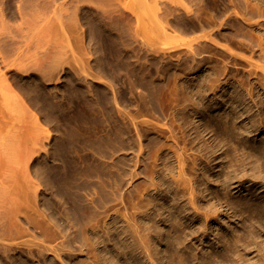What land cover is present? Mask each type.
I'll use <instances>...</instances> for the list:
<instances>
[{"label": "rangeland", "instance_id": "rangeland-1", "mask_svg": "<svg viewBox=\"0 0 264 264\" xmlns=\"http://www.w3.org/2000/svg\"><path fill=\"white\" fill-rule=\"evenodd\" d=\"M22 1V2H21ZM41 1H42V3H41ZM53 0H35V3L36 4H34L33 6H32V8H27L26 9V7L27 6H25V5H27V3H26V1H23V0H9L8 1V4L10 3V7H9V9H10V11L9 10H7L6 12L7 13H5L6 14V17H7V21H9V23L10 24H13V25H16V26H19V31H20V29H21V31L19 32V34L21 33V34H23V37H25L24 39H22V40H24L23 42H26V41H28V42H26V45L25 44H23L22 43V40H21V43L25 46L24 48H22V53H21V49H20V57L22 58V59H20L22 62V67L20 66V68H21V70H20V68H18L17 69V71H16V76H14V77H16V78H14V77H12V75L13 74H10L11 72H13L12 70V68H6L5 69V67H3V66H1L0 65V73H2L1 74V76H3L2 78H1V76H0V181H6V182H4L5 184V187H4V185H2L3 183L2 182H0L1 184V186H0V200L2 201V200H4L3 199V197L4 198H8L7 200H9L10 201V199H12V198H10L11 197V193L10 194H8V192H6V191H8V190H4V192H2L3 191V189H5L7 186H9L10 185V187L12 188V187H15L16 189H18L19 187L18 186H20V188L22 189V191L24 192V195H26V193H27V195H26V197H25V199H24V195H20V193H21V189H20V191H19V189H18V192H19V194H16V196H17V199H14L15 200V202L14 203H16L17 201H19V203H20V201H21V205L22 206H19V205H17V206H19V208H21V207H23V208H25L24 210L26 211V210H30L31 212H32V214H30L31 212L28 210V211H26V213H24L23 211V209L21 208V210H19V208H17V209H15V207H16V205H15V207H14V203L13 202H11L12 204H13V206H11V207H14V209L15 210H18L19 212L20 211H22V214L24 213V215L25 214H27V212H30L29 213V216L31 215L32 216V218H34L33 220H31V218H29L28 216L26 217V216H24V217H26L29 221H30V223H32V225H30V227L29 228H27V231L25 232V230H23L22 228L24 227H22V224L20 225V223L19 222H17V223H19V224H17V227H19V226H21V227H19V229L21 230H23V232H24V234L25 233H28L29 234V232H30V234H34V233H36V235H29V239H33V237H37V236H39V237H37V240H38V238H40L41 236L40 235H43L44 234V228H43V224L46 222V224H47V221H45V222H43L42 220H43V218L45 217V219H46V217H49L48 215L51 213V211H49V209L47 208L46 209V207H48V204H44V203H40L41 202V199H42V202L43 201H45V203H49L51 200H57V199H55V197L54 198H52L51 196V194H53L54 193V189H55V184H54V186L52 185L53 184V180H55V174L57 175L58 174V171H60L61 169H62V165H63V163H61V161L60 160H62L63 159V161H64V155L63 154H65V150L67 151V149H65V146H67V144H68V147H71V148H75L77 151L78 150H80L82 147H79V145H81L82 143L84 144V148H82L83 150H81L82 152H78V160H77V163H78V166H79V168H81L82 169V172H83V174H85L86 175V173L88 172L87 170H89V169H93V168H91L90 167V163L91 162H93L95 165H96V168L98 169V171H100L101 172V177L100 178H96L95 177V179L97 180V181H94V183H93V180H94V177H93V179L91 180V179H89V181H88V179H86V178H84V179H82L81 180V182H80V184H82V185H86V187H88V189H85L86 191H89V195L88 194H85L84 192L82 193V194H80V192H79V195L81 196V198H82V200L84 201H86V203L84 202V204L86 205V204H88L86 207L88 208L87 210V212H89V211H91L93 214H95V216L96 217H99V218H102V220L100 221V226H101V228L103 229V222L104 221H106V223H107V225H109L110 223H111V219H109L110 217H111V215L114 217H116L117 219H116V224H115V226L114 227H116V229H114V227L112 228V226H111V228H110V230L112 231V229H113V231L112 232H115L114 230H116V231H119L120 229H122L123 227V229H125V228H127L128 227V225L129 224H131L132 222H131V219H133V217H135V219H136V221H139V222H137L138 223V225H143V226H141V228L143 227V229H145V233L147 232V231H149L150 232V239L151 240H154L152 243L154 244H152V246H151V250H152V248H153V250H152V252L156 255H154L155 256V258L156 257H160V260H159V257L158 258H156V262L154 261V259L152 260L153 262H155V264H158V261H162V262H160V264L162 263V264H171L174 260H170V257H169V251H170V249L168 250V248H169V246L170 245H168V243L169 242H171L170 240L172 239V241H174L173 240V238H175V235H173V229H171V226H172V228H173V226L174 225H176V226H180L181 224L182 225H185V227L184 226H180V227H178V228H176V230L177 231H179L182 235V237H181V239L179 240V241H182V246H184V247H182V246H180L179 245V248L180 249H182L183 248V250L185 249V251L187 252V254H188V256H189V258L191 259H189V260H187V261H189L188 263H191V264H200V261L201 260H199V262H198V260H193L192 258H194L195 256L196 257H203V256H205V257H207L208 259L213 255V253H216L217 251H219V252H222L223 251V249H222V245L223 244H221V242L218 240V238L217 237H219V236H217V235H219V234H221L222 232H224L223 234H228L230 231H231V227H235V226H237V225H239V226H237L238 227V229H244V230H246V229H248L249 227H250V225H251V223H250V221L248 220V218L247 217H244L245 215H241L240 213H237L236 215H235V217L234 218H229V217H232V215H233V213H232V210H229L228 209V207H225L224 205H222L221 203V201H223V200H221V198L223 199V197H224V200H225V197L227 198V199H229L230 198V196L231 197H233V199L234 198H236V195H237V197L238 196H240V197H242V196H244V195H246V192L244 191V189L247 187H249V186H251V184L253 183V182H255V189H257L258 191H260L261 189H262V187H263V185H264V182L262 183V181H260V180H252V179H250V178H246L245 179V177H242L243 179H241L240 180V178H241V172H240V170L241 169H239V170H237L236 171V173H237V176H239L240 175V177H238V179L236 178V179H232L233 177H231L230 179L232 180V182H231V180L229 181V178L227 177V176H229L231 173H233V171H231V170H233L232 168H233V166H232V168L230 167V169H228V170H226V167L228 168L230 165H232V164H234V163H231L230 162V158H232V159H235V158H237L238 159V157L240 158H242V155H246V151H242V146H244V144H245V146L247 145V146H255V144H257V146H261V145H263L264 144V127H262V125H264V119L262 118V117H264V91H262V89H261V87H259L258 86V84L257 83H253V82H255V79L254 78H250V77H248L247 75L245 76V72L244 71H246L248 68H246V69H244V67L242 66V64H244L245 65V63H244V61L245 60H247L248 59V57L250 56V52L248 53L245 49H244V47H242L239 43H237V42H235V38H232V36L230 35V34H232L231 32H230V30L231 29H229L228 28V26L227 25H224L223 27H222V29H221V33L222 32H224L223 33V35L225 36V38H224V40H223V38L222 37H224V36H222V34H219V35H217L218 33H220V32H217L216 31V29H214V31L213 32H215L216 33V35L218 36H214V37H212V38H216L215 39V46H216V44L218 45V46H223L224 47V45H225V47L224 48H226V51L223 49V47H215V46H212V44H211V48H209V47H207L208 49H210V51L206 48L204 51H202V54H200V55H196L197 57L195 58V57H193V58H188V59H191V60H193V61H189L188 59H184L183 58V60L182 59H180L179 57H181L182 55H180L181 53H178L180 50H178L177 49V52H176V50H173V46L172 45H174L175 44V46L176 45H178L179 46V44L181 43V44H183V43H185V42H187V41H189V40H191L193 37H192V35L193 34H191V36H187V34L189 35V33H187V34H185V32L184 33H182V31H181V33L182 34H180V33H178L180 30L179 29H177V28H175V29H173L174 27L173 26H175V22H177L176 21V19H174L173 20V18H171V17H168V18H166V22L170 19L171 21H175L174 23L173 22H171V23H173V24H171L170 22L169 23H166V22H164L163 23V19H162V21H161V19H160V21L158 20V18H157V20H156V18L154 19L153 17L154 16H151L152 18H153V20H155L156 22H158V23H160L159 25L161 26V25H168V26H170L171 27V25H173L171 28L175 31L176 29L178 30V32L177 31H175V32H177V34H179V35H177L176 33L174 34L173 33V31H170L169 32V30H171V28L169 27L168 28V26H167V28H168V30L167 29H165L166 28V26H165V28H161L160 30L162 31V29H164L163 31H165V30H167L169 33H170V36L168 37V39H165V37L167 36V35H164V36H162V35H159V33H160V30H158V35L157 34H155L154 32H152V28H153V26H151L152 28H151V30H150V28H148V26L150 25V24H148L146 21H148V20H152V18L151 19H149L148 17H149V15L147 14V15H145L146 13H144L142 10L144 9V3H141V4H139V2H141L142 0H139L138 2H136L135 3V1H133V0H109V2H108V0L106 1V3H105V1H102V0H86V1H82V0H71V2L73 1V3H70L68 0H66V1H64V0H54V2H52ZM128 1H133L135 4H133V6H134V8L135 7H137V10L136 11H138V9H139V7H140V9H139V11L141 12L140 14L142 15V13H144L142 16H141V18L143 17V21H141V19H139V21H138V18L136 19V15H135V9L134 10H132L133 9V6H132V9H131V12L133 11V13H134V17H135V19L138 21H136V23H135V19H130V20H127V21H125V22H127L126 23V25H128L129 26V30L131 29V27L134 29L135 27H134V24L133 23H135V24H137V26L138 25H140L141 24V26L139 27L138 26V28H136V32L135 33H137V34H135L136 35V38L134 37L135 35H133L134 33H133V29H131L130 31L128 30L127 31V29H128V26L127 27H125V28H123L124 27V24L123 23H125L124 22V20H122V19H119V20H117L116 18L114 19V18H112V19H114V20H116L115 22L112 20V21H110V20H107V19H103V18H101L102 16H104V17H106L107 16V14H105L104 15V13H105V11L106 10H102L104 13H102L101 12V9L103 8V6L104 7H106V8H104V9H107L108 10V12L110 13V14H113V15H117L116 14V11L118 12V10H121V9H124V7L123 8H121V6L123 5V3L121 4V2H124V4H127L128 3ZM147 0H145L144 2H146ZM152 1V0H151ZM155 1V0H154ZM153 1V2H154ZM157 1V0H156ZM158 1H160V3L158 2ZM157 2L158 3H156V2H154L155 4V6H157V4H158V8H159V6H162V5H159V4H162L164 1L165 2H168V0H158ZM163 1V2H162ZM170 2L171 1H173V0H169ZM183 1V0H182ZM23 2H25L26 4H24ZM60 2L62 3V4H60ZM66 3V4H64V3ZM67 2H69V4L70 5H76V6H79L78 8H79V10H81L80 12H79V10H78V8H75L76 6H71L70 7V5L67 3ZM126 2V3H125ZM132 2V3H133ZM149 2H150V0H149ZM149 2H147L148 3V5L150 6V3ZM152 2V3H153ZM165 2L163 3V4H165ZM169 2V3H170ZM185 2V1H184ZM22 5H21V4ZM40 3V4H39ZM58 3V4H57ZM105 3V4H104ZM130 3V2H129ZM147 3H145L146 4V6H147ZM167 4V5H170L171 3H172V5H174L173 4V2H171L170 4ZM187 5H188V3H187V1L185 2ZM19 4V5H18ZM43 4L45 5V6H43ZM52 5V7H51V5ZM62 5V6H60V5ZM85 4V5H84ZM89 4H91V6L89 5ZM98 4V5H97ZM118 5V7H117V5ZM120 4H121V6H120ZM36 5H38V6H36ZM43 6V8H42V6ZM49 5V6H48ZM54 5V6H53ZM58 7H57V6ZM69 5V6H68ZM128 5V4H127ZM127 5H125V7L127 6ZM132 5V4H131ZM138 5H141V6H138ZM152 5V4H151ZM19 6V7H18ZM22 6V7H21ZM24 6V7H23ZM66 6V7H65ZM87 7V8H85V7ZM100 6H102L101 7V9L99 10V8L98 7H100ZM113 6H116V7H113ZM149 6H147V7H149ZM17 7V8H16ZM21 7V9H19ZM54 7V8H53ZM60 7V8H59ZM64 9H63V8ZM75 8V9H73V8ZM89 7L91 8V9H89ZM129 7V6H128ZM128 7L127 8H125V9H128ZM147 7H146V9H147ZM151 7V6H150ZM150 7H149V9H150ZM153 7V6H152ZM151 7V8H152ZM13 8V9H12ZM23 8V9H22ZM85 8V9H84ZM98 8V9H97ZM114 8H118L117 10H115ZM157 9V7H154V9ZM162 7H160L159 9L161 10H159L160 12H161V14H163L162 13V9H161ZM16 9V10H15ZM50 9H55V13H59L60 14V16L62 17V21H61V18L59 17V14H57L58 16H57V18H56V16L54 15L55 13L54 12H52V13H54V14H52L50 11ZM72 9V10H71ZM142 9V10H141ZM148 9V10H149ZM19 10V11H18ZM31 10V11H30ZM32 10H34V11H32ZM44 12H43V11ZM52 10V11H53ZM66 10H68L70 13H71V11H72V13L70 14L68 11H67V13H66ZM75 10H77L76 11V14H75ZM82 10H84L83 11V13H82ZM130 10V9H129ZM129 10H127V11H129ZM152 10H153V8H152ZM148 11V13L149 12H152L153 13V11ZM16 11V12H15ZM19 13H18V12ZM24 11V12H23ZM90 11V12H89ZM99 11H100V13H102V15L99 13ZM10 12V13H9ZM22 14H21V13ZM26 12V13H25ZM31 12V15L29 14ZM77 12H79V13H77ZM130 12V13H131ZM146 12V11H145ZM156 12H158V10H156ZM18 13V14H17ZM33 13V14H32ZM43 13V14H42ZM70 15H69V14ZM74 13V15H72ZM137 13V12H136ZM139 13V12H138ZM28 14V16H26V15ZM40 14V15H39ZM45 14V15H44ZM151 14V13H150ZM161 14H160V17H161ZM24 15V16H23ZM33 15H36L35 17H33ZM75 15L76 16H79V17H77V19H76V17H75ZM85 15V16H84ZM152 15V14H151ZM156 15V17H157V15L159 16V14H155ZM21 16V17H20ZM45 16V17H44ZM72 16H74V17H72ZM84 16V17H83ZM87 16V17H86ZM139 16V15H138ZM146 16H148L147 18H145ZM18 17V18H17ZM20 17V18H19ZM23 17H28L27 19H29L30 21H31V23H30V21H28L26 18H24V20H26V22L28 23H25V21L24 22H22V19H23ZM31 19H30V18ZM58 17L60 18V19H58ZM140 17V16H139ZM43 18H45L44 20H45V22H49L50 24H52V25H50L49 23H44V20H43ZM49 18V19H48ZM21 19V20H20ZM35 19V20H34ZM38 19V20H37ZM48 19V20H47ZM64 19H65V22H64ZM79 19V20H78ZM81 19V20H80ZM91 19V20H90ZM97 19H99V20H97ZM144 19H146V21L144 20ZM148 19V20H147ZM32 20H34V21H32ZM43 20V21H42ZM52 20V21H51ZM67 20V21H66ZM87 20L89 21L88 22V24L86 23L87 22ZM94 20V21H93ZM100 20H102V21H100ZM38 22L37 24H36V22ZM58 21V22H57ZM59 21H61V23L59 22ZM80 21H82V22H80ZM93 21V22H92ZM99 21V22H98ZM107 21H110L112 24L114 23L115 24V26H114V28L115 29H117V30H119L118 28H120V32L122 31V29H121V27L123 28V29H125L124 31H126V33L128 32H130V34H132L131 36H129L128 35V33L126 34L125 32H123L122 31V35L124 34V37L123 36H121V34L119 35L118 33H120L119 31H113V30H115L114 28H111V27H109V25H107ZM165 21V20H164ZM222 21H224V19H222ZM19 22H21V24L19 23ZM34 22H35V24H34ZM53 22H55V23H53ZM63 22H64V25L67 27H65L64 25H63ZM68 23V24H65V23ZM73 22H74V26H73ZM77 22V23H76ZM90 22H92L93 24L95 23V22H97L96 24L98 25H96V24H94L95 26H97V29L99 28L101 31H99V29L97 30L96 28H95V26H93V24L91 23L90 24ZM102 22V23H101ZM109 22V23H110ZM129 22V23H128ZM141 22H144V24L145 25H143V23H141ZM149 22H151V21H149ZM153 22V21H152ZM162 22V23H161ZM33 23V28L35 29V31H30V30H32L33 28H31V25H29V24H32ZM61 24V25H63V26H61L60 24L59 25H57L56 27L54 26V25H56V24ZM104 23V24H103ZM108 23V24H109ZM25 24V25H24ZM90 24V25H89ZM101 24H103V25H101ZM113 24V25H114ZM117 24H118V26H117ZM148 24V25H147ZM156 24V23H155ZM154 24V25H155ZM170 24V25H169ZM21 25V26H20ZM24 25V26H23ZM27 25H29V26H27ZM76 25V26H75ZM107 25V26H106ZM111 25V24H110ZM131 25V26H130ZM25 26H27V27H29V28H31V29H28L27 27H25ZM49 26H51V28L49 27ZM55 27V28H53V27ZM60 26L62 27V28H60ZM69 26V27H68ZM71 26V27H70ZM90 26H92V28L90 27ZM99 26H103V28H101V27H99ZM121 26V27H120ZM144 26H147L146 27V30H147V32L146 31H144L143 29H145V27ZM24 27H25V29L27 30H25L24 29ZM36 27V28H35ZM73 27V28H72ZM77 27H78V29H77ZM82 29V27H83V29L81 30L80 28ZM108 27L109 28H111V29H109L108 30ZM113 27V26H112ZM150 27V26H149ZM60 28V29H59ZM70 28H72V29H70ZM75 28V29H74ZM87 28L88 29H90L91 31H94V33H92L91 34V36H94V34H95V36L94 37H91V36H89L88 35V33L90 32V30H87ZM155 28H156V26H155ZM154 28V29H155ZM33 29V30H34ZM51 29V30H50ZM53 29V30H52ZM94 29V30H93ZM104 29H105V32H103L104 31ZM113 29V30H112ZM153 29V31H155L156 32V29L154 30ZM157 29H159V28H157ZM225 29V30H224ZM227 29V30H226ZM27 32H25V31ZM29 30V31H28ZM58 30V31H57ZM59 30H62V32L61 31H59ZM67 30V32H65ZM83 30H85V31H83ZM103 30V31H102ZM107 30V31H106ZM135 30V29H134ZM223 30V31H222ZM52 31V32H51ZM55 31V32H54ZM63 31H64V35L62 34L63 33ZM111 31V32H110ZM113 31V32H112ZM146 32V33H148L147 35L144 33V32ZM232 31V30H231ZM32 32H33V34H32ZM35 32V33H34ZM61 33L62 34V36L61 37H63L64 39H62V38H60V34L58 35V34H56V33ZM97 32V33H96ZM109 34H108V33ZM139 32H141L144 36H146L147 38L149 37H151L152 39H151V41H152V43L153 44H155L154 43V40L157 38L158 39V41H157V43L158 44H162L161 46H165V47H169L170 48V46H172L171 48H172V50H171V52L170 51H167V53H165V51L166 50H168L167 48H166V50L165 51H163L162 50V48H160L159 47V51H158V48L155 46V48L157 49H155V48H152V47H154L153 45H152V47L149 45V48L146 50V52H144L145 51V47L147 46L146 44H143V43H146L147 42V40L145 41L144 40V38L145 37H143L142 38V35H141V33H139ZM172 32V33H171ZM229 32H230V34H229ZM53 33V34H52ZM68 35H67V34ZM115 33H117L118 35H116ZM157 33V32H156ZM166 33V32H165ZM164 33V34H165ZM197 33H198V31H197ZM214 33V34H215ZM28 34V35H27ZM31 34V35H30ZM54 34H56V36L54 35ZM65 34H66V36H65ZM82 34V35H81ZM90 34V33H89ZM112 34H114V36L112 35ZM141 35V37H140V35ZM166 34H168V33H166ZM25 35V36H24ZM30 35V36H29ZM111 35V36H110ZM118 37H121V38H117L116 36ZM127 35V36H126ZM172 35H174V37H176V39H178V38H180V37H183V39L181 38V39H179V40H177L176 41V39L175 38H171L172 37ZM184 35H186V36H184ZM198 34H196V35H193V36H197ZM58 36V37H57ZM82 36V37H81ZM85 36H86V38H85ZM96 36H97V38H96ZM110 36V37H109ZM129 36V37H128ZM134 38H133V37ZM137 36H139L138 38H137ZM161 36H162V38L164 37V39H162L161 38ZM177 36H179V37H177ZM226 36L227 37H230V39L228 38H226ZM28 38V40H26L27 38ZM29 37H31V38H29ZM67 37V38H66ZM95 38L96 40H98V41H96L95 39H91L92 41L90 42V38ZM110 39H109V38ZM115 38L113 41L115 42V40H121L122 39V43L123 44H125L126 46L131 42L132 43V41L135 43H130L129 45L130 46H125L126 48H128L129 47V50L127 49L126 50V48H124L123 46V44L121 45L120 43H121V41H119L120 43L118 44V40L115 42V45L117 46H114L113 47V45H112V43H114L113 41H111L112 40V38ZM128 39H127V38ZM22 37L20 36V39H21ZM81 38V39H80ZM99 38V39H98ZM102 38L103 39H106L107 40V42H106V40H102ZM117 38V39H116ZM123 38H124V40H123ZM139 38H142V40L143 41H141V39H139ZM190 38V39H189ZM195 38V37H194ZM222 40H221V39ZM232 38V39H231ZM30 39V40H29ZM66 39H68L69 41V44L66 42L67 40ZM80 39V41L78 42L77 40H79ZM84 39V40H83ZM102 41H101V40ZM175 39V40H174ZM63 40V41H62ZM64 40H66V41H64ZM112 42L110 45L108 44V42H110V41ZM127 40V43L125 42ZM131 40V41H130ZM164 40V41H163ZM172 40L174 41V42H172ZM227 40V41H226ZM228 40H232V41H228ZM234 40V41H233ZM31 43H30V42ZM56 41V42H55ZM89 41V42H88ZM94 41H96V44L94 45L93 44V42ZM102 42L103 44H101L100 46H101V48L103 47V51H102V49H100V47H99V44H100V42ZM135 41H137V43L135 42ZM166 41V42H165ZM191 41H193V39L191 40ZM217 41V42H216ZM63 42H66L67 44H65V43H63ZM86 42V43H85ZM125 42V43H124ZM141 44V45H139V43ZM149 42V41H148ZM148 42H147V44H148ZM230 42H234V43H230ZM21 43L19 44L20 45V47L19 48H21V46L23 47V45H21ZM29 43V44H28ZM56 45H55V44ZM58 43V44H57ZM62 43L64 44V45H62ZM84 43V44H83ZM92 43V44H91ZM95 43V42H94ZM152 43H150L149 42V44H152ZM166 43V44H165ZM168 43V44H167ZM219 43V44H218ZM220 43H221V45H220ZM230 43V44H229ZM235 43H237V45L240 47H242V48H239ZM27 44L28 45H30L29 47H30V49L28 48V46H27ZM33 46H32V45ZM85 44H87V46L85 45ZM98 44V45H97ZM107 44H108V46H107ZM118 44V45H117ZM136 44H138V45H136ZM171 44V45H170ZM180 44V45H181ZM194 44V43H193ZM222 44H224V45H222ZM227 44V45H226ZM53 45H54V47H53ZM58 45V46H57ZM61 45V46H60ZM67 45H69L68 47H69V49L68 50H66L65 49V47H67ZM86 46V47H84V46ZM89 45V46H88ZM103 45V46H102ZM120 45V46H119ZM146 45V46H145ZM170 45V46H169ZM213 45H214V43H213ZM27 46V47H26ZM107 46V47H106ZM111 47V49L113 50H111L110 49V47ZM141 46V47H140ZM142 46H144V49H143V47ZM227 46V47H226ZM32 47V48H31ZM108 49H106V48ZM130 47L131 48H133V49H130ZM180 48L179 49H182L181 51L183 52V51H185V50H187V49H185L184 47H181V46H179ZM215 47V48H214ZM48 48H51V49H53L54 51H52L51 49H48ZM56 48V49H55ZM81 48H83V49H81ZM136 48V49H135ZM174 48H176V47H174ZM219 48V49H218ZM227 48H228V50H231L230 52H231V54H234V57L235 58H233L232 56H231V54H230V56H229V53L227 52L228 50H227ZM25 50V52H24V50ZM47 49V50H46ZM70 49H72V50H70ZM85 49V50H84ZM86 49H88V50H86ZM106 49V50H105ZM123 49V50H122ZM185 49V50H184ZM216 49H218V50H216ZM221 49H222V52L224 53H220V51H221ZM242 49H244V51L242 50ZM27 50V51H26ZM29 50V51H28ZM52 52H54L55 54H54V56H55V60H57V63L58 64H56V62H55V60L52 58V56L51 55H47V53L48 54H50V53H52ZM74 50V51H73ZM91 50H94V52L92 51L91 52ZM114 50H116V52H117V54H115L114 52ZM138 50H139V52H138ZM161 50V51H160ZM206 50H208V51H206ZM224 50V51H223ZM45 53H44V52ZM47 51V52H46ZM50 51V52H49ZM68 51V52H67ZM70 51H71V54H70ZM73 51V52H72ZM82 51V53H86L85 55L83 54V55H80L79 54V52H81ZM84 51V52H83ZM121 51V52H120ZM129 51V52H128ZM144 53H143V52ZM172 51H175L176 52V56H178V54H179V56H178V58L176 57L175 58V53L174 52H172ZM218 51V52H217ZM246 51V52H245ZM107 52H112V53H109V55L111 54L112 56L114 55V59H113V57H111V55L109 56L108 55V53ZM141 52V53H140ZM148 52V53H147ZM160 52V53H159ZM163 52V53H162ZM27 53V54H26ZM44 55H43V54ZM56 53H57V55H56ZM66 53H69L68 55L66 54ZM81 53V54H82ZM92 53H94V54H96V55H98L99 54V57L98 56H96V55H94V54H92ZM119 53H121V54H119ZM139 53V54H138ZM169 53H174V54H172V55H170L169 57L171 58V56H172V59L170 60V58L168 59V58H166V57H168V56H163V55H168ZM209 53V54H208ZM211 53V54H210ZM217 53H219V55L220 56H218V54ZM227 53H228V55H227ZM26 54V55H25ZM53 54V53H52ZM76 56H75V55ZM89 54H90V58H88L89 57ZM140 54H142V55H140ZM143 54H146V55H143ZM162 55V58H161V55ZM66 55L68 56V60H66ZM71 55V56H70ZM92 55H94V56H92ZM115 55H117V56H115ZM120 55H121V57H123V58H121L120 57ZM123 55V56H122ZM174 55V56H173ZM218 57H217V56ZM221 55H226L225 57L224 56H221ZM57 56V57H56ZM62 56V57H61ZM75 56L76 57V59H78V61L75 59L74 60V58L73 57ZM101 56V57H100ZM127 56V57H126ZM144 56V57H143ZM145 56H147V57H150L149 59H150V61H149V59L147 58V57H145ZM205 56V57H204ZM228 56V57H227ZM50 57V58H49ZM66 57V58H65ZM97 57H98V60H96V61H93V63H91V62H89L90 60L92 61L93 59H97ZM109 57V58H108ZM126 57V58H125ZM141 57H143V58H145V60L143 59V58H141ZM160 57V58H159ZM204 57V58H203ZM223 57V58H222ZM237 57V58H236ZM240 57H242V60H243V58H246V59H244V61H241L240 60ZM51 58L53 59L52 61L55 63V65L57 66V68H55L54 70H53V63H51L50 62V60H51ZM72 58V59H71ZM81 58H83V61H81ZM125 58V59H124ZM159 58V59H158ZM195 58V59H194ZM230 58L231 59H233V60H235V62L232 60V63H228V61L230 62ZM50 59V60H49ZM89 59V60H88ZM105 59V60H104ZM115 61V63H114V61ZM122 59V60H121ZM160 59H162V60H160ZM177 59V62L178 61H180L179 63H181V64H179V63H177L175 60ZM224 60V59H227V60H225V61H222V60ZM238 59V60H237ZM254 59H256V58H254ZM20 60H19V63H20ZM66 60V61H65ZM70 60H72V62L70 61ZM86 60V61H85ZM101 60H102V63H101ZM109 60V61H108ZM142 60H144L145 62H147V63H151V67H148V66H150V65H148L147 63H144V62H142ZM170 60V61H169ZM206 60V61H205ZM237 60V61H236ZM240 60V61H239ZM257 60V59H256ZM256 60H254L255 62V64H257V65H260V64H258L257 62H259V61H257L256 62ZM67 61H69V62H67ZM74 61H76V62H74ZM98 61V62H97ZM105 61V62H104ZM131 61V63H128V62H130ZM141 61V62H140ZM186 61H188V62H186ZM202 64H200L199 62ZM217 61V62H216ZM218 61H219V63H218ZM226 61H227V64H226ZM67 62V63H66ZM71 62V63H70ZM81 62V63H80ZM84 64H83V63ZM87 62H88V64H87ZM104 62V63H103ZM106 62H108V63H106ZM109 62L111 63L112 62V64H109ZM134 63V67H132L133 65H129V64H133ZM176 62V64H174L173 65V63H175ZM182 62H184V64L185 65H182L183 63ZM186 62V63H185ZM209 62V63H208ZM212 62V63H211ZM222 62H223V64H222ZM239 62H240V65H239ZM242 62V63H241ZM34 63V64H33ZM38 63V64H37ZM51 63V64H50ZM66 63V64H65ZM79 63L80 64H83L84 66H85V72L87 73V72H89V70H94L95 72H96V69L99 71V70H101L102 69V67L105 65V64H108L107 65V67H110V68H106V65H105V67L101 70V71H104L105 70V68H106V70H105V72H101V73H103L102 75L99 73V72H97V74L98 75H96V73H94V72H90L89 74H95L96 76H100L101 77V79H98V81H102V82H95V80H93L94 78H91V76L87 73H85L84 72V67H83V69H82V66L81 65H79ZM89 63H91V64H89ZM118 63V64H117ZM120 63V64H119ZM128 63V64H127ZM188 63V64H187ZM194 63V64H193ZM199 63V64H198ZM260 63V62H259ZM36 64V65H35ZM50 64V65H49ZM60 64V65H59ZM65 64V65H64ZM86 64H87V66H89L88 68H87V66H86ZM104 64V65H103ZM113 64H115V65H113ZM179 64V65H178ZM186 64H187V66H186ZM190 64V65H189ZM211 64H212V66L213 67H216V69L215 68H211L212 66H211ZM233 64V65H232ZM235 64V65H234ZM33 65V66H32ZM39 65H43L42 67H40ZM49 65V66H48ZM52 65V67H50ZM54 65V66H55ZM71 65H73L74 67H75V69H76V67L77 68H79V69H76V70H74V71H72L71 72V70H69L68 71V69H71L73 66H71ZM77 65H79L80 67H78ZM97 65H100V66H97ZM126 65H128V68H131V70L132 69H134L133 71H131V70H129L128 68H125V67H127ZM148 65V66H147ZM169 65L171 66L172 65V67H170L169 68ZM183 66V67H181V66ZM195 65V66H194ZM209 65V66H208ZM227 67H225V66ZM55 66V67H56ZM91 66V67H90ZM94 66H97V67H94ZM117 66H119V67H121V66H123V67H121V69L122 70H120ZM130 66V67H129ZM176 66V67H175ZM178 66H180L182 69H187V67L189 68V69H187L186 71H187V75H186V71H184V72H182V70H181V68L180 67H178ZM184 66H186V68L184 67ZM197 66V67H196ZM239 66V67H238ZM246 67H247V65H245ZM70 67V68H69ZM73 67V68H74ZM92 67H93V69H92ZM100 69H99V68ZM114 67V68H113ZM153 67H155V68H157V71H156V69L154 70L153 69ZM167 67V68H166ZM191 67H193L195 70H192V68ZM197 69H196V68ZM201 67V68H200ZM210 67V68H209ZM220 67H224L225 68V70L223 69V68H220ZM64 68H66V69H64ZM91 68V69H90ZM94 68H96V69H94ZM113 68V69H112ZM138 68V69H137ZM169 68V69H168ZM176 68V69H175ZM200 68V69H199ZM217 68H218V70H217ZM244 70H243V69ZM8 69H10V70H8ZM12 69V70H11ZM27 69V70H26ZM42 69V70H41ZM57 69H60L61 70V72H59L58 74H56V71H57ZM83 70L82 71V75H84L85 76V78H83L84 76H82L79 72H81L80 70ZM109 69H112V70H109ZM116 69H118V70H120V72H122V74H123V72H124V70H126V72H124L125 74L127 73V72H129L130 73V75H131V77H130V80L128 79V77L130 76L129 74H124L125 76H127V77H125V76H123L118 70H117V72H115L116 71ZM141 69V70H140ZM147 69V70H146ZM158 69H162V70H158ZM166 71H165V70ZM180 69V70H179ZM199 69V70H198ZM215 69V70H214ZM219 69H221V70H219ZM8 72H6V71ZM37 70V71H36ZM39 70V71H38ZM73 70V69H72ZM107 70H109V71H107ZM129 70V71H128ZM136 70H138L137 72H136ZM140 70V71H139ZM173 70V71H172ZM188 70H191V71H188ZM210 70L212 71H216V72H213V74H215V75H213L212 74V72H210ZM224 70V71H223ZM242 70H243V72H242ZM43 71V72H42ZM47 73H46V72ZM53 72V73H50V72ZM76 71V72H75ZM106 71L108 72V73H106ZM131 71V72H130ZM134 71H135V73H134ZM147 71V72H146ZM148 71H149V73H148ZM156 71V72H155ZM169 73H168V72ZM178 71H180L179 72V74H182L183 76L182 77H175V78H173L175 75H176V73L178 72ZM195 71V72H194ZM220 71H221V76L220 77H218V75H220ZM4 72H5V74H7V75H5L4 74ZM40 72H41V74H40ZM70 72V73H69ZM75 72V73H74ZM113 72H115V73H113ZM134 73V75H133V73ZM139 72H141V75H142V77H141V79L140 78H137V77H140L139 76ZM162 72V73H161ZM191 72V73H190ZM210 72V73H209ZM222 72L224 73V74H222ZM46 73V74H45ZM64 73V74H63ZM77 73H79L80 75V77L77 75ZM85 73V74H84ZM112 73V74H111ZM116 73H117V75H116ZM132 73V74H131ZM137 73V74H136ZM144 75H143V74ZM174 75H173V74ZM190 73V74H189ZM219 73V74H218ZM228 73V74H227ZM234 73V74H233ZM243 73H245V74H243ZM5 76H4V75ZM48 74V75H47ZM58 75V76H56V77H58L57 79H55L56 77L54 76H52L53 78L52 79H49V77L48 76H50V75ZM72 74V75H71ZM112 75V76H109V75ZM149 74V75H148ZM150 74L152 75V77L150 76ZM158 74V75H157ZM202 74V75H201ZM205 74H207L208 75V77L210 78V74H212V76H217L218 77V79H216V77H214V80H213V78H210V79H208V77L205 75ZM227 74V75H226ZM230 74H231V76H230ZM74 75H77V78L79 79H77L76 78V76L75 77H73ZM95 75H92V77H95V79H97L96 78V76ZM122 77H121V76ZM135 76V80L133 81V79H132V77L133 76ZM138 75V76H137ZM148 76V77H146V76ZM170 75L172 76V77H170ZM186 75V76H185ZM201 75V76H200ZM204 75V76H203ZM224 75H225V77H224ZM43 76H45V77H43ZM46 76L48 77V79H46ZM60 76V77H59ZM106 76H107V79H105L106 78ZM160 76V77H159ZM179 76H181V75H179ZM193 76V77H192ZM206 76V77H205ZM211 76V77H212ZM244 76V77H243ZM14 79H12V78ZM63 77V78H62ZM83 78V80H80V79H82ZM100 77H98V78H100ZM105 77V78H104ZM118 77H120V78H118ZM125 77V78H124ZM144 77V78H143ZM152 79H151V78ZM184 77V78H183ZM198 77H202L201 79L200 78H198ZM206 78V79H204V78ZM240 77H242L243 78V84L242 83H238L239 81H240V79H241V81H242V78H240ZM247 77V78H246ZM7 79L6 81H5V79ZM9 78V79H8ZM43 78H45V79H43ZM50 78H51V76H50ZM75 78H76V81L78 80V81H80V83L77 81H75ZM103 78H104V80H103ZM108 78H111L112 79V81L110 80V79H108ZM113 78H115V79H113ZM126 78H127V80H128V82L126 81ZM143 78V79H142ZM156 78V79H155ZM167 78V79H166ZM170 78V79H169ZM171 78H172V81H170L171 80ZM180 78V79H179ZM181 78L182 79H184V81L182 82V80H181ZM188 78V79H187ZM194 78V79H193ZM237 78H239V79H237ZM10 79H12V81L10 80ZM53 79H55V81L53 80ZM62 81H61V80ZM86 79H88V82H91V83H93V86H91L90 84L91 83H88V82H86L85 80ZM116 79H118V80H116ZM119 79H121V81H119ZM123 79H125V80H123ZM149 79V80H148ZM154 79V80H153ZM175 79V80H174ZM198 79L202 82V83H200L199 84V82L200 81H198ZM204 79V80H203ZM215 79L217 80V82H215ZM235 79V80H234ZM250 79H251V81H250ZM254 81H253V80ZM105 80H108V82L107 81H105ZM139 81V82H137V83H135V81ZM147 80V81H146ZM152 80V82H150ZM158 80V81H157ZM173 80L174 81H179V82H177V86H178V83H179V86L180 87H182L181 89H183V88H186L185 90H182V91H186L185 93H183V94H185V95H183V96H188V97H183V98H185V100L184 99H182L183 101H186V98L187 99H191L192 98V100L189 102V103H184L183 101L180 103L181 105H179L178 106V108H180V109H178L177 110V108L174 110V111H176L175 112V114H176V116H177V114L178 115H180V111L181 110H183L184 112H186L185 114H188L187 112H189V116L188 115H185L184 114V112H182L181 111V115H183V118H185L184 120H185V122L187 123L189 120H186V119H188V117H189V119L191 120L190 122H188V123H191V124H186L185 122H184V128L186 129V130H184V128L180 125V123L179 122H181V119H180V121L178 120L177 122H173V119L175 120H177V118H181V117H176L175 116V118H172V117H170V116H172V115H169L171 112L170 111H168V110H165V109H162V111L164 110V112L166 111H168V112H170L169 114H167V113H164L163 114V112L161 113V115H160V113H157V112H159V111H161V106H159V105H156V106H154V112L153 111H151V113H153V115H154V117L152 116V114L151 115H149L150 114V112L148 113V110H146V109H144V106H143V104H142V97H144L145 96V94H147L148 95V90H156L157 88H159L158 90H160V87H161V89L162 88H164V85H166L165 83H169L168 81H170L171 83L173 82ZM195 80V81H194ZM206 80V82H203V81H205ZM212 80V81H211ZM218 80H219V82H218ZM238 80V81H237ZM1 81H2V83H3V81H5L3 84L1 83ZM9 81V82H8ZM43 81V82H42ZM65 81V82H64ZM82 81H84V82H82ZM109 81H111L112 82V84H114L115 83V85H112L111 84V82L109 83ZM118 81V83H116ZM124 83H123V82ZM130 81H132V82H130ZM146 81V82H145ZM148 81H149V84L150 83H156L155 85L153 84H151V85H149L148 84ZM185 81H187V82H185ZM190 81V82H189ZM192 81V82H191ZM198 81V82H197ZM209 81H210V83H209ZM213 81L215 82V83H213ZM240 81V82H241ZM246 82V84H244L245 82ZM62 83V84H60V83ZM67 82V83H66ZM76 82V83H75ZM82 82V83H81ZM103 82H106V83H108L107 85L105 84V83H103ZM125 82L126 83H133L136 87L134 88L133 87V90L134 89H136L134 92H133V95H132V93H129V94H127V96L124 98L125 99V101H124V103L123 104H121L122 102H123V100L124 99H122L121 98V96L119 95V97H120V100L118 99V94H120V90L119 89H121V90H123L124 88H125V86L126 85H128V84H125ZM194 82V83H193ZM197 82V85L199 84V86H197L196 85V87H198V89H199V91H198V89L195 87V83ZM211 82L213 83V84H211ZM253 83V85H252V83ZM5 83L7 84L6 86H7V88H6V86H5ZM12 83V84H11ZM69 83V84H68ZM78 83V84H77ZM101 83V84H100ZM123 86H120V84ZM146 84V91L147 92H144L145 91V89H144V87H145V84ZM164 83V84H163ZM182 83V84H181ZM188 84V87H187V84L183 87V85L184 84ZM192 85H191V84ZM204 83V84H203ZM251 84V85H248V84ZM2 84V85H1ZM9 84V85H8ZM80 84H84L83 86L81 85V86H79L78 87V85H80ZM95 84V85H94ZM132 84V85H133ZM182 86H181V85ZM194 84V85H193ZM202 84V85H201ZM208 85V86H206V85ZM219 84V85H218ZM224 84H226V85H224ZM228 84V85H227ZM254 84H255V86H254ZM57 85V86H56ZM75 85V86H74ZM76 85H77V88H76ZM101 85H102V89H101ZM139 87H138V86ZM141 85H143L142 87H143V90H142V87H141ZM156 85H158V86H156ZM163 85V86H162ZM190 85L192 86V87H190ZM204 85V86H203ZM210 85L212 86V85H214V86H212V87H210ZM240 85V86H239ZM246 85H248L246 88H245V86ZM70 86H74L75 88H76V90L79 88V91H80V93L81 94H79V97H81V99H82V97H83V102L82 103H86V101L88 100V99H91L90 100V105H91V107L94 109L95 107H93L92 105H96V108L94 109V110H101L102 111V109H106L107 111H108V113H105V111H104V113L105 114H107V116L104 114V117H102V116H100L101 115V111H97V112H99L100 114H98L97 112H95L94 111V113H92L93 114V117H92V119H93V121H94V119H95V123H96V121H97V123H99L97 126H101V124H103L104 125V127H100L101 128V130H99V132H101L102 131V134L101 133H99V132H97L96 131V133H93V134H89L88 136H86L85 135V131H84V127H83V125H82V123L81 122H79V121H81V114L79 115L78 113H79V111L77 112L76 111V107L78 108V107H80L81 106V101L82 100H80V98L78 97V95H77V93H79V92H77L76 90H75V88L73 89L72 87H70ZM89 86H90V88H89ZM95 86H97V88H99L100 89V92H102V93H104L105 91V94H107L106 95V98H107V100L108 99H110V100H108L109 101V103H111L110 104V106H104V108H103V106L102 105H104V104H101V108L102 109H99V107H97V103H96V100H95V102H93L94 100H92L93 98H91V97H94V99H98V97L101 95V93L99 92V94H98V89L95 87ZM104 86V87H103ZM112 86H114V89L115 88H118L116 91V93L115 92H113L114 90H113V87ZM149 86V87H148ZM152 86V89H150V87ZM154 86H156V87H154ZM193 86L195 87V88H193ZM203 86V87H202ZM231 86V87H230ZM233 86V87H232ZM244 86V87H243ZM254 86V87H253ZM9 87H11L10 89H9ZM55 87V88H54ZM66 87V88H65ZM69 87V88H68ZM85 87H86V89H88V91L85 89ZM93 87V88H92ZM120 87H122V88H120ZM141 87V88H140ZM148 87V88H147ZM180 87H177V88H180ZM190 87V88H189ZM206 87V88H205ZM208 87H209V89H208ZM213 87H216V89L215 88H213ZM241 87V88H240ZM250 87V88H249ZM253 87V88H252ZM258 87H259V89H258ZM54 88V89H53ZM57 88V89H56ZM60 88V89H59ZM72 88V89H71ZM85 89V92H84V90H82L83 92H84V94L85 93H94V95H98L97 96V98H95L96 96H94L93 95V93L92 94H86V95H88V96H84V95H82V91H81V89ZM156 88V89H155ZM193 88V89H192ZM202 88H204L203 89V91L204 92H202L201 91V89ZM213 88V89H212ZM250 90H249V89ZM257 88V89H256ZM9 89V90H8ZM90 89L92 90V89H95V90H92L91 92H90ZM190 90V91H192L193 93H191V92H189L188 90ZM197 89V93L195 94V92L193 91V90H196ZM211 89V90H210ZM222 89V90H221ZM234 89V90H233ZM255 90V91H259V92H255V91H253V90ZM9 92H8V91ZM67 90V91H66ZM74 91V93H76V94H74L73 93V91L71 92V93H69L68 94V92L69 91ZM96 90H97V92H96ZM105 90V91H104ZM113 90V91H112ZM230 90V91H229ZM232 90V91H231ZM238 90V91H237ZM67 93H65V92ZM87 91V92H86ZM104 91V92H103ZM113 92L112 94H114V95H116V96H114L116 99H115V101L117 102L118 100V102H117V105H116V102H115V104H113L114 102L113 101H111V100H114L113 99V95L110 93V92ZM120 91V92H119ZM138 93H137V92ZM157 91V90H156ZM189 93H188V92ZM209 91V92H208ZM226 91V92H225ZM249 91H251L250 93H248ZM15 92V93H14ZM119 92V93H118ZM141 92V93H140ZM180 92H181V90H180ZM199 92L200 93H202L200 96H202L201 98H202V100H204L203 102H202V100H201V98L199 97V98H197L198 97V94H199ZM223 94H222V93ZM236 94V95H238V94H240V95H242V96H244V98L242 97V96H239L238 95V97H241L242 98V100L245 102V101H247V102H245L244 104L242 103L243 101L241 100V98H240V101H242V102H237L238 100H239V98L237 97L236 99H235V96H233L234 95V93ZM237 92V93H236ZM256 93V94H254V93ZM10 93H12V94H10ZM13 93H14V95H15V97H14V95H13ZM108 93H110V95H112V98H110L111 96L108 94ZM134 93H135V95H134ZM145 93V94H144ZM188 95H187V94ZM190 93H191V96H190ZM209 93V94H208ZM230 93H232V94H230ZM246 93H248V94H253L254 95V98H255V100L254 101H252L253 100V95H248L247 96V94ZM260 93V94H259ZM10 94V95H9ZM18 94V95H17ZM62 94V95H61ZM71 94V95H70ZM72 94H74L73 96H72ZM194 94H195V96H194ZM204 94V95H203ZM229 94V95H228ZM258 94H259V96H258ZM4 95V96H3ZM17 95V96H16ZM37 95V96H36ZM44 95V96H43ZM77 95V96H76ZM80 95H82V96H80ZM89 95L91 96L90 98H89ZM108 95L110 96V97H108ZM130 95V96H129ZM146 95V96H147ZM216 95V96H215ZM231 95V96H230ZM18 96H20V97H18ZM21 96L24 98V101L22 100L23 98H21ZM42 96V97H41ZM129 96V99H130V101H129V99L127 98ZM231 97V99H229L230 101H232V103L229 101H227V98H230ZM7 97H9L8 99H6ZM63 97V98H62ZM68 97V98H67ZM78 97V98H77ZM88 98L87 100H86V98ZM135 97V98H134ZM137 97V98H136ZM149 97V96H148ZM191 97V98H190ZM215 97V98H214ZM13 99V101H14V103H13V101H12V99ZM17 98H18V100H17ZM55 98V99H54ZM85 98V99H84ZM149 98H151V97H149ZM223 99V100H221V99ZM226 98V99H225ZM250 98V99H249ZM260 98V101L258 100ZM263 98V99H262ZM11 99V100H10ZM20 99V100H19ZM43 99V100H42ZM68 99H69V101H68ZM118 99V100H117ZM153 99V98H152ZM194 99V100H193ZM195 99H196V101L197 102H199V106H201L202 108L204 107V106H206V108L204 109L205 111H203V109L201 108V107H199L198 106V104H196L195 103ZM247 99V100H246ZM67 100V101H66ZM77 100H79V101H76ZM86 100V101H85ZM122 100V101H121ZM128 100V101H127ZM141 100V101H140ZM154 100V103L156 102V100L155 99H153ZM200 100H201V103H202V105H201V103H200ZM224 100L226 101V103L228 104H226L225 102H224ZM233 100H235V101H233ZM250 100V101H249ZM7 101V102H6ZM12 101V102H11ZM21 101H23V102H21ZM47 101H50V102H47ZM120 101H121V103H120ZM139 101V102H138ZM188 101V100H187ZM223 101V102H222ZM258 101V103L260 102H262V104H260L259 103V105L258 104H256L255 102H257ZM8 102H10V103H8ZM16 102H19L17 105H16ZM46 104H45V103ZM71 102V103H70ZM78 102L80 103V106L78 105ZM92 102L93 103H95V104H92ZM113 102V103H112ZM126 102H127V104H126ZM191 102H192V104H193V106L194 107H191ZM211 102V103H210ZM219 102V103H218ZM222 102V103H221ZM234 102L236 103V104H234ZM249 102V103H248ZM253 102V103H252ZM13 103V104H12ZM25 103V104H24ZM48 103H50V105L48 104ZM67 103V104H66ZM71 105H70V104ZM76 103V104H75ZM136 103V104H135ZM140 103L142 104V107H141V105H140ZM194 103L196 104V105H194ZM204 103H206V105L204 104ZM232 105H231V104ZM239 103V104H238ZM242 103V104H241ZM248 103V104H247ZM11 104L13 105V106H11ZM38 104V105H37ZM59 105L61 108V110L60 109H56V107H57V105ZM68 104H69V106H68ZM87 104V103H86ZM88 104H89V102H88ZM113 104V106H111ZM131 104H134V105H131V106H133V108H131V106L130 105ZM157 104V103H156ZM186 104V105H185ZM190 105L189 107L187 106V105ZM219 104H220V106H219ZM230 104V105H229ZM233 104H234V106H233ZM246 104L248 105V106H246ZM250 104H252V105H250ZM256 104V105H255ZM7 105V106H6ZM9 105V106H8ZM16 105V106H15ZM26 105V106H25ZM67 105V106H66ZM77 105V106H76ZM108 105V104H107ZM117 106L118 107V109H116L114 106ZM121 106V107H119V106ZM127 105V106H126ZM138 105H140V106H138ZM211 107V109H210V107ZM213 107H217L216 109L215 108H213ZM240 105H242V106H240ZM245 105V106H244ZM250 105V106H249ZM261 105H263V106H261ZM54 106V107H53ZM58 106V107H59ZM123 106H124V108H126V109H122L123 108ZM126 106V107H125ZM136 106L140 109H137L136 108ZM183 106H185V107H183ZM195 106H196V108H198V109H196L195 108ZM208 106V107H207ZM232 106V107H231ZM235 106H237V107H235ZM244 106V107H243ZM253 106V107H252ZM255 106V107H254ZM11 107L12 108H14V107H16V110H17V108L18 107H20L21 108V110H25L26 108V111H27V116L26 117H24V115H26V111H20V108H18V112L20 111L21 113L23 112V113H25V114H21L20 112L18 113L17 112V114H15L16 113V111L14 110V109H11ZM43 107V108H42ZM64 107V108H63ZM68 107H69V109H68ZM107 107H109V108H107ZM141 107V108H140ZM157 107H159L160 108V110L157 108ZM183 107V108H182ZM239 107H240V110H239ZM241 107H243V108H245V107H247V108H245V109H247V110H249V111H252L251 112V114L247 111V110H244L243 108H241ZM249 107V108H248ZM250 107H252V109L250 110ZM260 107V108H259ZM10 110H9V109ZM68 110H67V109ZM81 109H82V106L80 107ZM121 108V109H120ZM157 108V110H155ZM182 108V109H181ZM190 108V109H189ZM191 108H193L194 110L196 109V114H195V111L193 110V109H191ZM221 108V109H220ZM233 108H234V110H233ZM235 108H237V109H235ZM55 109H56V111H55ZM73 109H74V111H73ZM114 111V109L115 110H117V111H114L116 114H117V112H121V110H124V113H125V110H129V112L131 113L130 115L127 113V111H126V114H125V117L126 118H128V115H129V118H130V116L131 115H133L132 117L133 118H136L137 119V115H141V113L144 115V117L142 116H138L139 118H138V120H134L135 121V123H140V118H141V121L142 122H144V125L147 123V121H149V122H153V124H150L149 123V127L147 128V129H145L146 128V125L145 126H143V127H145V128H143L142 127V125L141 126H136L135 127V125H133V127H132V125H131V127L134 129V131H131L132 130V128L130 127V124H132V123H129V131H131L130 133H129V137H124V135H123V131H121V128H120V130L119 129H117V128H119L120 126H121V124L119 123V122H117V117L115 116V113L112 111V110ZM132 109V110H131ZM199 109H201L200 111H201V113L203 114V115H205V116H203L201 113L199 114V112H198V110ZM207 109H209V110H207ZM213 109H214V111H213ZM244 111H243V110ZM11 110L12 111H15V113H12L11 112ZM48 110V111H47ZM58 110V111H57ZM132 112H131V111ZM140 111L139 113L140 114H136L138 111ZM144 110V111H143ZM180 110V111H179ZM209 111V112H207V111ZM234 111V114H236V116H237V114L239 115L240 114V112H241V115L240 116H237V117H241L240 119H238L235 115H233L234 117H232V115L231 114H233V111ZM55 111V112H54ZM63 113V115H64V117H63V115L60 113ZM71 111H73V112H71ZM76 111V112H75ZM111 111V112H110ZM142 111V112H141ZM213 111V112H212ZM216 111L217 112H219V114L218 113H216ZM229 111H230V113H229ZM232 111V112H231ZM245 111H247V115H246V113H245ZM262 111V112H261ZM57 112H59V114L60 115H62V117L59 115V114H57ZM64 112H66L65 114H66V116H65V114H64ZM67 112L69 113V112H71V113H69L68 115H67ZM113 112V113H112ZM207 112V113H206ZM215 112V113H214ZM55 113V114H54ZM111 113V114H110ZM122 113V112H121ZM155 113V114H154ZM194 113V114H193ZM212 113H213V117H217V115H218V117L220 116V114L222 115V114H224V115H222L224 118L227 116V117H232L233 119L231 120L230 118V120L228 119V118H223L222 116L221 117H219V118H213L212 117ZM263 113V114H262ZM51 114H53V115H56V117H57V119H61L60 121L59 120H57V119H55V116H54V118H53V116H51ZM74 114V116H76V117H74V116H72ZM75 114H77V115H75ZM96 114H97V116H96ZM114 115V117H113V115ZM123 114V113H122ZM128 114V115H127ZM157 114H159V115H157ZM166 114V115H165ZM172 114V113H171ZM198 114V115H197ZM209 114H210V116L212 117V119H211V117H209ZM214 114H215V116H214ZM243 114L245 115V116H243ZM257 114H258V116H257ZM21 115H23V116H21ZM49 115H50V117L52 118V119H54V120H52L51 118H49ZM58 115V116H57ZM95 115V116H94ZM109 115V116H108ZM110 115H112V117L110 116ZM127 115V116H126ZM156 115V116H155ZM201 115V116H200ZM251 115H252V117H254V119L251 117ZM263 115V116H262ZM59 116H60V118H59ZM69 116H71V117H69ZM79 116L81 117V118H79ZM92 116V115H91ZM102 117V118H105V119H103V120H105V122L107 121L108 122V120L110 119V118H112V120H113V118H114V120L116 121V123H114V122H112L111 121V119H110V124H107V122H106V124L104 123V121L103 120H101L102 118H100V117ZM118 116V115H117ZM150 116H151V118H150ZM160 118H159V117ZM162 116H166L167 118L165 119V117H162ZM184 116H186V117H184ZM197 116V117H196ZM200 116V117H199ZM207 116V117H206ZM17 117V118H16ZM69 117V118H68ZM73 117H74V119H73ZM78 117V118H77ZM95 117V118H94ZM98 117H99V119H98ZM106 117H108V118H106ZM152 117L155 119L156 117V119L155 120H153L152 119ZM191 117H192V119H191ZM203 117V118H202ZM208 117H209V119H211V121L208 119ZM236 117V118H235ZM249 117H250V119H249ZM20 118V119H19ZM62 118H66V120L65 119H62ZM72 118V119H71ZM133 118H131V119H133ZM172 118V119H171ZM205 118V119H204ZM221 118H223V119H221ZM234 118H235V120H237L236 122H234L235 120H234ZM258 118V119H257ZM261 118H262V122H261ZM18 119H19V121H18ZM51 119V120H50ZM80 119V120H79ZM131 119H129L130 121H131ZM146 120V121H143V120ZM207 119H208V121H207ZM217 119V121H215ZM247 119H249V121H250V123H253V125L252 124H249V125H246V124H248L249 123V121H247ZM252 119V120H251ZM257 119V120H256ZM259 119H260V121H259ZM12 120H14V121H12ZM69 120H71L70 122H69ZM98 120H99V122H98ZM101 120V121H100ZM128 120V119H127ZM195 122L196 120V124H197V127H195L194 128V131H191V130H193V127L192 126H196V124L195 123H193V121ZM199 120V121H198ZM202 120V121H201ZM214 120V121H213ZM234 120V121H233ZM245 121L244 123H243V121ZM253 120H255V121H253ZM15 121H17V122H15ZM53 121V122H52ZM64 121H67L68 122V124L66 123V122H64ZM73 121H74V124L75 125H77L78 126V129H77V127H74L75 125L74 124H69V123H73ZM207 121V122H206ZM226 122L227 121V123H229V125L230 124H232L231 126H228V130L230 131V132H235V134L237 133V130L235 131L233 128L231 129V127L233 126V127H235L234 125H236V126H238V124H239V126L238 127H240V126H244V129L245 130H241V132H243V131H245V133H247V135L245 134V133H243V135H242V137L240 138V136H238L237 134V137H239V139H238V141L239 140H242V142H243V139L242 138H244L245 137V139H244V142H243V145H242V142H241V144H240V142H238L237 141V143H233V146H231V143L232 142H230V141H227L226 142V140H224V139H222L223 138V136L221 135L220 136V134L219 133H217L216 131L218 130V125L217 124H219V122ZM251 121H253V122H251ZM5 122H7V124L5 123ZM56 122V123H55ZM61 122V123H60ZM63 122V123H62ZM78 122H79V125H78ZM103 122V123H102ZM198 122V123H197ZM204 122L206 125H201L202 123ZM218 122V123H217ZM230 122H234V124L233 123H230ZM256 124H255V123ZM262 123V125L260 124V123ZM14 123H16V124H14ZM19 123V124H18ZM56 125H55V124ZM59 125H58V124ZM96 123V124H97ZM113 123V124H112ZM118 123L120 124L119 126H118ZM157 123H158V125H157ZM172 123H174V124H176L177 125V123H179L178 125L180 126L179 128H174V130L172 131L171 130V128H172V126H176V125H172ZM182 124H183V122H181ZM199 123H200V125H199ZM203 123V124H204ZM207 123H208V125H207ZM13 124V126L11 127V125ZM36 124H37V126H36ZM51 124V125H50ZM65 124V125H64ZM67 124V125H66ZM116 124V125H115ZM156 124V125H155ZM166 125V124H168L166 127L169 129V127H170V131L167 129V128H165V127H163L164 125ZM212 124V125H211ZM255 124V125H254ZM9 126L10 125V127L12 128V130H13V128L15 127V125H16V128L12 131V130H10L11 128H9V127H7V126ZM74 125V126H73ZM82 125V126H81ZM110 125H113V126H111L110 127ZM114 125H115V127H114ZM152 125L153 126H155V128H159V129H161L160 131L159 130H156L154 127H152ZM160 125H162V126H160ZM172 125V126H171ZM177 125V126H178ZM189 125V126H188ZM214 125H216V127L214 126ZM18 126H23V127H18ZM39 126V127H38ZM55 126V127H54ZM59 126V127H58ZM62 126V127H61ZM69 126V127H68ZM72 126V127H71ZM105 126H108V128L110 127L111 129H108V131H107V129L105 128ZM116 126H118L117 128H116ZM157 126V127H156ZM169 126V127H168ZM199 126V127H198ZM202 126V127H201ZM207 126V128L208 129H206L205 127ZM212 126V127H211ZM254 126L257 128H255V129H253L254 128ZM7 129H6V128ZM25 127V128H24ZM63 127L66 129H64L65 131H62L61 133H60V131L61 130H63ZM113 127V128H112ZM137 129L136 130V132H135V128ZM142 127V128H141ZM150 127H152V128H154V129H152L151 128V131L149 130V128ZM182 127V128H181ZM187 127H190V128H188L187 129ZM200 127H201V129H202V131L200 132ZM204 127V128H203ZM211 127V128H210ZM213 127H215L216 128V130H211V129H215V128H213ZM247 128V130H246V128ZM20 130H19V129ZM59 128H61V130L59 129ZM69 128V129H68ZM70 128L72 129V130H70ZM75 128L79 131L80 130V132H77L76 130H75ZM105 128V133L104 134H107L108 136H109V134H110V130L111 131H113L114 132V130L115 129H117V130H115L116 132H114V135H115V133H116V137L115 136H113L112 134V132H111V135L109 136V138L111 139H107L108 138V136H106L105 135V137L103 138V129ZM163 128V129H162ZM236 129H237V127H235ZM243 127H240L239 128V130L240 129H242ZM10 131H9V130ZM24 129H26V130H24ZM36 129V130H35ZM83 131H82V130ZM131 129V130H130ZM141 131H143V132H141ZM181 130V129H183L182 131H179V130ZM199 131H198V130ZM204 129H206V130H204ZM250 129V130H249ZM16 130H19V131H21L22 130V132H19V131H16ZM33 131V133H35V131H36V133H37V131L38 132H40L38 135H34L33 133H31L32 131ZM35 130V131H34ZM60 130V131H59ZM139 130V132H140V136L143 138H140V137H138V138H136L135 137V135L136 136H138V133L139 132H137ZM153 130H156V131H158L163 137L164 136H166V137H164V138H162L161 140H160V142H161V144H160V142H159V138H161L162 136L159 134V133H157V132H154ZM189 131V133H190V135H189V133L186 135L185 133H187L188 131ZM195 130H197L198 132L196 133V131ZM211 130V131H210ZM9 131V132H8ZM16 131V132H15ZM25 131V132H24ZM28 131V132H27ZM69 131V132H68ZM107 131V132H106ZM144 131H146V133L144 132ZM147 131H149V132H147ZM162 131H165L166 132V135H164V134H162L163 132ZM185 131V132H184ZM206 131V132H205ZM252 133H251V132ZM254 131V132H253ZM19 132V133H18ZM24 132V133H23ZM44 132V133H43ZM65 133V135L66 136H64V133ZM68 132V133H67ZM72 132V133H71ZM82 132V133H81ZM121 132L122 134V136L121 135H119V133ZM162 132V133H161ZM164 132V133H165ZM171 132H172V134H171ZM174 132V133H173ZM178 132V133H177ZM204 132V133H203ZM210 132V133H209ZM215 132V133H214ZM250 134H249V133ZM12 133V134H11ZM27 133V134H26ZM28 133L30 134L29 136L30 137H32L31 139H34L33 140V142H31L30 141V144H29V140H28ZM47 133H49V136H48V138H47V140H46V137L43 135V134H47ZM56 133V134H55ZM134 133H136V134H134ZM141 133H142V135H141ZM182 133V134H181ZM193 133H195V134H193ZM203 133V134H202ZM206 133V134H205ZM208 133H209V135H208ZM212 133H213V135H212ZM13 134H16V137L17 138H13V136H15V135H13ZM24 134V135H23ZM25 134L27 135V136H25ZM31 134H33V136L31 135ZM42 134V135H41ZM61 135V137H60V135ZM71 135L70 136V139L71 140H69L68 138H69V136L68 135ZM98 134H100V135H98ZM155 134V135H154ZM159 135L158 136V138L156 137L157 135ZM176 135V137H174L175 135ZM180 134H181V136H180ZM193 134V135H192ZM199 134V135H198ZM11 135H13V136H11ZM18 135V136H17ZM75 135V136H74ZM93 135H95L94 136V138H93V140H92V137L91 136H93ZM130 135H132V136H130ZM146 135H147V137H146ZM189 135V136H188ZM195 135V136H194ZM201 135V136H200ZM207 135V136H206ZM219 135V137H217ZM257 137H256V136ZM263 135V136H262ZM43 138V137H45V139H43V140H39L41 137ZM50 136H51V138H50ZM55 136V137H54ZM63 136V137H62ZM76 136H79L78 138H76ZM80 136H81V138L82 139H80ZM83 136V137H82ZM86 136V137H85ZM100 136V137H99ZM151 136H152V138H151ZM161 136V137H160ZM168 136V137H167ZM197 136V137H196ZM198 136H199V138H198ZM208 136H209V138H208ZM248 136V137H247ZM252 136V137H251ZM255 136V137H254ZM259 136V137H258ZM29 137V138H30ZM58 138V140H57V138ZM66 137V138H65ZM74 137V138H73ZM91 137V138H90ZM120 137H123V138H120ZM131 137V138H130ZM182 137H184V139L182 138ZM192 137V138H191ZM197 138L196 140H195V138ZM206 137V138H205ZM222 137V138H221ZM250 137H251V139H250ZM62 138V139H61ZM84 138V139H83ZM90 138V139H89ZM100 139V141H99V139ZM106 138V139H105ZM115 138V139H114ZM124 138H127V140H129V141H127L126 139H124ZM130 138V139H129ZM139 138L141 139V140H139ZM145 138V139H144ZM151 138V139H150ZM167 138H169V141H168V139ZM182 138V139H181ZM189 138V139H188ZM204 138V139H203ZM248 138V139H247ZM253 138V139H252ZM52 139V140H51ZM77 139H80L79 140V142L81 143V144H79V142L77 141ZM114 139V140H113ZM124 139V140H123ZM136 139H138V141L136 140ZM147 139V140H146ZM191 139H193V140H191ZM199 139V140H198ZM203 139V140H202ZM219 139H220V141H221V144L219 143L220 141H219ZM247 139V140H246ZM15 142H14V141ZM28 140V141H27ZM38 140V141H37ZM46 140V141H45ZM76 140V141H75ZM84 140V141H83ZM104 140V141H103ZM119 140V141H118ZM133 140L135 141V142H133ZM143 140V141H142ZM145 140V141H144ZM148 140H150L151 141V143L148 141ZM156 140H158V141H156ZM164 140H166V141H168V143L170 144V145H175V143L177 142V144H176V147L178 148V151L177 152H172V148H171V150L169 149V151L167 150V147H168V143L166 142V144H168V145H166L165 143H164ZM175 140H176V142H175ZM198 140V141H197ZM203 141V142H201V141ZM210 142H209V141ZM245 140H246V142H245ZM250 142H249V141ZM253 140V141H252ZM259 140V142H256V141H258ZM39 141H40V143H39ZM56 141H58V142H56ZM61 141V142H60ZM62 141H63V144H62ZM68 141V143L66 144V142ZM106 141H109V142H107L106 143ZM113 141V142H112ZM124 141V142H123ZM127 141V142H126ZM142 143V144H140V142ZM152 141H154V143L152 142ZM172 141H174V142H172ZM191 141V142H190ZM204 141L206 142V143H204ZM208 141V142H207ZM254 141H255V143H254ZM260 141H261V144H260ZM35 142H37V143H35ZM55 142L57 143V146H56V144H55ZM78 144H77V143ZM86 142V143H85ZM104 142V145L105 144H107V145H105L106 146V149H105V146H103V143ZM110 142H112L113 144H110ZM149 142V143H148ZM162 142H163V144L165 145L164 146V148H163V151H158V153L157 152H154V151H156L157 150V148L160 146V145H162ZM189 142V143H188ZM198 142V143H197ZM200 142H201V144L202 143H204L205 145H206V147H209V148H206L205 147V145L204 144H202L203 145V147L205 148V149H207V150H205L204 149V151H203V149H201V148H203L202 146H200ZM224 142V143H223ZM248 142V143H247ZM14 143H16V144H14ZM38 143H39V145L41 144V147L39 148L38 147ZM45 143H46V145H45ZM50 143V144H49ZM109 143V144H108ZM134 143H136L137 145L139 144V145H141V153H140V155H143V158H142V156H139V157H141L140 159H138V157L136 158V154L135 153H138V147H135V145H134ZM188 145H187V144ZM215 143V144H214ZM226 143H230V144H228V145H226ZM253 143V144H252ZM23 144V145H22ZM24 144L25 145H27V146H25V147H27L28 149H24L23 150V148L24 147H22V146H24ZM47 144H49V145H47ZM54 144V145H53ZM66 144V145H65ZM70 144V145H69ZM133 144V145H132ZM150 144V145H149ZM195 144V145H194ZM211 144V145H210ZM216 144H219L220 145V148H219V145H217L218 146V148H216ZM260 144V145H259ZM59 145H61L60 147H59ZM99 145L102 147V148H100L99 147ZM113 145V146H112ZM128 145H130V146H128ZM136 145V146H137ZM143 145V146H142ZM148 145V146H147ZM169 145V146H170ZM170 146V147H173V150H174V147L175 146ZM178 145H179V147H178ZM191 145H193V146H191ZM198 145H199V148H198ZM214 145H215V147H214ZM224 145H226V146H224ZM241 145V146H240ZM32 146L36 149V152H35V149L33 150V153L35 152L36 153V155L35 156H37V157H35V156H33L32 157V155H31V152L29 151V149L31 150L32 149ZM56 146V147H55ZM82 146V145H81ZM124 146V147H123ZM156 146V147H155ZM184 146H187L186 147V150H185V147ZM189 146V147H188ZM214 147V149L213 148H211V147ZM222 146V147H221ZM236 148H235V147ZM244 146V147H245ZM108 147V148H107ZM112 147V148H111ZM137 148V149H134L133 150V148ZM143 147H144V149H143ZM166 147V148H165ZM169 147V148H170ZM180 147H183V148H180ZM201 147V148H200ZM226 147V148H225ZM234 147V148H233ZM39 148V149H38ZM41 148H43L42 150H43V152H40V151H42V150H40ZM58 148H60V150H57ZM103 148L105 149V150H103ZM111 148V149H110ZM123 148H124V150H123ZM151 148V149H150ZM153 148H154V150H153ZM177 148L175 149V150H177ZM180 148V149H179ZM192 148V149H191ZM240 148H241V152H243V154L241 155L240 154V152H236V150L237 151H240ZM38 149V150H37ZM45 149H48V150H45ZM54 149L55 150H57L56 152L54 151ZM64 151H63V150ZM86 149H88V150H86ZM99 149H101V152H102V150H103V152H104V155H106V156H104V155H102L103 154V152H102V154H100L101 152H100V150ZM131 149V150H130ZM183 149V150H182ZM190 149V150H189ZM200 149V150H199ZM211 149H213V150H216V151H213V150H211ZM227 149V150H226ZM236 149V150H235ZM239 149V150H238ZM21 150H22V152L24 151L25 153H26V155H25V153H23L25 156H24V158H27V155H31V157H32V159H31V161H30V163H32V164H30V168L31 169H33V168H35V167H37L38 165H40L41 163H42V165L38 168L39 170L41 169V167H42V171L43 170H47V171H49V172H46L45 173V171H43V172H39V171H36L35 169H34V171H32V170H29V169H27V170H29V171H31L32 173H34V174H31L30 176H29V173L27 174V171H25L26 170V165H24V166H22V167H24V169L23 168H21V169H19V168H17V167H21V165L23 164L22 162H25L26 163V160L22 157L21 158V156L23 155L22 154V152H21ZM27 150V151H26ZM62 150V152H60V153H62V154H60L59 153V151H61ZM90 150V151H89ZM154 152V154H158L159 155V161L160 162H157L156 163V168H155V171H156V173H155V180H157L158 181V183H157V181H156V183L158 184V187H157V189H153V187H149L148 185L150 184V178H149V174L150 173H148V169H149V171H151L150 169L152 168V164H151V166H149V164H147V163H149L150 161H149V159H148V157L147 156H149V155H151V153H152V151ZM174 150V151H175ZM182 150V151H181ZM209 150V151H208ZM29 151V154L27 153ZM38 151V152H37ZM92 151V152H91ZM119 151V152H118ZM136 151V152H135ZM171 151V152H170ZM179 151H181L180 153H179ZM189 152V154L188 153H183V152ZM192 151V152H191ZM201 151H202V154H200L201 153ZM209 152L208 154H207V152ZM211 151V152H210ZM224 151V152H223ZM235 151V152H234ZM49 152V153H48ZM58 152V153H57ZM85 152H86V154H85ZM87 152H88V154H87ZM89 152H91V153H89ZM95 152V153H94ZM144 152V153H143ZM145 152H146V154H145ZM149 152H150V154H149ZM199 152V153H198ZM203 152H204V154L205 155H207L211 160L210 161H212V159H213V163L212 162H208L207 161V156L205 157V155L203 154ZM212 152H213V155H212ZM216 152V153H215ZM222 152V153H221ZM227 152V156L224 154V153H226ZM34 153V154H35ZM41 153V154H40ZM45 153L47 154V155H45ZM110 153V154H109ZM160 153H164L163 155H165V156H167V157H165V156H163L162 154H160ZM182 153V155L181 156H179L180 154ZM192 153H193V156H192ZM195 153V154H194ZM236 153H239L238 155H236L235 156V154ZM15 155V157H14V155ZM38 154V155H37ZM53 154V155H52ZM83 154H85V155H88L89 157H87V156H85L84 155V157H83ZM92 154V155H91ZM99 154H100V156H99ZM149 154V155H148ZM156 154V155H157ZM171 154V155H170ZM183 154H185V155H183ZM199 154V155H198ZM211 154V155H210ZM215 154V155H214ZM217 154V155H216ZM229 154V155H228ZM29 155V156H30ZM41 155V156H40ZM47 156V159L49 158V159H51L50 161H49V159L47 160V159H45L44 157L45 156ZM55 155V156H54ZM57 155L59 156V160L58 159H54V157L55 158H58L57 157ZM61 155H63L62 157H60ZM99 157H98V156ZM134 155V156H133ZM136 155V156H135ZM175 157H174V156ZM187 155V156H186ZM204 155V156H203ZM225 155V156H224ZM239 155H241V156H239ZM39 156H40V158H39ZM53 156V157H52ZM72 157H73V159L76 161V159H77V157L75 156V154L73 155H71ZM70 156V157H71ZM79 156H81V157H79ZM95 156V157H94ZM96 156H97V158L99 159V161H98V159H95L96 158ZM152 156V155H151ZM155 156V155H154ZM173 156V157H172ZM177 156H179V157H181V158H179L180 160H181V162H182V160H183V157H188L187 159H188V162H187V159H185L186 161H185V164H183L184 166V168L183 167H181V169L183 170L184 169V173H186V175H188V176H190V178H187L188 176H186V175H184V176H186L185 177V179H189V181H191L192 180V182H193V185L194 186H197V188L196 187H194L195 188V192L197 193L196 195L198 196V201H197V206H198V210L197 211H195V210H191L190 208L192 207V206H190L189 204H187L188 203V197H187V193L185 194V193H183V190L181 189L180 191H182V193L179 191V187H173V186H175V184H171L172 183V181H174L173 179V177H176V175H177V170L179 171V169H177V168H179V165H178V160H177ZM42 157V158H41ZM54 159V160H56L55 162H52V164H51V161H54L52 158ZM75 157H76V159H75ZM102 157H104V158H102ZM106 157V158H105ZM146 157V158H145ZM163 157H164V159H163ZM194 157V158H193ZM200 157V158H199ZM201 157L203 158V159H201ZM211 157H213V158H211ZM228 157H229V159H228ZM14 158V159H13ZM37 158H39L38 159V161L36 162V160L35 159ZM83 158H85V159H83ZM170 158V160H168ZM190 158H193V160L195 161H192V159H190ZM198 158V159H197ZM220 158H222V159H220ZM227 160H226V159ZM34 159V160H33ZM42 159V160H41ZM43 159H45V160H43ZM87 159V160H86ZM88 159H90V162H88L89 160ZM148 159V160H147ZM205 159V160H204ZM13 162H12V161ZM33 160V161H32ZM40 160V161H39ZM104 160V161H103ZM147 160V161H146ZM164 160V162L162 163V164H160L161 163V161H163ZM201 160V161H200ZM203 160V161H202ZM209 160V159H208ZM215 160V161H214ZM80 161L83 163H80ZM97 161V162H96ZM126 161V162H125ZM140 161V162H139ZM144 161V162H143ZM168 161V162H167ZM39 162V163H38ZM47 162V163H46ZM50 162V163H49ZM101 162L103 163L104 162V164L102 165L101 164ZM183 162H184V160H183ZM187 162V163H186ZM229 162L231 163V164H229ZM13 163H15V165L13 164ZM24 163V164H25ZM34 163H36L35 164V167H34ZM49 163V164H48ZM57 163H59V164H57ZM80 163V164H79ZM101 164V165H99V164ZM140 163H142V164H140ZM146 163V164H145ZM197 163V164H196ZM200 163V164H199ZM202 163V164H201ZM211 163V164H210ZM20 164V165H19ZM47 164L49 165V166H47ZM51 164V165H50ZM60 164H62V165H60ZM107 164V165H106ZM193 164H195V165H193ZM33 165V166H32ZM53 165V166H52ZM55 165V166H54ZM88 165V167H86L87 168V170H85L86 168L84 167V166H87ZM105 165V166H104ZM163 165V166H162ZM189 165V166H188ZM203 165V166H202ZM205 165V166H204ZM228 165V166H227ZM14 166H16V167H14ZM45 166V167H44ZM101 166H103V167H101ZM148 166H149V168H148ZM164 166H165V168H164ZM193 166H195L196 167V169H195V167H193ZM213 166V167H212ZM219 166H221V167H219ZM226 166V167H225ZM235 166V169L236 168H239L238 167V164H235L234 165ZM48 167V169H43V168H47ZM57 169H56V168ZM59 167H61V168H59ZM90 167V168H89ZM107 168V170H105L104 168ZM109 167V168H108ZM115 167V168H114ZM145 167V168H144ZM167 167V168H166ZM173 168V169H170L169 170V168ZM187 167H188V171L187 170H185V168L187 169ZM212 167V168H211ZM224 167V168H223ZM53 168V169H52ZM83 168H85V169H83ZM89 168V169H88ZM143 168H144V170H143ZM161 168L162 169V171H161V169L159 170V169ZM192 168H193V171L194 170H196V174L192 171ZM215 168V169H214ZM223 168V169H222ZM37 169V168H36ZM53 171H51V170ZM60 169V170H59ZM115 169V170H114ZM118 169V170H117ZM159 170V172L162 174H160L159 172H158V170ZM168 169V170H167ZM201 169V170H200ZM203 169V170H202ZM210 169V170H209ZM57 171V173H56V171ZM103 170V171H102ZM105 170V171H104ZM172 170H175V171H172ZM191 170V171H190ZM230 170V171H229ZM36 171V172H35ZM87 171V172H86ZM115 171H117V172H115ZM168 171H170L169 172V174H168ZM172 171V172H171ZM229 171V173H227ZM19 172V174H17ZM38 172V173H37ZM86 172V173H85ZM103 172H105V173H103ZM106 172H108V173H106ZM119 172V173H118ZM131 172V173H130ZM146 172V173H145ZM193 172V173H192ZM36 173H37V176L36 177H33L32 178V180H34V178H35V183H37V181L38 180H40L42 177H47V179H45V178H43V179H41V181L40 182H42L43 184H45V186L47 187V189L44 187L43 188V184H41L39 187H41V189L40 188H38V191H39V195H38V197L40 198L39 199V201H38V199H37V196H36V198H34V192H33V190L30 188V187H33V186H30L29 187V185L28 184H26V182H28V180H27V178H31V176H35L36 175ZM40 173V175L42 176H40V175H38ZM43 175H45L46 174V176H43ZM45 173V174H44ZM47 173H50V174H47ZM122 173V174H121ZM147 173H148V175H147ZM170 173H171V176H170ZM183 173V174H184ZM218 173H220V176H219V174ZM229 174V175H227V174ZM13 174V175H12ZM106 174V175H105ZM175 174V175H174ZM190 174V175H189ZM195 174V176L193 177V175ZM204 174V175H203ZM25 175L26 176H29V177H27L26 179H25ZM161 175V176H160ZM199 177V178H197V176ZM217 175V176H216ZM38 176H40V178H38ZM131 178H129V177ZM132 176H133V178H132ZM147 176V177H146ZM173 176V177H172ZM212 176V177H211ZM230 176H232V174L230 175ZM229 176V177H230ZM17 177H18V180H17ZM49 177L51 178V180H48L49 179ZM105 177V180L103 179ZM106 177H107V179H109V181L111 182H108V180L106 179ZM197 179H196V178ZM208 177V178H207ZM222 177V178H221ZM226 177V178H225ZM38 178V179H37ZM144 178V179H143ZM193 178V179H192ZM218 178H219V180H218ZM228 178V179H227ZM3 179V180H2ZM36 179H37V181H36ZM46 181H45V180ZM53 179V180H52ZM101 179H102V181H101ZM121 179V180H120ZM161 179V180H160ZM202 179V180H201ZM215 179H217V180H215ZM229 181V183L227 184V185H229L228 187H226L227 185H226V183H227V181ZM248 179H250V180H248ZM15 180L17 181L16 183L18 184V186H17V184H16V186H15ZM32 180H30L29 179V181H30V183H32L33 181ZM42 180H44V182L42 181ZM130 180H131V182H130ZM194 180V181H193ZM197 180V181H196ZM209 180V181H208ZM248 180V181H247ZM50 181V182H49ZM53 181V182H52ZM83 181V182H82ZM85 181V182H84ZM106 181V182H105ZM125 181H127V182H125ZM138 181V182H137ZM159 181H162V182H159ZM200 181V182H199ZM218 181V182H217ZM222 181V182H221ZM224 181V182H223ZM225 181H226V183H225ZM251 181V182H250ZM253 181V182H252ZM261 182V184H260V182ZM8 182V183H7ZM52 182V183H51ZM87 182V184H85ZM98 182H100V183H98ZM103 184H102V183ZM145 182H148L147 184L145 183ZM164 182V183H163ZM198 184H196V183ZM219 182H221V184L219 183ZM29 183V184H30ZM90 183V184H89ZM98 185H97V184ZM108 183V184H107ZM109 183H110V185H109ZM128 183H129V185H128ZM146 185H145V184ZM203 183V184H202ZM216 183V184H215ZM223 183V184H222ZM239 183V184H238ZM32 184H34V182L32 183ZM31 184V185H32ZM37 184H39V182L37 183ZM93 184V185H92ZM99 184L101 185H107V187H105V186H99ZM160 184V185H159ZM165 184V185H164ZM202 184V185H201ZM218 184H220V186H221V188H220V186L218 185ZM7 185V186H6ZM13 185V186H12ZM90 185V186H89ZM92 185V186H91ZM96 185V186H95ZM133 185V186H132ZM216 185V186H215ZM231 185V186H230ZM247 185V186H246ZM262 185V187H260ZM35 186V185H34ZM99 186V187H98ZM109 186H111V188H112V192H110L109 191V189H111ZM127 186V187H126ZM148 186V187H147ZM164 186H166V187H164ZM218 186H219V188H218ZM258 186V187H257ZM3 187V188H2ZM92 187H94L93 189L94 190H96V189H98L99 191H98V195H100V196H98V197H96V195L94 194V193H92V191H93V189H91V190H89V188H92ZM97 187V188H96ZM106 188L107 190H105L104 188ZM125 187V188H124ZM130 187V188H129ZM135 187L137 188V189H135ZM145 187V188H144ZM164 187V188H163ZM174 189V190H172V188ZM230 187V188H229ZM237 189H236V188ZM261 189H260V188ZM7 188H9V187H7ZM36 188V187H35ZM52 188H53V190H52ZM139 188V189H138ZM151 188V189H150ZM176 188H177V191H175L176 190ZM217 188L218 189H220L218 192H217ZM224 188V189H223ZM227 188V189H226ZM243 188V189H242ZM14 188H12V190H13ZM45 189V191H43V190ZM101 189V190H100ZM102 189H104V192H101V191H103ZM134 189V190H133ZM149 191H148V190ZM164 189V190H163ZM200 189H201V191H200ZM212 189V190H211ZM235 189V190H234ZM11 189L9 188V191H10ZM41 190L43 191L42 193L43 194H41ZM84 190V191H85ZM137 190V191H136ZM138 190H140V191H138ZM147 190V191H146ZM162 190V191H161ZM169 190V191H168ZM172 190V191H171ZM215 190V191H214ZM223 190H225V191H230V194L228 193V192H225V194L226 195H224V191ZM234 190V191H233ZM239 190H241V191H239ZM263 190V189H262ZM16 190L14 189V191H13V193L15 192ZM33 193H32V192ZM50 191V192H49ZM53 191V192H52ZM85 191V192H86ZM132 191V192H131ZM158 191H160V192H158ZM214 191V192H213ZM222 191H223V193H222ZM233 191V192H232ZM243 191H244V194L243 195H241L242 193H243ZM12 192V191H11ZM45 192V193H44ZM82 192V191H81ZM94 192V191H93ZM101 192V193H100ZM108 192V193H107ZM173 192V193H172ZM177 192H178V194H177ZM212 192V193H211ZM6 193L9 195H6ZM47 193H51L49 196H48V194ZM87 193V192H86ZM107 193V195H105ZM113 195H118V199H116V200H114L115 199V197L116 196H113ZM119 193V194H118ZM122 193H123V195H124V197H123V195H122ZM142 193H143V195H142ZM148 193V194H147ZM170 193V194H169ZM174 195H172V194ZM200 193V194H199ZM208 195H207V194ZM211 193V194H210ZM215 195H214V194ZM241 193V194H240ZM23 194V193H22ZM29 194H32L33 195V197H31V198H34L35 200H37V201H35V200H33L35 203L36 202H38V205L37 204H35V206L37 207H33L31 204H32V202H31V198H30V196H29ZM45 194L47 195V197L45 196ZM83 194H85L84 195V197L82 196ZM122 196H121V195ZM141 194V195H140ZM169 194V195H168ZM183 194V196L184 197H182L181 195ZM202 194V195H201ZM220 196H219V195ZM222 194V195H221ZM21 196V198L23 199H21L20 198V196ZM43 195H44V197L45 198H43ZM94 196V197H92V199H93V201L95 202V207L93 206V204H92V199H91V201H89L90 200V198H91V196ZM144 195H146L147 197H145ZM186 195V196H185ZM201 195V196H200ZM229 195V196H228ZM233 195V196H232ZM8 196V197H7ZM27 196H29V198H30V200L29 199H27ZM54 196V195H53ZM90 196V197H89ZM105 196H107L108 198H106ZM111 198H110V197ZM122 197V199H123V201H122V199H121V197ZM165 196V197H164ZM176 196H178V197H176ZM209 196V197H208ZM235 196V197H234ZM15 197V196H14ZM52 199H51V198ZM99 197L101 198V200H102V202H101V200H99ZM142 197H143V200L144 199H146V200H142L143 201V203L145 202V201H147L148 199L147 198H149V202L147 201V202H145L144 203V205L142 204V202H141V199H142ZM150 197H151V202H150ZM181 197V198H180ZM200 197V198H199ZM204 197V198H203ZM206 197V198H205ZM215 197H217V198H214ZM229 197V198H228ZM50 198V199H49ZM89 198V199H88ZM155 198V199H154ZM164 200H163V199ZM175 198V199H174ZM183 198H185V199H183ZM187 198V199H186ZM220 198V199H219ZM19 199H21V200H19ZM43 199H45V200H43ZM113 200V201H115V202H113V201H108V200ZM153 199H154V203H152V201H153ZM158 199V200H157ZM177 199V200H176ZM178 199H180V200H178ZM217 199H219L220 200V205H219V203H217L216 202V200ZM46 200H47V202H46ZM50 200V201H49ZM98 202H97V201ZM120 200V201H119ZM136 200V201H135ZM137 200H139V202L137 201ZM187 200V201H186ZM214 200V201H213ZM0 201V217L2 216V218H0V221L1 220H5L4 222L2 221V223H1V225L0 226H2V224L3 223H5L6 221L8 222L9 221V218H13L14 216H12V217H9V214H11V213H13V215H18L17 214V211H15L14 209H8L5 205H6V202H8V201H6V200H4L5 202L3 203V202H1ZM27 201V202H26ZM49 201V202H48ZM103 201H104V203H103ZM124 201H125V203H124ZM186 201V202H185ZM29 202V203H28ZM31 202V203H30ZM52 202V201H51ZM57 201H55L53 204H55V214L53 215V217L51 216V219H50V217H49V219L50 220H48V218H47V220H48V225H44L46 228H47V226H51V225H49V224H51V220H52V222H56L57 224H59V222L61 223L62 221H63V223H64V225L67 223V221H65L66 219H65V215H67L68 213L64 210V209H66L68 212H69V208L67 207V206H60V205H57V203H56ZM91 202V203H90ZM110 202V203H109ZM123 202V203H122ZM127 202V203H126ZM141 202V203H140ZM156 202V203H155ZM9 203V202H8ZM7 203V204H8ZM11 203L10 204H8L7 206H9V205H11ZM104 204V206L106 205V207H104L103 206V204ZM199 203V204H198ZM17 204V203H16ZM43 205V208H42V205ZM90 204H92L91 206H93V207H91L90 206ZM102 204V205H101ZM122 204V205H121ZM151 204V205H150ZM154 204V205H153ZM157 204V205H156ZM167 204V205H166ZM209 204V205H208ZM210 204L211 205H213L212 207L210 206ZM217 205V207H216V205ZM45 205H47V206H45ZM59 206V207H57V206ZM112 205V206H111ZM124 205V206H123ZM150 205V207H148ZM169 205H170V207H169ZM181 205V206H180ZM184 205H186V206H184ZM201 205H202V207H201ZM204 205H206L207 207L209 206V208L208 209H206L205 207L206 206H204ZM215 205V206H214ZM219 205V206H218ZM222 205V206H221ZM30 206H32V209H31V207ZM90 206V207H89ZM145 206V207H144ZM171 206H172V208H171ZM184 206V207H183ZM10 207V206H9ZM107 207H109L110 209L111 208H114V209H111L112 211H109L108 209H107ZM125 207V208H124ZM159 207H160V209H159ZM183 207V208H182ZM201 207V208H200ZM34 208H36V209H34ZM39 208H42V211L39 209ZM45 208V209H44ZM58 208H59V210H60V208H62L63 209V213L61 212L62 211V209H61V211H58L60 214H61V216H63L64 217V219H63V217H61V216H59L60 214L57 212V210H58ZM91 208H95V210H92ZM121 208V209H120ZM143 208H145V209H143ZM149 210H148V209ZM186 208V209H185ZM187 208H189L188 210H187ZM194 207H192V209H193ZM205 208V209H204ZM214 208H217V209H215V210H213ZM220 208H222V209H220ZM224 208V209H223ZM10 210V211H8V210ZM33 209H34V211H33ZM119 209V210H118ZM157 211H156V210ZM173 211H172V210ZM182 209V210H181ZM210 209H212L213 211H209ZM14 210V212H15V214H14V212H12ZM35 210H40V212H42V213H45L46 212V210H48L47 211V213H45V215H44V217H43V215L41 216L42 217V220H41V218H38V217H40V215L38 214V212H37V214H36V211ZM107 212V211H109V212H107L108 214H106L105 213V211ZM113 210L115 211H119V212H121L122 213V215H119L118 213V211L115 213V212H113ZM121 210V211H120ZM125 210V211H124ZM127 210V211H126ZM163 212H162V211ZM180 210V211H179ZM185 210V211H184ZM191 210V211H190ZM199 210L201 211V212H199ZM216 210H217V212H216ZM44 211V212H43ZM150 211V212H149ZM161 211V212H160ZM204 211H206V212H208L209 211V215H212L211 216V218H213V217H215V216H217V214H218V211L220 212L219 213V218L217 217V219L215 218H213V220L210 218V216H208L209 218H205V216H204V213H206V212H204ZM215 211V212H214ZM223 211V212H222ZM8 212V213H7ZM10 212V213H9ZM111 212V213H110ZM124 212H126L125 214L126 215H124ZM129 214H128V213ZM191 212V213H190ZM214 212V213H213ZM41 213V214H42ZM57 213V214H56ZM116 215H115V214ZM157 213V214H156ZM173 213V214H172ZM203 213V214H202ZM221 213H222V215H221ZM223 213H225L227 216L226 217H228L229 219H231L232 220V222H234V220H235V223L232 225H229L230 227L228 228V227H226V225L228 226V224H230V223H227V220H225V219H227L226 217H224L225 215L223 214ZM231 213V214H230ZM20 214H21V212H20ZM21 214V215H22ZM48 214V215H47ZM59 214V215H58ZM131 214V215H130ZM171 214V215H170ZM186 214V215H185ZM200 214H202V215H200ZM214 214V215H213ZM229 214V215H228ZM12 215V214H11ZM10 215V216H11ZM28 215V214H27ZM106 215V216H105ZM108 215V216H107ZM118 215V216H117ZM130 215V216H129ZM159 215V216H158ZM170 215V216H169ZM174 215V216H173ZM197 215V216H196ZM8 216V217H7ZM30 216V217H31ZM38 216V217H37ZM58 216H59V218H58ZM119 216H123V218H119ZM128 216L131 218H128ZM132 216V217H131ZM143 218H141V217ZM172 216V217H171ZM175 216H176V218H175ZM162 217V218H161ZM164 217V218H163ZM223 217V218H222ZM36 218V219H35ZM70 218H72V217H70ZM112 218V217H111ZM189 218V219H188ZM204 218H205V221H204ZM121 219V220H120ZM141 219V220H140ZM228 219V220H229ZM17 220V219H16ZM16 220H15V224H16ZM36 221V223H37V221L39 222V223H37V225L38 224H40L41 225V223H40V221L39 220H41L42 221V227L41 228H39L38 226H40V225H36V223H34L35 221ZM108 220H109V223H108ZM121 222H120V221ZM129 220H130V222H129ZM143 220V221H142ZM237 220V221H236ZM18 221V220H17ZM33 221V222H32ZM65 221V222H64ZM71 222L69 223V224H71L72 222H73V219H71L70 220ZM133 221V220H132ZM201 221V222H200ZM209 221V222H208ZM218 221V222H217ZM11 222H12V219H11ZM14 222V221H13ZM119 222V223H118ZM144 224H143V223ZM156 222V223H155ZM160 222V223H159ZM63 223H61L60 225H62ZM142 223V224H141ZM199 223V224H198ZM209 223V224H208ZM237 223H239V224H237ZM13 224V223H12ZM56 224V225H57ZM68 223L64 226V230L62 231V235H65V237H66V235L68 236V235H70V236H72L73 235V233L74 232H76V231H78L79 230V226L77 225V224H73L74 226H76V227H73L72 226V228H75V229H73L72 231H71V229H69L68 227H70V225H69ZM119 224V225H118ZM123 224V225H122ZM133 224V223H132ZM159 224V225H158ZM170 224V225H169ZM172 224H174V225H172ZM192 224V225H191ZM208 224V225H207ZM39 228V230L40 229H42L43 228V231L42 230H38V228H36V226ZM118 225V226H117ZM163 225V226H162ZM196 225V226H195ZM14 226H16V225H13V227ZM120 226V227H119ZM175 226V227H176ZM193 228H192V227ZM198 226V227H197ZM65 227H67V228H65ZM110 227V226H109ZM169 227H170V229H169ZM181 227H182V229H181ZM199 227H202V228H199ZM2 227H0V229H1ZM15 229H17V230H19L18 228H16V227H14ZM25 228V227H24ZM52 226L51 227H49L48 228V230H49V232H50V230H54V228H52ZM78 228V229H77ZM99 229V230H102V229ZM161 228V229H160ZM180 228V229H179ZM184 228V229H183ZM197 228V229H196ZM199 228V229H198ZM225 228H227V230L225 229ZM56 229V228H55ZM77 229V230H76ZM225 229V231H223ZM230 231H229V230ZM2 230V232H3V229H1ZM1 230H0V232H1ZM19 230V231H20ZM31 230V231H30ZM37 230V231H36ZM52 230V231H53ZM69 230H70V232H69ZM76 230V231H75ZM197 232H195V231ZM201 230V231H200ZM34 231V232H33ZM67 231V232H66ZM152 231V232H151ZM161 233H159V232ZM162 231H163V234H162ZM181 231H183V233L181 232ZM192 231V232H191ZM220 231V232H219ZM2 232H1V235L0 236H2L3 234H2ZM23 232H22V234H23ZM32 232V233H31ZM38 232H40L39 233V235H38ZM48 232V234L50 235V233ZM80 232V234H81V231H79ZM79 232H78V234H79ZM158 233V236L159 237H162L163 239H164V241H162V242H160L159 240V242L161 243V244H163V245H161L158 241H157V239L159 238L158 236H157V233ZM170 232V233H169ZM213 232V233H212ZM228 232V233H227ZM20 233H21V231H20ZM67 233V234H66ZM69 233V234H68ZM99 233L100 234H102V232L101 231H99ZM98 233V235H100ZM167 233V234H166ZM201 233V234H200ZM217 233H219V234H217ZM21 234V235H22ZM160 234V235H159ZM173 236H172V235ZM217 234V235H216ZM61 235V234H60ZM61 235V236H62ZM24 237L26 236V234L25 235H23ZM23 236L21 237V239L23 238ZM61 236H59V235H56L53 239H50V237H48V235L46 236V238H44L43 236L38 240V242L39 243H37V240L34 238V240H36V244H41V245H43V246H46L47 248H49V249H51V248H54L55 249V247H56V253L58 254H62V255H60V260H59V258H57V257H54L55 256V254H54V256H52L53 254H52V252L51 251H49L50 252V254H52V255H50V254H48V250H47V253H42L44 256H41L39 253L37 254V252L35 251L36 250V248H28V247H26V248H28L27 250H26V248H22L19 252L21 253V251L23 250V254L21 253V257L19 256V252H18V256L20 257L19 259L20 260H16L17 262V264H51V261L53 262L52 264H60V262H61V264H106L107 262H109V260H104L105 259V257H108V254L106 255L105 254V250L103 249V247H104V245H100V246H98L97 247V250H98V252H94L95 254H97L98 256H99V252L101 253V251L102 250H104L103 252H102V254L104 255V257H103V255H102V260L103 261H101L100 260V262H98V261H96V260H93V256H92V254H93V252H90L89 251V253L87 254V251L84 249V248H81L80 249V247H81V243H80V241L78 242V241H76L78 244L76 245V242L75 243H73L72 245H70V248H71V251H70V248H65V249H63V251H60L59 249L61 248L60 246H61V243H62V241H64L65 242V240L63 239V238H65V237H61ZM89 236L90 237H93V235H91L90 233H89ZM171 236V237H170ZM203 236V237H202ZM217 236V237H216ZM32 237V238H31ZM95 237V236H94ZM124 237V236H123ZM123 237H121V238H123ZM154 237H156L155 239H154ZM170 237V238H169ZM227 237V236H226ZM2 238V237H1ZM63 240H62V239ZM120 238V240H122V241H124L125 243H127L128 241H126V237H124V239H121ZM126 238V239H125ZM3 239V238H2ZM24 239V238H23ZM22 239V240H23ZM29 239H27L26 240V238L24 239V240H26V241H32V240H29ZM46 239H47V241H46ZM52 241H50V240ZM61 239V240H60ZM227 239V238H226ZM22 240H19V241H22ZM45 240V241H44ZM48 240H49V242H48ZM127 240H129V238L127 239ZM184 240V241H183ZM1 241V240H0ZM2 241H4V240H2ZM1 241V242H2ZM187 241V242H186ZM0 242V243H1ZM16 242H18V240L16 241ZM50 243L49 245L48 244H46V243ZM54 242V243H53ZM155 242V243H154ZM184 242V243H183ZM8 243H10V242H8ZM128 243H130V241L128 242ZM157 243L159 244V245H157ZM263 243V244H262ZM261 244L260 243H258V245L257 244H253V243H250L247 247H236V252H235V254L238 252V253H240L241 254V256L243 257V259L241 258V260H233V262H234V264L236 263V262H238V264H264V260H262V261H260L262 258H264V241L262 242ZM53 245V247H51L52 245ZM108 244V245H107ZM106 244V246H108L109 248L112 246L110 243H107ZM253 244V245H252ZM49 247H48V246ZM74 245H75V249L74 248H72V247H74ZM157 245V246H156ZM251 245V246H250ZM259 245H261V246H259ZM66 246V245H65ZM78 246H80V247H78ZM103 246V247H102ZM104 247V248H106V249H109L108 247ZM165 246V247H164ZM172 246H174V245H172ZM228 246V245H227ZM230 246V245H229ZM228 246V247H229ZM250 246V247H249ZM254 246V247H253ZM257 248H256V247ZM261 248L262 246V249H261V251L259 250L260 248ZM113 247V246H112ZM175 247H177V246H175ZM174 247V248H175ZM232 247V248H231ZM254 249H253V248ZM190 248V249H189ZM231 248V250H233V246L231 245L230 247H229V249ZM238 248V249H237ZM259 248V249H258ZM32 249L34 250V251H32ZM67 249L70 251V254H71V252H73L72 254L73 255H71L70 256V254H69V252L67 251ZM171 249H173V247L171 248ZM193 249H195V250H193ZM255 249H258L257 251L255 250ZM29 250H31L30 252H32V254L31 253H29L28 252V254H27V251H29ZM72 250H75V252L74 251H72ZM78 250V251H77ZM110 250V253L109 254H114V256L115 257H113L114 258V260H110L111 262H113V264H151V262H149V260L146 258V256H144L143 255V253L142 252H139V250H137V251H134L133 252V254H135V256L133 255V258L135 259V258H137V257H139V259H141V260H138V263H137V261L136 260H124L125 258H123L122 256L121 257H119L120 256V254H117V252H116V249H112V248H110L109 249ZM155 250H156V253H155ZM157 250H159L158 252L159 253H157ZM161 250V251H160ZM182 250V251H183ZM190 250V251H189ZM193 250V251H192ZM238 250V251H237ZM81 251H82V253H81ZM113 251V252H112ZM166 251V252H165ZM189 251V252H188ZM240 251H242V252H240ZM43 252H46V251H43ZM60 252H62V253H60ZM80 252V253H79ZM184 252V251H183ZM194 252V253H193ZM205 252H207V254L205 253ZM234 252H233V254H234ZM258 252V253H257ZM260 252H263V254L261 253V255H259V253ZM76 253V254H75ZM166 253V254H165ZM204 253V254H203ZM237 253V254H238ZM26 254V255H25ZM35 254V255H34ZM79 254V255H78ZM82 254V255H81ZM139 254V255H138ZM192 254H193V257H191L192 256ZM211 254V255H210ZM25 255V256H24ZM28 255V256H27ZM37 255H40V256H37ZM46 255H48V256H46ZM76 255V256H75ZM118 255V256H117ZM164 255H166L167 256V258H165V256ZM32 256H33V259H32ZM73 256V257H72ZM130 256V255H129ZM128 256V257H129ZM141 256V257H140ZM235 255H233V257L232 258H234L235 259V257H234ZM258 256V257H257ZM259 256H260V260H259ZM29 257V258H28ZM31 257V258H30ZM38 257V258H37ZM49 257V258H48ZM51 257V258H50ZM100 257H101V255H100ZM144 257L146 258V259H144ZM25 258L27 259V260H25ZM37 258V259H36ZM45 258H48V259H52V260H45ZM71 258V259H70ZM73 258V259H72ZM116 258H118V259H120V260H115ZM166 259V260H163V259ZM212 258V257H211ZM210 258V259H211ZM231 258V259H232ZM244 258H245V260H244ZM22 259V260H21ZM23 259H24V261H23ZM144 259V260H143ZM255 259V260H254ZM30 260V261H29ZM56 260V261H55ZM93 260V261H92ZM244 260V261H243ZM259 260V261H258ZM4 261V262H3ZM2 262H3V264H5V261H6V264H10V262L12 263L13 261L12 260H3ZM29 261V262H28ZM46 261V262H45ZM80 261V262H79ZM107 261V262H106ZM139 261H141V262H139ZM143 261V262H142ZM203 261H205V262H209V264H214V263H220V262H218V261H222V260H203ZM236 261V262H235ZM14 262H15V260H14ZM49 262V263H48ZM55 262V263H54ZM95 262V263H94ZM111 262H109V263H111ZM177 262H178V260L176 261H174L173 263L174 264H177ZM211 262V263H210ZM222 262H226V263H224V264H233V262H232V260H228V262L225 260H223ZM220 263V264H223V263ZM244 262V263H243ZM254 262V263H253ZM259 262V263H258ZM109 263H107V264H109ZM112 264V263H111Z\"/></svg>", "mask_w": 264, "mask_h": 264}, {"label": "bare ground", "instance_id": "bare-ground-1", "mask_svg": "<svg viewBox=\"0 0 264 264\" xmlns=\"http://www.w3.org/2000/svg\"><path fill=\"white\" fill-rule=\"evenodd\" d=\"M8 1H9V0H0V65L3 66V67H5V69H6V68H12L13 70H12V69H11V70H12L13 72H11L10 74H13L12 77H14V76H16V71H17V69L20 68V66L22 65V63H21L22 61L20 60V59H22V58H21L22 56L20 57V49H21V53H22V52H23V51H22V48L25 47L23 44L26 45V42H28V41L23 42L24 40H22V39L25 38V37H23V34H24V33H23V34H21V33L19 34V32L21 31V29H22L23 27H22V28L20 29V31H19V26H16V25L10 24L9 21L6 20L7 17H6V14H5V13H7V12H6L7 10L10 11V9H9V7H10V3L8 4ZM15 1H16V0H15ZM23 1H26V3H27V5H25V6H27L26 9H27V8H32V6H33L34 4L37 3V2L35 3V0H23ZM37 1H38V0H37ZM64 1H66V0H64ZM68 1H69V0H68ZM82 1H83V0H82ZM84 1H86V0H84ZM102 1H105V0H102ZM106 1H107V0H106ZM106 1H105V3H106ZM133 1H135V3H136V2H138L139 0H133ZM133 1H132V2H133ZM144 1H145V0H142L141 2H139V4L144 3L143 5H144L145 7L141 4V5L144 7V9H143V10L141 9V10H142L144 13H146L145 15H147V14L149 15V17L146 16L145 18L148 17L149 19H151V18H152L151 16H154L153 18H154V19L156 18V20H157V18H158L159 21H160V19H161V21H162V19H163V23H164V22H166V18L171 17V18H173V20L176 19L177 22L174 21L176 24H175L173 21H171V20H172L171 18H170L171 20L169 19L166 23H169L170 21L173 22V23L175 24V26L171 25V27L173 26V27H174V28L172 27L173 29H175V28L179 29V30H180L179 32H178L177 29L175 30V31H177L178 33H180V34H182V33H184V32H185V34L189 33V35L187 34V36H191V34H193V35L198 34L197 36H193V35H192V37H193V38H192L193 41H191V40H192V39H191V40H189V41H187V42H185V43H183V44L180 43L181 45L179 44V46L184 47L185 49H187V50L184 49L185 51H183V52L181 51L182 49H179L180 47H179L178 45H176V46H175V44L172 45V46H173V50H176V52H177V49L180 50L178 53H181L180 55H182V56L179 57V58L182 59V60H183V58H184V59H185V58H186V59H188V58H193V57L196 58V57H197L196 55H200V54H202V51H204L207 47L211 48L212 46H215V39L218 37L217 35L222 34V36H224V35H223L224 32L221 33L220 31H221V29H222V27H223L224 25H227L228 28L232 30V31L230 30V32H231L232 34H230V32H229V34L232 36V38H235V42L239 43L242 47H244V49H245L247 52H248V51L250 52V53L248 52V53L250 54V56L248 57L247 60L244 61V59H246V58H243V60H242V57H240V60H241V61H244L245 65H247V67H246L244 64H242V66L244 67V69L248 68L246 71H244L246 74H245V73H243V74H245V76L247 75V76L250 77V78H251V77L254 78V79H255V82H253V83H257L258 86L261 87L262 91H264V0H183V1H182V0H173V1H171V2H173L174 5H172V3L168 0V2H165V1H164L165 4H163V3H164L163 1H162V2H163L162 4H159V5H162V6H159V8L162 7L161 9L163 10V11H162L163 14H161V12H160L161 10L158 8V4H157V6L154 5V4H155L154 2H156V3L159 2V3H160V1H158V0H157L158 2H157L156 0H155V1H154V0H152V1L150 0V2H149V0H147L146 2H144ZM153 1H154V2H153ZM184 1H185V2L187 1L188 5H187ZM21 2H22V1H21ZM52 2H54V0H53ZM69 2H70V3H73V1L71 2V0H70ZM69 2H67V3L69 4ZM108 2H109V0H108ZM129 2H130V3H129ZM132 2H131V1H128V3H127L128 5H127V4H124V2H121V4L123 3V5L121 6V4H120V6H121V8L124 7V9L118 10V12L116 11V14H117L116 16L113 15V14H110V13H109L110 11L108 12L107 9H104V8H106V7L103 6L102 9H101L102 6L98 7L99 10L101 9V12H102V13H104L102 10H106L105 13H104V15L107 14V16H106V17L102 16L101 18H103V19H107V20H110V21L113 20L114 22L116 21V20H114V19L116 18L117 20L122 19V20H124V22H125V21H127V20L132 19V18L135 19V17H134V13H135V15L137 14V15H136V19L138 18V21H139V19H141V21H143V20H142L143 17L141 18V16H142L144 13H142V15L140 14V13H141V12L139 11L140 7H139L138 11H136V10H137V7L134 8L133 4H135V3H134V2L132 3ZM147 2L150 3V6H151V7L153 6V7H152L153 10H152V8L148 5ZM152 2H153V3H152ZM169 2H170L171 4H170ZM23 3L26 4L25 2H23ZM33 3H34V4H33ZM41 3H42V1H41ZM63 3H64V2H63ZM105 3H104V4H105ZM125 3H126V2H125ZM145 3H147V6H149L150 9H149V7L146 6ZM166 3H167V4L169 3L170 5H167ZM20 4H21V3H20ZM37 4H38V3H37ZM39 4H40V3H39ZM57 4H58V3H57ZM60 4H62V3L60 2ZM60 4H59V5H60ZM64 4H66V3H64ZM131 4H132V5H131ZM151 4H152V5H151ZM18 5H19V4H18ZM21 5H22V4H21ZM50 5H51V4H50ZM69 5H70V4H69ZM69 5H68V6H69ZM73 5H74V4H73ZM73 5H70V7L73 6ZM84 5H85V4H84ZM89 5L91 6V4H89ZM97 5H98V4H97ZM116 5H117V4H116ZM125 5H127V6L125 7ZM141 5H138V6H141ZM34 6H35V5H34ZM34 6H33V7H34ZM36 6H38V5H36ZM41 6H42V5H41ZM43 6H45V5L43 4ZM43 6H42V8H43ZM48 6H49V5H48ZM53 6H54V5H53ZM56 6H57V5H56ZM60 6H62V5H60ZM74 6H76V5H74ZM128 6H129V7H128ZM132 6H133V9H132ZM142 6H141V7H142ZM18 7H19V6H18ZM21 7H22V6H21ZM21 7H20L19 9H21ZM23 7H24V6H23ZM51 7H52V5H51ZM57 7H58V6H57ZM65 7H66V6H65ZM78 7H79V6H76L75 8H78ZM84 7H85V6H84ZM113 7H116V6H113ZM117 7H118V5H117ZM127 7H128V9H125V8H127ZM143 7H142V8H143ZM146 7H147V9H146ZM154 7H157V9H156V8L154 9ZM16 8H17V7H16ZM53 8H54V7H53ZM59 8H60V7H59ZM62 8H63V7H62ZM72 8H73V7H72ZM75 8H73V9H75ZM85 8H87V7H85ZM85 8H84V9H85ZM98 8H97V9H98ZM118 8H119V7H118ZM118 8H117V9H118ZM12 9H13V8H12ZM22 9H23V8H22ZM32 9H33V8H32ZM63 9H64V8H63ZM89 9H91V8L89 7ZM114 9L117 10L116 8H114ZM129 9H130V10H129ZM131 9H132V10L135 9V10H134L135 12H134V13H133V11L131 12ZM148 9H149V10H148ZM15 10H16V9H15ZM50 10H51V11H50L51 13H52V12L55 13V9H54V10H53V9H50ZM52 10H53V11H52ZM71 10H72V9H71ZM78 10H79V8H78ZM127 10H129V11H127ZM151 10L153 11V13H152V12H149V13H148V11H151ZM156 10H158V12H156ZM159 10H160V11H159ZM18 11H19V10H18ZM18 11H17V12H18ZM30 11H31V10H30ZM32 11H34V10H32ZM42 11H43V10H42ZM67 11H68V10H66V13H67ZM76 11H77V10H75V14H76ZM80 11H81V10H79V12H80ZM83 11H84V10H82V13H83ZM145 11H146V12H145ZM15 12H16V11H15ZM23 12H24V11H23ZM43 12H44V11H43ZM68 12H69V11H68ZM79 12H77V13H79ZM89 12H90V11H89ZM130 12H131V13H130ZM136 12H137V13H136ZM138 12H139V13H138ZM9 13H10V12H9ZM18 13H19V12H18ZM18 13H17V14H18ZM20 13H21V12H20ZM25 13H26V12H25ZM54 13H52V14H54ZM69 13H70V12H69ZM69 13H68V14H69ZM71 13H72V11H71ZM71 13H70V14H71ZM99 13H100V11H99ZM102 13H100V14L102 15ZM150 13H151L152 15H151ZM21 14H22V13H21ZM29 14L31 15V12H30ZM32 14H33V13H32ZM42 14H43V13H42ZM57 14H59V13L57 12V13L54 14V15L56 16V18H57V16H58ZM70 14H69V15H70ZM79 14H80V13H79ZM155 14H159V16L157 15V17H156ZM160 14H161V17H160ZM25 15H26V14H25ZM39 15H40V14H39ZM44 15H45V14H44ZM72 15H74V13H73ZM76 15H77V14H76ZM76 15H75V17H76V19H77V17H79L80 15H79V16H76ZM138 15H139L140 17H139ZM23 16H24V15H23ZM26 16H28V14H27ZM31 16H32V15H31ZM35 16H36V15H33V17H35ZM61 16H62V15H61ZM61 16H60V14H59V17L61 18V21H62L63 19H62ZM84 16H85V15H84ZM84 16H83V17H84ZM20 17H21V16H20ZM20 17H19V18H20ZM44 17H45V16H44ZM59 17H58V19H60ZM72 17H74V16H72ZM86 17H87V16H86ZM17 18H18V17H17ZM24 18H26V17H23L22 22L25 21V23H27L26 20H24ZM27 18H28V17H27ZM27 18H26V19H27ZM29 18H30V17H29ZM31 18H32V17H31ZM31 18H30V19H31ZM112 18H114V19H112ZM153 18H152V20H148V19H147L148 21H146V19H144V20H145L148 24H150V25H149L150 27L148 26V28H150V30H151V28H152L151 26H153V28H152V32H154L155 34L158 35V30H160L161 28H165L166 25H165V26H164V25H161V26H160V25H159L160 23H158V22H156L155 20H153ZM159 18H160V19H159ZM44 19H45V18H43V20H44ZM48 19H49V18H48ZM48 19H47V20H48ZM136 19H135V23H136V21H137ZM222 19H224V21H222ZM20 20H21V19H20ZM27 20L30 21L29 19H27ZM34 20H35V19H34ZM34 20H32V21H34ZM37 20H38V19H37ZM43 20H42V21H43ZM78 20H79V19H78ZM80 20H81V19H80ZM90 20H91V19H90ZM97 20H99V19H97ZM158 20H157V21H158ZM164 20H165V21H164ZM51 21H52V20H51ZM61 21H59V22L61 23ZM66 21H67V20H66ZM93 21H94V20H93ZM93 21H92V22H93ZM100 21H102V20H100ZM110 21H107V22L109 23ZM138 21H137V22H138ZM149 21H151V22H149ZM152 21H153V22H152ZM35 22H36V21H35ZM35 22H34V24H35ZM57 22H58V21H57ZM64 22H65V19H64ZM64 22H63V25H64ZM80 22H82V21H80ZM88 22H89V21L87 20L86 23L88 24ZM92 22H90V24H91ZM98 22H99V21H98ZM171 22H170V23H171ZM19 23L21 24V22H19ZM28 23H29V22H28ZM28 23H27V24H28ZM30 23H31V21H30ZM37 23H38V22H36V24H37ZM44 23H49V22H48V21L45 22V20H44ZM53 23H55V22H53ZM60 23H59V24H60ZM76 23H77V22H76ZM82 23H83V22H82ZM96 23H97V22H95L94 24H96ZM101 23H102V22H101ZM108 23H107V25H109V27L114 28V26H115L114 23H113L114 25H113L111 22H110L109 24H108ZM126 23H127V22L123 23V24H124V27L122 26L123 28H125V27H127V26L129 25V24L126 25ZM128 23H129V22H128ZM135 23H133V24H134V27H135V28H134L135 30L131 27V29H133V33H134L133 35L137 34V33H135V32H136V28H138V26H139V27L141 26V24L137 26L138 23H137V24H135ZM141 23H143V25L146 24V23L144 24V22H141ZM155 23H156V24H155ZM161 23H162V22H161ZM173 23H171V24H173ZM49 24H50V23H49ZM59 24L57 23V24L54 25V26L56 27V26L59 25ZM61 24H62V23H61ZM61 24H60V25H61ZM65 24H68V23L66 22ZM90 24H89V25H90ZM92 24H93V23H92ZM94 24H93V26H95ZM103 24H104V23H103ZM103 24H101V25H103ZM110 24H111V25H110ZM148 24H147V25H148ZM154 24H155V25H154ZM164 24H165V23H164ZM21 25H22V24H21ZM21 25H20V26H21ZM24 25H25V24H24ZM24 25H23V26H24ZM29 25H31V28H33V26H32L33 23H32V24H29ZM29 25H27V26H29ZM50 25H52V24H50ZM63 25H61V26H63ZM96 25H97V24H96ZM107 25H106V26H107ZM169 25H170V24H169ZM27 26H25V27H27ZM61 26H60V28H62ZM64 26H65V25H64ZM64 26H63V27H64ZM66 26H67V25H66ZM66 26H65V27H66ZM73 26H74V22H73ZM75 26H76V25H75ZM97 26H98V25H97ZM97 26H95L96 29H97ZM103 26H104V25H103ZM103 26H99V27L103 28ZM112 26H113V27H112ZM117 26H118V24H117ZM130 26H131V25H130ZM155 26H156V28H155ZM167 26H168V25H167ZM167 26H166L165 29L168 30V28H169L170 26H168V28H167ZM25 27H24V29H25ZM49 27L51 28V26H49ZM52 27H53V26H52ZM55 27H53V28H55ZM68 27H69V26H68ZM70 27H71V26H70ZM90 27L92 28V26H90ZM109 27H108V30L111 29V28H109ZM120 27H121V26H120ZM122 27H121L122 31L126 33V31H124L125 29H123ZM144 27H145V29H143V30L147 32V30H146V27H147V26H144ZM171 27H170V28H171ZM27 28H28V29H31V28H29V27H27ZM27 28H26V29H27ZM35 28H36V27H35ZM60 28H59V29H60ZM66 28H67V27H66ZM72 28H73V27H72ZM72 28H70V29H72ZM79 28H80V27H79ZM91 28H90V29H91ZM154 28L156 29V32H157V33H156L155 31H153ZM157 28H159V29H157ZM172 28H171V30H169V32H170V31H173L174 34H175V33L177 34V32H175ZM26 29H25V30H26ZM33 29H34V28H33ZM33 29L30 30V31H35V29H34V30H33ZM74 29H75V28H74ZM77 29H78V27H77ZM80 29H81V28H80ZM82 29H83V27H82ZM82 29H81V30H82ZM90 29L87 28V30H90ZM98 29H99V28H98ZM98 29H97V30H98ZM114 29H115V28H114ZM118 29H119V30H117V29H115V30L112 29V30H113L114 32H115V31H116V32H117V31L120 32V28H118ZM131 29H130V30H131ZM155 29H154V30H155ZM214 29H216V31H217V32H220V33H218V34L216 35V33L213 32ZM22 30H23V29H22ZM25 30H24V31H25ZM50 30H51V29H50ZM52 30H53V29H52ZM91 30H92V29H91ZM91 30H90V32H89L90 34L88 33L89 36H91V34L94 33V31H91ZM93 30H94V29H93ZM128 30H129V26H128L127 31H128ZM130 30H129V31H130ZM163 30H164V29H162V31L160 30L159 35H162V34H163L162 36L167 35V36L165 37V39H168V37L170 36V33H169L167 30H165V31H163ZM224 30H225V29H224ZM226 30H227V29H226ZM26 31H27V30H26ZM26 31H25V32H26ZM28 31H29V30H28ZM57 31H58V30H57ZM59 31L62 32V30H59ZM83 31H85V30H83ZM99 31H101V30L99 29ZM102 31H103V30H102ZM106 31H107V30H106ZM113 31H112V32H113ZM122 31H121L120 33H118V34L120 35V34L122 33ZM144 31H143V32H144ZM181 31H182V33H181ZM197 31H198V33H197ZM222 31H223V30H222ZM51 32H52V31H51ZM54 32H55V31H54ZM65 32H67V30H66ZM85 32H86V31H85ZM91 32H92V33H91ZM103 32H105V29H104ZM110 32H111V31H110ZM110 32H109V33H110ZM130 32H131V31H130ZM130 32H129V33L127 32L128 35L130 34ZM146 32H144V33L147 35L148 33H146ZM165 32L168 33V34H166ZM26 33H27V32H26ZM34 33H35V32H34ZM96 33H97V32H96ZM107 33H108V32H107ZM109 33H108V34H109ZM125 33H124V34H125ZM127 33H126V34H127ZM139 33H141V32H139ZM164 33H165V34H164ZM171 33H172V32H171ZM214 33H215V34H214ZM32 34H33V32H32ZM52 34H53V33H52ZM56 34H58V35L60 34V38H62V39L65 38L64 36H63L64 38L61 37L62 34L64 35V31H63L62 34L59 33V32L56 33ZM56 34H54V35L56 36ZM66 34H67V33H66ZM66 34H65V36H66ZM110 34H111V33H110ZM115 34L118 35L117 33H115ZM124 34H123V35L121 34V36L124 37ZM27 35H28V34H27ZM30 35H31V34H30ZM30 35H29V36H30ZM33 35H34V34H33ZM67 35H68V34H67ZM81 35H82V34H81ZM92 35H93V34H92ZM112 35L114 36V34H112ZM116 35H115V36H116ZM131 35H132V34H130L129 36H131ZM139 35H140V34H139ZM141 35H142V38L145 37V38H144L145 41L147 40V42L149 41L150 43H152V41H151L152 38H151V37H150V38H149V37L147 38V37L144 36L142 33H141ZM141 35H140V37H141ZM177 35H179V34H177ZM215 35H216L217 37H216V38H212V37H214ZM20 36L22 37L21 39H20ZM24 36H25V35H24ZM94 36H95V34H94ZM94 36H91V37H94ZM110 36H111V35H110ZM110 36H109V37H110ZM126 36H127V35H126ZM129 36H128V37H129ZM162 36H161V38H162ZM179 36H180V35H179ZM179 36H177V37H179ZM184 36H186V35H184ZM57 37H58V36H57ZM81 37H82V36H81ZM109 37H108V38H109ZM116 37H117V36H116ZM118 37H119V36H118ZM118 37H117V38H118ZM132 37H133V36H132ZM134 37L136 38V35H135ZM134 37H133V38H134ZM138 37H139V36H137V38H138ZM194 37H195V38H194ZM26 38H27V37H26ZM29 38H31V37H29ZM66 38H67V37H66ZM85 38H86V36H85ZM89 38H90V37H89ZM96 38H97V36H96ZM117 38H116V39H117ZM119 38H121V37H119ZM126 38H127V37H126ZM142 38H139V39H141V41H143ZM171 38H175V39H176V37H174V35H172ZM181 38L183 39V37H180V38L176 39V41L179 40V39H181ZM222 38H223V40H224L225 36L222 37ZM226 38H227V39H228V38L230 39V37H227V36H226ZM232 38H231V39H232ZM80 39H81V38H80ZM80 39L77 40V41L79 42ZM91 39H92V38H90V42H91L93 39H95V38H93L92 40H91ZM98 39H99V38H98ZM109 39H110V38H109ZM114 39H115V38L113 37L111 41H113ZM127 39H128V38H127ZM162 39H164V37H163ZM169 39H170V38H169ZM169 39H168V40H169ZM175 39H174V40H175ZM189 39H190V38H189ZM220 39H221V38H220ZM21 40H22V43H23V44L21 43ZM26 40H28V38H27ZM29 40H30V39H29ZM66 40H67V41H66ZM66 40H64V41H66V42L69 44V42H68L69 40H68V39H66ZM83 40H84V39H83ZM95 40H96V39H95ZM100 40H101V39H100ZM102 40H106V39H103V38H102ZM102 40H101V41H102ZM117 40H118V39H117ZM117 40H115V42H116ZM123 40H124V38H123ZM156 40L158 41V39L156 38V39L154 40V43L156 42V43H155L156 45L153 44V43H152V44H149V42H148V44H147V42H146V43H143V44H146V45H147V46L145 45L146 47H145V51H144V52H146V50L149 48V45H150L151 47H152V45H153V46L155 45V46L158 48V51H159V47H160V48H162V47L164 48V47H165V46H161L162 44H158L159 42L157 43ZM221 40H222V39H221ZM62 41H63V40H62ZM96 41H98V40H96ZM96 41H94L95 43L93 42L94 45L96 44ZM109 41H110V40H109ZM111 41L108 42L109 45L112 43ZM119 41H121V43H120ZM130 41H131V40H130ZM163 41H164V40H163ZM224 41H225V40H224ZM226 41H227V40H226ZM228 41H232V40H228ZM233 41H234V40H233ZM29 42H30V41H29ZM55 42H56V41H55ZM66 42H63V43L67 44ZM80 42H81V41H80ZM88 42H89V41H88ZM99 42H100V41H99ZM106 42H107V40H106ZM113 42H114V41H113ZM115 42L112 43V45L114 44L113 47L116 46V45H115ZM125 42L127 43V40H126ZM125 42H124V43H125ZM135 42L137 43V41H135ZM165 42H166V41H165ZM172 42H174V41L172 40ZM216 42H217V41H216ZM20 43H21V45H23V47L21 46V48H19V47H20V45H19ZM30 43H31V42H30ZM63 43H62V45H64ZM85 43H86V42H85ZM116 43H117V42H116ZM119 43H120L121 45L123 44V43H122V39H121V40H118V44H119ZM130 43H131V42H130ZM130 43H129V44H130ZM132 43H134V42L132 41ZM132 43H131V44H132ZM138 43H139V42H138ZM193 43H194V44H193ZM213 43H214V45H213ZM230 43L232 44V43H234V42H230ZM230 43H229V44H230ZM237 43H235V44L237 45ZM28 44H29V43H28ZM28 44H27V46H28V48L30 49V47H29L30 45H28ZM54 44H55V43H54ZM57 44H58V43H57ZM83 44H84V43H83ZM91 44H92V43H91ZM101 44H103V43L100 42L99 47H100V49H102V51H103V47L101 48V46H100ZM108 44H107V46H108ZM118 44H117V45H118ZM129 44H128L127 46H130ZM134 44H135V43H134ZM165 44H166V43H165ZM167 44H168V43H167ZM211 44H212V46H211ZM218 44H219V43H218ZM31 45H32V44H31ZM55 45H56V44H55ZM85 45L87 46V44H85ZM97 45H98V44H97ZM123 45H124V46H123L124 48L127 47L125 44H123ZM132 45H133V44H132ZM136 45H138V44H136ZM139 45H141V44L139 43ZM170 45H171V44H170ZM170 45H169V46H170ZM220 45H221V43H220ZM222 45H224V44H222ZM226 45H227V44H226ZM27 46H26V47H27ZM32 46H33V45H32ZM57 46H58V45H57ZM60 46H61V45H60ZM68 46H69V45H67V47H65L66 50L69 49ZM83 46H84V45H83ZM86 46H84V47H86ZM88 46H89V45H88ZM102 46H103V45H102ZM107 46H106V47H107ZM119 46H120V45H119ZM125 46H126V47H125ZM155 46L152 47V48H155ZM172 46H170V48H169L168 46L165 47V48H164L165 50H166V48L168 49V50H166V51H165L163 48H162V50L165 51V53H167V51H170V52H171V50H172L171 47H172ZM217 46H218V45L216 44L215 47H217ZM237 46H238V45H237ZM241 46H240V47L238 46V47H239V48H242ZM53 47H54V45H53ZM106 47H105V48H106ZM109 47H110V46H109ZM116 47H117V46H116ZM140 47H141V46H140ZM142 47H143V49H144V46H142ZM147 47H148V48H147ZM174 47H176V48H174ZM215 47H214V48H215ZM218 47L220 48V47H223V46H218ZM224 47H225V45H224ZM224 47H223V49L226 51V48H224ZM226 47H227V46H226ZM31 48H32V47H31ZM67 48H68V49H67ZM86 48H87V47H86ZM146 48H147V49H146ZM219 48H218V49H219ZM48 49H51V48H48ZM53 49H54V48H53ZM53 49H51V50L54 51ZM55 49H56V48H55ZM81 49H83V48H81ZM106 49H107V48H106ZM106 49H105V50H106ZM110 49H111V47H110ZM127 49L129 50V47L126 48V50H127ZM130 49H133V48L130 47ZM135 49H136V48H135ZM155 49H156V48H155ZM207 49H208V48H207ZM218 49H216V50H218ZM244 49H242V50L244 51ZM23 50H24V49H23ZM46 50H47V49H46ZM51 50H50V51H51ZM70 50H72V49H70ZM84 50H85V49H84ZM86 50H88V49H86ZM107 50H108V49H107ZM111 50H112V49H111ZM122 50H123V49H122ZM156 50H157V49H156ZM208 50L210 51V49H208ZM208 50H206V51H208ZM224 50H223V51H224ZM227 50H228V48H227ZM26 51H27V50H26ZM28 51H29V50H28ZM50 51H49V52H50ZM52 51H51V52H52ZM73 51H74V50H73ZM73 51H72V52H73ZM92 51L94 52V50H91V52H92ZM112 51H113V50H112ZM114 51H115L114 53L117 54L116 50H114ZM129 51H130V50H129ZM129 51H128V52H129ZM160 51H161V50H160ZM230 51H231V50H228L227 52L229 53ZM246 51H245V52H246ZM24 52H25V50H24ZM43 52H44V51H43ZM46 52H47V51H46ZM67 52H68V51H67ZM83 52H84V51H83ZM120 52H121V51H120ZM138 52H139V50H138ZM142 52H143V51H142ZM144 52H143V53H144ZM172 52H174L175 54H174V53H169L168 55H163V54H162V55H163V56H168V57H166V58L169 59V58H170L169 56L172 55V54H174V55H175V58H176V57L178 58L179 54H178V56H176V52H175V51H172ZM217 52H218V51H217ZM221 52H222V49H221L220 53H221ZM44 53H45V52H44ZM52 53H53V54H52ZM52 53H50V54L47 53V55H51L52 58H53V57L55 58V56H54L55 53H54V52H52ZM73 53H74V52H73ZM73 53H72V54H73ZM81 53H82V51L79 52L80 55H83V54H84V53H82V54H81ZM107 53H108V55H109V53H112V52H107ZM140 53H141V52H140ZM147 53H148V52H147ZM159 53H160V52H159ZM162 53H163V52H162ZM199 53H200V54H199ZM222 53H223V52H222ZM224 53H225V52H224ZM224 53H223V54H224ZM228 53H227V55H228ZM26 54H27V53H26ZM26 54H25V55H26ZM42 54H43V53H42ZM66 54L68 55L69 53H66ZM70 54H71V51H70ZM72 54H71V55H72ZM85 54H86V53H85ZM85 54H84V55H85ZM92 54H94V53H92ZM119 54H121V53H119ZM138 54H139V53H138ZM208 54H209V53H208ZM210 54H211V53H210ZM217 54H218V56H220L219 53H217ZM230 54H231V52L229 53V56H230ZM43 55H44V54H43ZM56 55H57V53H56ZM67 55H66L67 58L65 57L66 60H68V56H69V55H68V56H67ZM71 55H70V56H71ZM74 55H75V54H74ZM94 55H96V54H94ZM94 55H92V56H94ZM110 55H111V54H110ZM110 55H109V56H110ZM140 55H142V54H140ZM143 55H146V54H143ZM160 55H161V54H160ZM162 55H161V58H162ZM174 55H173V56H174ZM202 55H203V54H202ZM232 55H233V56H232ZM75 56H76V55H75ZM75 56H74V57H75ZM96 56L99 57V54L96 55ZM115 56H117V55H115ZM122 56H123V55H122ZM216 56H217V55H216ZM218 56H217V57H218ZM221 56H224V55H221ZM225 56H226V55H225ZM225 56H224V57H225ZM231 56H232L233 58H235V57H234V54H231ZM56 57H57V56H56ZM61 57H62V56H61ZM72 57H73V56H72ZM74 57H73V58H74ZM90 57H91V56H90V54H89V57H88V58H90ZM98 57H97V59H93L92 61L90 60L89 62L93 63V61L98 60ZM100 57H101V56H100ZM111 57H113V59H114V55H113V56L111 55ZM120 57H121V55H120ZM126 57H127V56H126ZM126 57H125V58H126ZM143 57H144V56H143ZM143 57H141V58H143ZM145 57H147V56H145ZM204 57H205V56H204ZM204 57H203V58H204ZM227 57H228V56H227ZM49 58H50V57H49ZM52 58H51V60L49 59L50 62L54 59V58H53V59H52ZM108 58H109V57H108ZM121 58H123V57H121ZM125 58H124V59H125ZM147 58L149 59L150 57H147ZM159 58H160V57H159ZM159 58H158V59H159ZM179 58H178V59H179ZM195 58H194V59H195ZM222 58H223V57H222ZM236 58H237V57H236ZM254 58H256L257 60L254 59ZM55 59H56V58H55ZM55 59H54V60H55ZM71 59H72V58H71ZM75 59H76V57L74 58V60H75ZM113 59H112V60H113ZM143 59L145 60V58H143ZM171 59H172V56H171L170 60H171ZM186 59H185V60H186ZM19 60H20V63H19ZM66 60H65V61H66ZM76 60L78 61V59H76ZM88 60H89V59H88ZM104 60H105V59H104ZM121 60H122V59H121ZM144 60H142V62L147 63V62H145ZM160 60H162V59H160ZM170 60H169V61H170ZM188 60L190 61L191 59H188ZM221 60H222V59H221ZM225 60H227V59H224V60H222V61H225ZM232 60H233V59L230 58V62H229L228 60H227V61H228V63H232ZM237 60H238V59H237ZM237 60H236V61H237ZM240 60H239V61H240ZM254 60H256V62L259 61L260 63H259V62H257V63L260 64V65L255 64V63H254V62H255ZM70 61L72 62V60H70ZM81 61H83V58H81ZM85 61H86V60H85ZM98 61H99V60H98ZM98 61H97V62H98ZM108 61H109V60H108ZM113 61H114V60H113ZM149 61H150V59H149ZM175 61L177 62V59H176ZM191 61H193V60H191ZM205 61H206V60H205ZM227 61H226V64H227ZM233 61L235 62V60H233ZM55 62H56V64H58V63H57V60H55ZM67 62H69V61H67ZM67 62H66V63H67ZM71 62H70V63H71ZM74 62H76V61H74ZM78 62H79V61H78ZM104 62H105V61H104ZM104 62H103V63H104ZM140 62H141V61H140ZM176 62L173 63V65L176 64ZM179 62H180V61H178L177 63H179ZM186 62H188V61H186ZM186 62H185V63H186ZM198 62H199V61H198ZM200 62H201V61H200ZM200 62H199V63H200ZM216 62H217V61H216ZM51 63H53V64L55 65V63H54L53 61H52ZM51 63H50V64H51ZM66 63H65V64H66ZM76 63H77V62H76ZM80 63H81V62H80ZM80 63H79V65L82 66V69H83V67H84V72H85V69H86V68H85V66L83 65L84 63H83V62H82L83 64H80ZM91 63H89V64H91ZM101 63H102V60H101ZM106 63H108V62H106ZM114 63H115V61H114ZM128 63H131V61L128 62ZM128 63H127V64H128ZM132 63H133V62H132ZM182 63H183L182 65H185L184 62H182ZM188 63H189V62H188ZM188 63H187V64H188ZM199 63H198V64H199ZM208 63H209V62H208ZM211 63H212V62H211ZM218 63H219V61H218ZM241 63H242V62H241ZM33 64H34V63H33ZM37 64H38V63H37ZM50 64H49V65H50ZM65 64H64V65H65ZM77 64H78V63H77ZM87 64H88V62H87ZM87 64H86V66H87ZM93 64H94V63H93ZM109 64H112V62H111V63L109 62ZM117 64H118V63H117ZM119 64H120V63H119ZM147 64L150 65V66L147 65L148 67H151V66H152L151 63H147ZM179 64H181V63H179ZM179 64H178V65H179ZM187 64H186V66H187ZM193 64H194V63H193ZM200 64H201V63H200ZM222 64H223V62H222ZM35 65H36V64H35ZM49 65H48V66H49ZM54 65H53V67H54L53 70H54L55 68H57V66L55 65V66H56V67H55ZM59 65H60V64H59ZM79 65H77V66L80 67ZM103 65H104V64H103ZM105 65H106V68H110V67H111V66H110V67H107L108 64H105ZM105 65L102 67V69L105 67ZM113 65H115V64H113ZM129 65H133L132 67H134V63H133V64H129ZM176 65H177V64H176ZM189 65H190V64H189ZM201 65H202V64H201ZM232 65H233V64H232ZM234 65H235V64H234ZM239 65H240V62H239ZM32 66H33V65H32ZM39 66L42 67L43 65H42V66L39 65ZM71 66H73V65H71ZM97 66H100V65H97ZM97 66H94V67H97ZM126 66H127V67H125V68H128V65H126ZM180 66H181V65H180ZM180 66H178V67H180ZM186 66H184V67L186 68ZM194 66H195V65H194ZM208 66H209V65H208ZM211 66H212V64H211ZM224 66H225V65H224ZM240 66H241V65H240ZM21 67H22V66H21ZM50 67H52V65H51ZM73 67H74V66H73ZM73 67H72L71 69H68V71L71 70V72H72V71H74V70H76V69H79V68H77V67H76V69H75V67H74V68H73ZM88 67H89V66H87V68H88ZM90 67H91V66H90ZM117 67H118L120 70H122L121 67H123V66H121V67L117 66ZM129 67H130V66H129ZM132 67H131V68H132ZM170 67H172V65H171V66L169 65V68H170ZM175 67H176V66H175ZM181 67H183V66H181ZM181 67H180V68H181ZM196 67H197V66H196ZM196 67H195V68H196ZM225 67H226V66H225ZM238 67H239V66H238ZM69 68H70V67H69ZM98 68H99V67H98ZM100 68H101V67H100ZM100 68H99V69H100ZM106 68H105V70H106ZM113 68H114V67H113ZM113 68H112V69H113ZM131 68H128V69L131 70ZM166 68H167V67H166ZM169 68H168V69H169ZM191 68H192V70H195L193 67H191ZM200 68H201V67H200ZM200 68H199V69H200ZM209 68H210V67H209ZM211 68H215V69H216V67H213V66H212ZM220 68H223V69L225 70L224 67H220ZM226 68H227V67H226ZM64 69H66V68H64ZM72 69H73V70H72ZM82 69L80 70L81 72H79L81 75H82V71H83ZM90 69H91V68H90ZM92 69H93V67H92ZM94 69H96V68H94ZM102 69H101V70H102ZM112 69H109V70H112ZM134 69H135V68H134ZM134 69H132L131 71H133ZM137 69H138V68H137ZM153 69H154V70L156 69V71H157V68L153 67ZM175 69H176V68H175ZM187 69H189V68L187 67ZM187 69H182V68H181L182 72L186 71ZM196 69H197V68H196ZM199 69H198V70H199ZM215 69H214V70H215ZM242 69H243V68H242ZM244 69H243V70H244ZM6 70H7V69H6ZM6 70H5V71H6ZM8 70H10V69H8ZM20 70H21V68H20ZM26 70H27V69H26ZM41 70H42V69H41ZM59 70H60V69H57L56 74H58L59 72H61V70H60V71H59ZM101 70L98 71V70L96 69V72H95L94 70H89V72H87V73L89 74L90 72H94V73H96V75H98L99 73L102 75L103 73H101V72H105V70H104V71H101ZM109 70H107V71H109ZM117 70H118V69H116L115 72H117ZM120 70H118V71L120 72ZM129 70H128V71H129ZM140 70H141V69H140ZM140 70H139V71H140ZM146 70H147V69H146ZM158 70H162V69H158ZM164 70H165V69H164ZM179 70H180V69H179ZM217 70H218V68H217ZM219 70H221V69H219ZM224 70H223V71H224ZM243 70H242V72H243ZM0 71H1V70H0ZM36 71H37V70H36ZM38 71H39V70H38ZM58 71H59V72H58ZM76 71H77V70H76ZM76 71H75V72H76ZM100 71H101V72H100ZM107 71H106V73H108ZM112 71H113V70H112ZM131 71H130V72H131ZM137 71H138V70H136V72H137ZM156 71H155V72H156ZM165 71H166V70H165ZM172 71H173V70H172ZM188 71H191V70H188ZM212 71H213V70H212ZM212 71L210 70V72H212ZM225 71H226V70H225ZM6 72H7V71H6ZM42 72H43V71H42ZM45 72H46V71H45ZM47 72H48V71H47ZM47 72H46V73H47ZM75 72H74V73H75ZM97 72H99V73L97 74ZM109 72H110V71H109ZM115 72H113V73H115ZM124 72H126V70H124ZM124 72H123V74H122V72H120V73H121L123 76H125L126 74H129V75H130L129 72H127L126 74H125ZM146 72H147V71H146ZM167 72H168V71H167ZM169 72H170V71H169ZM169 72H168V73H169ZM179 72H180V71H178V72L176 73V75H175L173 78H175L176 76H177V77H182V76H183V75H182L183 73H182V74H179ZM194 72H195V71H194ZM210 72H209V73H210ZM213 72H216V71H213ZM213 72H212V74H213ZM7 73H8V72H7ZM46 73H45V74H46ZM50 73H53V72L51 71ZM69 73H70V72H69ZM79 73H77L78 76L80 75ZM85 73H86V72H85ZM85 73H84V74H85ZM87 73H86V74H87ZM94 73H93V74H89V75L91 76V78H94L93 80H95V82H97L98 79H101V77H100V76H96ZM117 73H118V72H117ZM117 73H116V75H117ZM132 73H133V72H132ZM132 73H131V74H132ZM134 73H135V71H134ZM134 73H133V75H134ZM139 73H140V74H139V76H140V75H141V72H139ZM148 73H149V71H148ZM161 73H162V72H161ZM190 73H191V72H190ZM190 73H189V74H190ZM1 74H2V73H0V76H1ZM4 74H5V72H4ZM4 74H3V75H4ZM40 74H41V72H40ZM63 74H64V73H63ZM111 74H112V73H111ZM111 74H110L109 76H112ZM124 74H125V75H124ZM136 74H137V73H136ZM142 74H143V73H142ZM172 74H173V73H172ZM174 74H175V73H174ZM174 74H173V75H174ZM212 74L209 75L210 78H213V80H214V77H216V79H218V77L221 76V71H220V75H218V77H217V76H212ZM218 74H219V73H218ZM222 74H224V73L222 72ZM227 74H228V73H227ZM227 74H226V75H227ZM233 74H234V73H233ZM5 75H7V74H5ZM5 75H4V76H5ZM41 75H42V74H41ZM47 75H48V74H47ZM58 75H59V74H58ZM58 75H56V76H58ZM71 75H72V74H71ZM77 75H74L73 77L76 76V78H77ZM92 75H95L97 79H95V77H92ZM133 75H132V76H133ZM143 75H144V74H143ZM148 75H149V74H148ZM157 75H158V74H157ZM179 75H181V76H179ZM186 75H187V71H186ZM186 75H185V76H186ZM201 75H202V74H201ZM201 75H200V76H201ZM205 75L208 77L207 74H205ZM213 75H215V74H213ZM50 76H51V78H50ZM50 76H48L49 79H52L55 75L53 76V75L51 74ZM52 76H53V77H52ZM56 76H55V77H56ZM82 76H84V75H82ZM120 76H121V75H120ZM127 76H128V75H127ZM127 76H125V77H127ZM137 76H138V75H137ZM145 76H146V75H145ZM150 76L152 77L151 74H150ZM203 76H204V75H203ZM206 76H205V77H206ZM211 76H212V77H211ZM230 76H231V74H230ZM2 77H3V76H1V78H2ZM12 77H11V78H12ZM43 77H45V76H43ZM48 77L46 76V79H48ZM59 77H60V76H59ZM79 77H80V76H79ZM79 77H78V78H79ZM98 77H100V78H98ZM121 77H122V76H121ZM125 77H124V78H125ZM130 77H131V75L128 77L129 80H130ZM141 77H142V75H141L140 77H137V78H140V79H141ZM146 77H148V76H146ZM151 77H150V78H151ZM159 77H160V76H159ZM170 77H172V76L170 75ZM192 77H193V76H192ZM224 77H225V75H224ZM243 77H244V76H243ZM14 78H16V77H14ZM57 78H58V77H56L55 79H57ZM62 78H63V77H62ZM76 78H75V81H76ZM78 78H77V79H78ZM81 78H82V77H81ZM83 78H85V76H84ZM83 78L80 79V80H83ZM104 78H105V77H104ZM104 78H103V80H104ZM118 78H120V77H118ZM133 78H134V79H133ZM143 78H144V77H143ZM143 78H142V79H143ZM152 78H153V77H152ZM152 78H151V79H152ZM183 78H184V77H183ZM198 78H200V77H198ZM201 78H202V77H201ZM201 78H200V79H201ZM203 78H204V77H203ZM210 78L208 77V79H210ZM240 78H242V77H240ZM246 78H247V77H246ZM4 79H5V78H4ZM8 79H9V78H8ZM12 79H13V78H12ZM12 79H10V80L12 81ZM43 79H45V78H43ZM46 79H45V80H46ZM49 79H48V80H49ZM55 79H53V80L55 81ZM105 79H107V76H106ZM108 79H110V80L112 81L111 78H108ZM113 79H115V78H113ZM132 79H133V81H134V80H135V76H133ZM155 79H156V78H155ZM166 79H167V78H166ZM169 79H170V78H169ZM175 79H176V78H175ZM175 79H174V80H175ZM179 79H180V78H179ZM187 79H188V78H187ZM193 79H194V78H193ZM204 79H206V78H204ZM204 79H203V80H204ZM216 79H215V82H217ZM237 79H239V78H237ZM6 80H7V79H5V81H6ZM13 80H14V79H13ZM60 80H61V79H60ZM78 80H79V79H78ZM78 80H77V81H78ZM84 80H85V79H84ZM86 80H87V81H86ZM86 80H85V81L88 82V79H86ZM116 80H118V79H116ZM123 80H125V79H123ZM148 80H149V79H148ZM153 80H154V79H153ZM174 80H173V82L171 83V82H170V81H172V78H171V80L168 81V82H169L168 84L165 83L166 85H164V88L161 89V87H160V90H158L159 88H157V89L155 88L157 91H156V90H151V91L148 90V95L144 93L145 96L142 97V101H143L142 104L144 103V104H143L144 109L148 110V113L150 112L149 115L152 114V116L154 117V115H153V113H151V111L154 110V106L159 105V106H161L162 108H161V111H159V112H157V113H160V112L162 113V112H163V114H164V113L169 114V113L171 112L172 114L170 113L169 115H172V116H170V117L175 118V116H176L175 112H176V111H174V110H175L176 108H177V110L180 109V108H178V106L181 105L180 103L183 101L182 99L185 100V98H183V97H188L189 95L186 93L188 96H183V95H185V94H183V93H185L186 91L184 92V91H182V90H185L186 88L181 89L182 87L179 86V83H178V86H177V82H179V81L176 82V81H174ZM181 80H182V82L184 81V79H182V78H181ZM234 80H235V79H234ZM252 80H253V79H252ZM5 81H3V83H4ZM56 81H57V80H56ZM56 81H55V82H56ZM61 81H62V80H61ZM77 81H76V82H77ZM105 81L108 82V80H105ZM111 81H109V83H110ZM119 81H121V79H119ZM126 81L128 82L127 78H126ZM139 81H140V80H139ZM139 81L137 80V81H135V83H137V82H139ZM141 81H142V80H141ZM141 81H140V82H141ZM146 81H147V80H146ZM146 81H145V82H146ZM157 81H158V80H157ZM194 81H195V80H194ZM198 81H200V80L198 79ZM198 81H197V82H198ZM211 81H212V80H211ZM237 81H238V80H237ZM240 81H241V79H240ZM240 81H239L238 83H242V82H243V78H242V81H241V82H240ZM250 81H251V79H250ZM253 81H254V80H253ZM8 82H9V81H8ZM42 82H43V81H42ZM64 82H65V81H64ZM76 82H75V83H76ZM78 82L80 83V81H78ZM82 82H84V81H82ZM82 82H81V83H82ZM98 82H102V81L100 80V81H98ZM112 82H113V81H112ZM112 82H111V84H112ZM122 82H123V81H122ZM130 82H132V81H130ZM130 82H129V83H126V82H125V84H128V85H126L124 89L122 88L123 86L119 83L120 86H122V87H120V88L123 89V90L119 89V90L121 91V92L119 91L120 94H118V95L116 94V95L118 96V99H119V100H120L119 95L121 96L122 99H124V98L127 96V94H129V93H132V95H133V92L136 90V89L133 90V87L135 88V87H136V86H135L136 84L134 85L133 83H130ZM142 82H143V81H142ZM150 82H152V80H151ZM185 82H187V81H185ZM189 82H190V81H189ZM191 82H192V81H191ZM197 82L195 83V87H196V85H197ZM203 82H206V80L203 81ZM215 82L213 81V83H215ZM218 82H219V80H218ZM244 82H245V81H244ZM1 83H2V81H1ZM3 83H2V84H3ZM59 83H60V82H59ZM66 83H67V82H66ZM88 83H91V82H88ZM93 83H94V82H93ZM93 83H91L90 85L93 86ZM103 83H105L106 85L108 84V83H106V82H103ZM116 83H118V81H117ZM123 83H124V82H123ZM156 83H157V82H156ZM156 83H155V84H156ZM187 83H188V82H187ZM187 83H186V84H187ZM193 83H194V82H193ZM200 83H202V82L200 81L199 84H200ZM209 83H210V81H209ZM213 83L211 82V84H213ZM251 83H252V82H251ZM253 83H252V85H253ZM2 84H1V85H2ZM11 84H12V83H11ZM60 84H62V83H60ZM68 84H69V83H68ZM77 84H78V83H77ZM100 84H101V83H100ZM132 84H133V85H132ZM144 84H145V83H144ZM148 84H149V81H148ZM151 84H152V83H150L149 85H151ZM153 84H154V83H153ZM153 84H152V85H153ZM155 84H154V85H155ZM163 84H164V83H163ZM181 84H182V83H181ZM181 84H180V85H181ZM183 84H184V83H183ZM186 84H184L183 87H184ZM190 84H191V83H190ZM199 84H198L197 86H199ZM203 84H204V83H203ZM242 84H243V83H242ZM244 84H246V82H245ZM6 85H7V84L5 83V86H6ZM8 85H9V84H8ZM81 85L83 86L84 84H80V85H78V87L81 86ZM94 85H95V84H94ZM108 85H109V84H108ZM108 85H107V86H108ZM112 85H115V83L112 84ZM191 85H192V84H191ZM191 85H190V87H192ZM193 85H194V84H193ZM201 85H202V84H201ZM205 85H206V84H205ZM218 85H219V84H218ZM224 85H226V84H224ZM227 85H228V84H227ZM248 85H251V84L249 83ZM248 85H246L245 88H246ZM56 86H57V85H56ZM74 86H75V85H74ZM74 86H73V87H74ZM109 86H110V85H109ZM137 86H138V85H137ZM139 86H140V85H139ZM139 86H138V87H139ZM142 86H143V85H141V87H142ZM156 86H158V85H156ZM156 86H154V87H156ZM162 86H163V85H162ZM181 86H182V85H181ZM203 86H204V85H203ZM203 86H202V87H203ZM206 86H208V85H206ZM212 86H214V85H212ZM212 86L210 85V87H212ZM239 86H240V85H239ZM254 86H255V84H254ZM254 86H253V87H254ZM70 87H72V86H70ZM73 87H72V88H73ZM93 87H94V86H93ZM93 87H92V88H93ZM95 87L97 88V86H95ZM103 87H104V86H103ZM112 87H113V90H114V91H113V90H112V91L116 93V92H117L116 90H117L119 87H118V88H115V89H114V86H112ZM141 87H140V88H141ZM143 87H144V86H143ZM143 87H142V90H143ZM148 87H149V86H148ZM148 87H147V88H148ZM177 87H180V88H177ZM187 87H188V84H187ZM190 87H189V88H190ZM195 87L193 86V88H195ZM230 87H231V86H230ZM232 87H233V86H232ZM243 87H244V86H243ZM253 87H252V88H253ZM259 87H258V89H259ZM6 88H7V86H6ZM10 88H11V87H9V89H10ZM54 88H55V87H54ZM54 88H53V89H54ZM65 88H66V87H65ZM68 88H69V87H68ZM72 88H71V89H72ZM74 88H75V87H74ZM74 88H73V89H74ZM76 88H77V85H76ZM76 88H75V90H76ZM79 88H80V87H79ZM79 88L76 90L77 92H79V93H77L78 97H79V94H81L80 91H79ZM89 88H90V86H89ZM89 88H88V89H89ZM193 88H192V89H193ZM196 88L198 89V87H196ZM205 88H206V87H205ZM213 88L216 89V87H213ZM213 88H212V89H213ZM240 88H241V87H240ZM249 88H250V87H249ZM249 88H248V89H249ZM9 89H8V90H9ZM56 89H57V88H56ZM59 89H60V88H59ZM85 89H86V87H85ZM85 89L83 88V89H81V91L84 90V92H85ZM88 89H86V90L88 91ZM97 89L99 90V91H98V94H99L100 89H99V88H97ZM101 89H102V85H101ZM144 89H145V91H144V90H143V91H144V92H147V91H146V84H145ZM150 89H152V86L150 87ZM197 89H196V90H193V91L195 92V94L197 93ZM203 89H204V88L201 89L202 92H204ZM208 89H209V87H208ZM256 89H257V88H256ZM8 90H7V91H8ZM92 90H95V89H92ZM92 90L90 89V92H91ZM180 90H181V92H180ZM187 90H188V89H187ZM190 90H191V89H190ZM190 90H188V91L191 92V93H193V92L190 91ZM210 90H211V89H210ZM216 90H217V89H216ZM221 90H222V89H221ZM233 90H234V89H233ZM249 90H250V89H249ZM252 90H253V89H252ZM66 91H67V90H66ZM72 91H73V90H72ZM72 91L70 90V91L68 92V94L71 93ZM87 91H86V92H87ZM104 91H105V90H104ZM104 91H103V92H104ZM112 91L110 92L111 94L113 93ZM188 91H187V92H188ZM198 91H199V89H198ZM229 91H230V90H229ZM231 91H232V90H231ZM237 91H238V90H237ZM253 91H255V90H253ZM8 92H9V91H8ZM64 92H65V91H64ZM82 92H83V91H82ZM84 92L82 93V95H84V96H85L86 94H92V93H93V92H92V93H89V92H88V93H85V94H84ZM96 92H97V90H96ZM105 92H106V91H105ZM105 92H104V93L100 92L101 95L98 97V99H94V97H91V96L89 95V98H90V97L93 98V99H92V100H94L93 102H95V100H96L97 107H99V109H102V108H101L102 106H103V108H104V106H110V104H111V103H109V101H108V100H110V99L107 100V98H106V95H107V94H105ZM119 92H118V93H119ZM136 92H137V91H136ZM182 92H183V93H182ZM189 92H188V93H189ZM208 92H209V91H208ZM225 92H226V91H225ZM250 92H251V91H249L248 93H250ZM255 92H259V91H255ZM14 93H15V92H14ZM14 93H13V95H14ZM65 93H66V92H65ZM73 93H74V91H73ZM110 93H108V94L110 95ZM137 93H138V92H137ZM140 93H141V92H140ZM191 93H190V96H191ZM221 93H222V92H221ZM233 93H234V92H233ZM236 93H237V92H236ZM248 93H246L247 96H248V95H253V94H248ZM251 93H252V92H251ZM253 93H254V92H253ZM10 94H12V93H10ZM10 94H9V95H10ZM66 94H67V93H66ZM74 94H76V93H74ZM74 94H72V96H73ZM182 94H183V95H182ZM195 94H194V96H195ZM201 94H202V93L199 92L197 98H199V97L201 98V97H202V96H200ZM208 94H209V93H208ZM222 94H223V93H222ZM230 94H232V93H230ZM240 94H241V93H240ZM240 94H238V95H239V96H242V95H240ZM254 94H256V93H254ZM259 94H260V93H259ZM259 94H258V96H259ZM17 95H18V94H17ZM17 95H16V96H17ZM61 95H62V94H61ZM70 95H71V94H70ZM77 95H76V96H77ZM82 95H80V96H82ZM93 95H94V93H93ZM109 95H108V97L111 96L110 98H112V95H113V99H114V100H111V101L114 102L115 99L117 98V97H116V98L114 97V96H116V95H114V94H112V95H110V96H109ZM134 95H135V93H134ZM146 95H147V96H146ZM203 95H204V94H203ZM228 95H229V94H228ZM238 95H236V94L234 93L233 96H235V99H236V98L238 97ZM263 95H264V94H263ZM3 96H4V95H3ZM36 96H37V95H36ZM43 96H44V95H43ZM74 96H75V95H74ZM74 96H73V97H74ZM86 96H88V95H86ZM94 96H96L95 98H97L98 95H94ZM129 96H130V95H129ZM129 96L127 97L128 99H129ZM148 96L151 97V98H149ZM182 96H183V97H182ZM215 96H216V95H215ZM230 96H231V95H230ZM230 96H229V97H230ZM236 96H237V97H236ZM14 97H15V95H14ZM18 97H20V96H18ZM41 97H42V96H41ZM78 97H77V98H78ZM195 97H196V96H195ZM242 97L244 98V96H242ZM8 98H9V97H7L6 99H8ZM15 98H16V97H15ZM21 98H23V97L21 96ZM62 98H63V97H62ZM67 98H68V97H67ZM79 98H80V100H82V101H81L82 109L80 108L81 106H80V103L78 102V105H79L80 107H78V108L76 107V111H77V112L79 111V113H78L79 115L81 114L80 116H81L82 118L79 116V118H81V121H79V122H81V123L83 122L82 125L84 124L83 127H84V131H85V135L87 134L86 136H88L89 134L96 133V131L99 132V130H101L100 127H104V125L101 124V126L99 125L100 127L97 126L99 123H97V121H96V123H97V124H96V123H95V119H94V121H93V119H92L93 114H92V113H94V111L97 112V111H101V110H97V109H96L97 111L94 110V109L96 108V105H92L93 107H95L94 109L91 107V105H90V100H91V99H88V98L85 97L86 100H87V99H88V100H87V101L85 100L87 104H86V103L84 104V103H82V102L84 101V100H83V97H82V99H81V97H79ZM85 98H84V99H85ZM134 98H135V97H134ZM136 98H137V97H136ZM152 98L156 100L155 103H154V100H153ZM190 98H191V97H190ZM202 98H203V97H202ZM202 98H201V100H202ZM214 98H215V97H214ZM238 98H239V100H238L237 102L240 101V98H241V97H238ZM252 98H253L252 101H254L256 97L254 98V95H253ZM11 99H12V98H11ZM11 99H10V100H11ZM54 99H55V98H54ZM118 99H117V100H118ZM220 99H221V98H220ZM225 99H226V98H225ZM229 99H231V97H230V98H227V101H228V102L230 101ZM249 99H250V98H249ZM262 99H263V98H262ZM17 100H18V98H17ZM19 100H20V99H19ZM22 100L24 101V98H23ZM42 100H43V99H42ZM119 100H118V101H119ZM187 100H188V101H187ZM191 100H192V98H191L190 100L186 98V101H183V102H184V103H186V102L189 103ZM193 100H194V99H193ZM201 100H200V103H201ZM221 100H223V99H221ZM236 100H237V99H236ZM241 100H242V98H241ZM246 100H247V99H246ZM258 100L260 101V98H259ZM12 101H13V99H12ZM12 101H11V102H12ZM23 101H21V102H23ZM66 101H67V100H66ZM68 101H69V99H68ZM75 101H76V100H75ZM77 101H79V100H77ZM77 101H76V102H77ZM118 101H117V102H118ZM121 101H122V100H121ZM121 101H120V103H121ZM124 101H125V99L123 100V102H122L121 104H123ZM127 101H128V100H127ZM129 101H130V99H129ZM140 101H141V100H140ZM197 101H198V100H197ZM197 101H196V99H195V103H196ZM203 101H204V100H202V102H203ZM233 101H235V100H233ZM242 101H243V100H242ZM242 101H240V102H242ZM249 101H250V100H249ZM263 101H264V100H263ZM6 102H7V101H6ZM24 102H25V101H24ZM47 102H50V101H47ZM88 102H89V104H88ZM93 102H92V104H95V103H93ZM113 102H112V103H113ZM115 102H116V101H115ZM115 102H114L113 104H115ZM117 102H116V105H117ZM138 102H139V101H138ZM204 102H205V101H204ZM222 102H223V101H222ZM222 102H221V103H222ZM224 102L226 103L225 100H224ZM228 102H227V103H228ZM230 102L232 103V101H230ZM245 102H247V101H245ZM245 102L243 101L242 103L244 104ZM8 103H10V102H8ZM13 103H14V101H13ZM13 103H12V104H13ZM18 103H19V102H16V105H17ZM44 103H45V102H44ZM70 103H71V102H70ZM70 103H69V104H70ZM118 103H119V102H118ZM156 103H157V104H156ZM195 103H194V105L198 104V106H199V102H197L196 104H195ZM210 103H211V102H210ZM218 103H219V102H218ZM227 103H226V104H227ZM231 103H230V104H231ZM242 103H241V104H242ZM248 103H249V102H248ZM248 103H247V104H248ZM252 103H253V102H252ZM255 103L259 105L260 102L258 103V101H257V102H255ZM12 104H11V106H13ZM14 104H15V103H14ZM24 104H25V103H24ZM45 104H46V103H45ZM48 104L50 105V103H48ZM66 104H67V103H66ZM69 104H68V106H69ZM75 104H76V103H75ZM101 104H104V105L101 106ZM107 104H108V105H107ZM113 104H112L111 106H113ZM126 104H127V102H126ZM135 104H136V103H135ZM142 104L140 103L141 107H142ZM191 104H192V102H191ZM204 104L206 105V103H204ZM230 104H229V105H230ZM234 104H236V103L234 102ZM234 104H233V106H234ZM238 104H239V103H238ZM247 104H246V106H248ZM256 104H255V105H256ZM260 104H262V102H261ZM16 105H15V106H16ZM18 105H19V104H18ZM37 105H38V104H37ZM56 105H57V104H56ZM70 105H71V104H70ZM116 105H115L114 107H115L116 109H118V107H117ZM127 105H128V104H127ZM127 105H126V106H127ZM129 105H130V104H129ZM131 105H134V104H131ZM131 105H130V106H131ZM140 105H138V106H140ZM182 105H183V104H182ZM182 105H181V106H182ZM185 105H186V104H185ZM201 105H202V103H201ZM227 105H228V104H227ZM231 105H232V104H231ZM250 105H252V104H250ZM250 105H249V106H250ZM6 106H7V105H6ZM8 106H9V105H8ZM25 106H26V105H25ZM58 106H59V105H57L56 109H57V108H58V109L61 108L60 106H59V107H58ZM66 106H67V105H66ZM76 106H77V105H76ZM100 106H101V107H100ZM118 106H119V105H118ZM126 106H125V107H126ZM187 106L189 107L190 105L188 104ZM202 106H203V105H202ZM208 106H209V105H208ZM208 106H207V107H208ZM211 106H212V105H211ZM219 106H220V104H219ZM240 106H242V105H240ZM244 106H245V105H244ZM244 106H243V107H244ZM261 106H263V105H261ZM53 107H54V106H53ZM119 107H121V106H119ZM141 107H140V108H141ZM183 107H185V106H183ZM183 107H182V108H183ZM191 107H194L193 104L191 105ZM199 107H201V106H199ZM204 107L206 108V106H204ZM204 107H203V108H204ZM209 107H210V106H209ZM212 107H213V106H212ZM231 107H232V106H231ZM235 107H237V106H235ZM243 107H241V108H243ZM252 107H253V106H252ZM252 107H250V110L252 109ZM254 107H255V106H254ZM263 107H264V106H263ZM18 108H20V107H18ZM18 108H17V110H18ZM42 108H43V107H42ZM63 108H64V107H63ZM107 108H109V107H107ZM126 108H127V107H126ZM126 108H124V106H123L122 109H126ZM131 108H133V106H131ZM136 108L139 109L137 106H136ZM157 108L160 110L159 107H157ZM157 108H156L155 110H157ZM182 108H181V109H182ZM195 108H196V106H195ZM201 108H202V107H201ZM203 108H202V109H203ZM205 108H204V109H205ZM213 108H215V107H213ZM216 108H217V107H216ZM216 108H215V109H216ZM245 108H247V107H245ZM245 108H243V109H244V110H247V109H245ZM248 108H249V107H248ZM259 108H260V107H259ZM8 109H9V108H8ZM11 109H14V110L16 111V113H15V111H12V110H11L12 113L17 114L18 111L16 110V107H14V108L11 107ZM26 109H27V108H26ZM26 109H25L24 111H26ZM56 109H55V111H56ZM61 109H62V108H61ZM61 109H60V110H61ZM66 109H67V108H66ZM68 109H69V107H68ZM68 109H67V110H68ZM120 109H121V108H120ZM162 109L168 110V111H170V112H168V111H167V112H166V111L164 112V110L162 111ZM189 109H190V108H189ZM191 109H193V108H191ZM196 109H198V108H196ZM196 109H195V110L193 109V110L195 111V114H196ZM204 109H203V111H205ZM210 109H211V107H210ZM220 109H221V108H220ZM235 109H237V108H235ZM243 109H242V110H243ZM9 110H10V109H9ZM62 110H63V109H62ZM69 110H70V109H69ZM105 110H106V109H105ZM105 110L102 109V111H101V115H100V116L104 117V114H105V113H108V111H107V110L105 111ZM111 110H112V109H111ZM131 110H132V109H131ZM131 110H130V111H131ZM139 110H140V109H139ZM200 110H201V109L198 110L199 114H200L201 111H202V110H201V111H200ZM207 110H209V109H207ZM207 110H206V111H207ZM233 110H234V108H233ZM233 110H232V111H233ZM239 110H240V107H239ZM244 110H243V111H244ZM20 111H23V110H21V108H20ZM20 111H19V112H20ZM24 111H23V112H24ZM27 111H28V110H27ZM27 111H26V115H24V117L27 116ZM47 111H48V110H47ZM55 111H54V112H55ZM57 111H58V110H57ZM63 111H64V110H63ZM73 111H74V109H73ZM73 111H71V112H73ZM76 111H75V112H76ZM104 111H105V113H104ZM112 111H113V110H112ZM114 111H117V110L114 109ZM114 111H113V112H114ZM126 111H127V113H128L129 115L131 114V113L129 112V110H125V113H124V110H121V112H122L123 114H122L121 112H117V114L114 112V113H115V116L117 117V122H119V123L121 124V126H120L119 128H117V127L120 125V124L118 123V126H116V128L119 129V130H120V128H121V131H123L122 133H123L124 137H125V136H126V137H129V133H130L131 131H134V129L132 128L133 125H135V127H136V126H141V125H142V127H143V126L146 125V128H145V127H143V128L147 129V128L149 127V126H148L149 123H150V124H153V122H149V121H147V123L144 125V122L141 121V118H140V123H135L134 120H135L136 118H133V117H132L133 115H131L130 118H129V115L127 114V115H128V118L125 117ZM137 111H138V110H137ZM143 111H144V110H143ZM179 111H180V110H179ZM181 111L184 112L183 110H181ZM181 111L179 112L180 115L177 114L176 117H178V116H179V117L182 116V117H181V118H177V120H176V119H175V120L173 119V122L175 123V122H177L178 120L180 121V119H181V122H183V124H182L181 122H179V123H180V125L184 128V126H185V125H184V122H185L184 119H185V118H183V115H181ZM213 111H214V109H213ZM213 111H212V112H213ZM232 111H231V112H232ZM234 111H235V110H234ZM234 111H233V114H231L232 117H234L233 115L236 116V114H234ZM240 111H241V110H240ZM247 111H248L250 114H251V112H252V111H249V110H247ZM247 111H245L246 115L248 114ZM19 112H18V113H19ZM23 112H22V113H23ZM59 112H60V111H59ZM59 112H57V114H59ZM61 112H62V111H61ZM61 112H60V113H61ZM71 112H69V113H71ZM110 112H111V111H110ZM113 112H112V113H113ZM131 112H132V111H131ZM139 112H140V111H138L136 114H140ZM141 112H142V111H141ZM153 112H154V111H153ZM207 112H209V111H207ZM207 112H206V113H207ZM261 112H262V111H261ZM20 113H21V112H20ZM22 113H21V114H22ZM65 113H66V112H64V114H65ZM69 113L67 112V115H68ZM73 113H74V112H73ZM97 113L100 114L99 112H97ZM161 113H160V115H161ZM185 113H186V112H184V114H185ZM187 113L189 114V112H187ZM214 113H215V112H214ZM216 113L219 114V112H217V111H216ZM229 113H230V111H229ZM23 114H25V113H23ZM54 114H55V113H54ZM61 114L63 115V113H61ZM110 114H111V113H110ZM143 114H144V113H143ZM143 114L141 113V115H137V119H136V120H138V118H139L138 116H141V117L143 116V117H144ZM154 114H155V113H154ZM188 114H185V115H188ZM193 114H194V113H193ZM201 114H202V113H201ZM262 114H263V113H262ZM59 115H60V114H59ZM62 115H60V116L62 117ZM75 115H77V114H75ZM91 115H92V116H91ZM105 115L107 116V114H105ZM112 115H113V114H112ZM112 115H110V116L112 117ZM117 115H118V116H117ZM127 115H126V116H127ZM157 115H159V114H157ZM165 115H166V114H165ZM189 115H190V114H189ZM189 115H188V116H189ZM197 115H198V114H197ZM202 115H203V114H202ZM222 115H224V114H222ZM222 115L220 114L219 117H221ZM240 115H241V112H240L239 115L237 114V116H240ZM21 116H23V115H21ZM51 116H53V118H54V116H55V119H57L56 115L51 114ZM57 116H58V115H57ZM60 116H59V118H60ZM65 116H66V114H65ZM72 116H74V114H73ZM77 116H78V115H77ZM94 116H95V115H94ZM96 116H97V114H96ZM100 116H99V117H100ZM108 116H109V115H108ZM155 116H156V115H155ZM200 116H201V115H200ZM200 116H199V117H200ZM203 116H205V115H203ZM214 116H215V114H214ZM237 116H236V117H237ZM243 116H245V115L243 114ZM257 116H258V114H257ZM262 116H263V115H262ZM63 117H64V115H63ZM69 117H71V116H69ZM69 117H68V118H69ZM74 117H76V116H74ZM74 117H73V119H74ZM99 117H98V119H99ZM102 117H100V118H102ZM113 117H114V115H113ZM153 117H152L153 120H155V119L157 118V117H156V118L154 119ZM158 117H159V116H158ZM162 117H165V119L167 118L166 116H162ZM184 117H186V116H184ZM189 117H190V116H189ZM189 117H188V119H186V120H189L188 122L191 121V120L189 119ZM196 117H197V116H196ZM206 117H207V116H206ZM209 117H211L210 114H209ZM209 117H208V119H209ZM212 117H213V113H212ZM212 117H211V119H212ZM219 117H218V115H217V117L215 116V117H213V118L215 119V118H219ZM222 117H223V116H222ZM230 117H231V116H230ZM230 117H227V116H226L225 118H228V119H229ZM232 117L230 118L231 120L233 119ZM236 117H235V118H236ZM251 117H252V115H251ZM254 117H255V116H254ZM254 117H252V118L254 119ZM16 118H17V117H16ZM49 118H51L50 115H49ZM77 118H78V117H77ZM94 118H95V117H94ZM106 118H108V117H106ZM131 118H133V119H131ZM150 118H151V116H150ZM159 118H160V117H159ZM172 118H171V119H172ZM186 118H187V117H186ZM202 118H203V117H202ZM223 118H224V117H223ZM223 118H221V119H223ZM225 118H224V119H225ZM235 118H234V120H235ZM237 118L240 119L241 117H240V118L237 117ZM262 118L264 119V117H262ZM262 118H261V122H262ZM19 119H20V118H19ZM19 119H18V121H19ZM51 119H52V118H51ZM51 119H50V120H51ZM62 119H65V120H66V118H62ZM71 119H72V118H71ZM103 119H105V118H102L101 120H103ZM108 119H109V118H108ZM110 119H111L112 122L115 121L114 118H113L114 121L112 120V118H110ZM110 119L108 120V122L106 121L107 124H110V123H109V122H110ZM127 119H128V120H127ZM129 119H131V121H130ZM191 119H192V117H191ZM204 119H205V118H204ZM208 119H207V121H208ZM211 119H209V120L211 121ZM230 119H229V120H230ZM249 119H250V117H249ZM249 119H247V121H249ZM257 119H258V118H257ZM257 119H256V120H257ZM52 120H54V119H52ZM57 120L60 121L61 119H57ZM79 120H80V119H79ZM101 120H100V121H101ZM142 120H143V119H142ZM225 120H226V119H225ZM231 120H230V121H231ZM234 120H233V121H234ZM251 120H252V119H251ZM12 121H14V120H12ZM20 121H21V120H20ZM20 121H19V122H20ZM54 121H55V120H54ZM70 121H71V120H69V122H70ZM103 121H104V123L106 124L105 120H103ZM138 121H139V120H138ZM143 121H146V120H143ZM192 121H193V120H192ZM196 121H197V120H196ZM196 121H195V122H196ZM198 121H199V120H198ZM201 121H202V120H201ZM207 121H206V122H207ZM213 121H214V120H213ZM215 121H217V119H216ZM236 121H237V120H235L234 122H236ZM242 121H243V120H242ZM245 121H246V120H245ZM245 121H243V123H244ZM253 121H255V120H253ZM253 121H251V122H253ZM259 121H260V119H259ZM15 122H17V121H15ZM52 122H53V121H52ZM64 122H66V123L68 124L67 121H64ZM79 122H78V125H79ZM98 122H99V120H98ZM188 122H187V123L185 122V123H186V124H191V123H192V122H191V123H188ZM195 122L193 121V123H195ZM234 122H230V123H233V124H234ZM237 122H238V121H237ZM5 123L7 124V122H5ZM55 123H56V122H55ZM55 123H54V124H55ZM60 123H61V122H60ZM62 123H63V122H62ZM102 123H103V122H102ZM114 123H116V121H115ZM129 123H132V124H130V127H131V125H132V127H131L132 130L130 129L131 131H129ZM174 123H172V125H173ZM179 123H177V125H178ZM197 123H198V122H197ZM201 123H202V122H201ZM203 123H204V122H203ZM203 123H202L201 125H206L205 123H204V124H203ZM217 123H218V122H217ZM254 123H255V122H254ZM259 123H260V122H259ZM14 124H16V123H14ZM18 124H19V123H18ZM57 124H58V123H57ZM67 124H66V125H67ZM69 124H71V125L74 124V121H73V123L71 122V123H69ZM112 124H113V123H112ZM116 124H117V123H116ZM116 124H115V125H116ZM195 124H196V123H195ZM244 124H245V123H244ZM249 124H252V125H253V123H250V121H249V123L246 124V125H249ZM255 124H256V123H255ZM255 124H254V125H255ZM260 124L262 125V123H260ZM16 125H17V124H16ZM16 125H15V127L13 128V130L16 128ZM50 125H51V124H50ZM55 125H56V124H55ZM58 125H59V124H58ZM64 125H65V124H64ZM74 125H75V124H74ZM74 125H73V126H74ZM82 125H81V126H82ZM115 125H114V127H115ZM155 125H156V124H155ZM157 125H158V123H157ZM163 125H164V124H163ZM167 125H168V124L164 125L163 127L167 128V127H166ZM172 125H171V126H172ZM174 125H176V124H174ZM177 125H176L175 127L172 126L171 130H172V129L174 130V128H179V127H180L179 125H178V126H177ZM199 125H200V123H199ZM207 125H208V123H207ZM211 125H212V124H211ZM217 125H218V127H217L218 130H217L216 132L219 133L220 136L222 135L223 138H222V137H221V138L224 139V140H226V142H227V141L232 142V143H231V146H233V143H237V141H238V139H239V137H237V135H238V136L241 135V136H240V138H241L242 135H243V133H245V131L241 132V130H245V129H244V126H240V127H243V128L239 130V128H240V127H238L239 124H238V126L234 125L235 127H237V129H236L235 127H233V126L231 127V129L233 128L235 131L237 130V133H236L237 135L235 134V132L233 133V132H230V131L228 130V129H229L228 126H231L232 124L229 125V123H227V121H226V122L223 121L222 123L219 122V124H217ZM6 126H7V125H6ZM12 126H13V124L11 125V127H12ZM36 126H37V124H36ZM111 126H113V125H110V127H111ZM160 126H162V125H160ZM188 126H189V125H188ZM214 126L216 127V125H214ZM7 127L11 128L10 125L7 126ZM18 127H20V126H18ZM21 127H23V126H21ZM21 127H20V128H21ZM38 127H39V126H38ZM54 127H55V126H54ZM58 127H59V126H58ZM61 127H62V126H61ZM68 127H69V126H68ZM71 127H72V126H71ZM74 127H77V129H78V126H77V125H75ZM110 127L108 128V126H105L106 129H107V128H108V129H111ZM135 127H134V128H135ZM142 127H141V128H142ZM152 127L155 128V126H153V125H152ZM152 127L149 128L150 131H151V128H152ZM156 127H157V126H156ZM168 127H169V126H168ZM182 127H181V128H182ZM192 127H193V130H191V131H194V128L197 127V124H196V126H192ZM198 127H199V126H198ZM201 127H202V126H201ZM201 127H200V129H201ZM204 127H205V126H204ZM204 127H203V128H204ZM211 127H212V126H211ZM211 127H210V128H211ZM215 127H213V128H215ZM262 127H264V125H262ZM5 128H6V127H5ZM24 128H25V127H24ZM105 128L103 129V131L105 130ZM112 128H113V127H112ZM154 128H152V129H154ZM188 128H190V127H187V129H188ZM205 128L208 129L207 126H206ZM245 128H246V127H245ZM255 128H256V127L254 126L253 129H255ZM6 129H7V128H6ZM16 129H17V128H16ZM18 129H19V128H18ZM59 129L61 130V128H59ZM64 129H65V128L63 127V130H61V131L59 130L60 133H61L62 131H65V130H66V129H65V130H64ZM68 129H69V128H68ZM77 129L75 128V130H76L77 132H80V130L78 131ZM108 129H107V131H108ZM117 129H115V130H117ZM137 129H138V128H137ZM137 129L135 128V132H136ZM155 129H156V130H159V131L161 130V129H159V128H155ZM162 129H163V128H162ZM167 129H168V128H167ZM169 129H170V127H169ZM169 129H168V130H169ZM179 129H180V128H179ZM179 129H178V130H179ZM190 129H191V128H190ZM206 129H204V130H206ZM256 129H257V128H256ZM8 130H9V129H8ZM10 130H12V128H11ZM10 130H9V131H10ZM13 130H12V131H13ZM19 130H20V129H19ZM19 130H16V131H19ZM24 130H26V129H24ZM35 130H36V129H35ZM35 130H34V131H35ZM70 130H72V129L70 128ZM81 130H82V129H81ZM115 130H114V132H116ZM139 130H140V129H139ZM139 130H138L137 132H139ZM141 130H142V129H141ZM141 130H140V131H141ZM156 130H153V131L159 133V132L156 131ZM173 130H172V131H173ZM182 130H183V129H181V130H179V131H182ZM184 130H186V129L184 128ZM188 130H189V129H188ZM188 130H187V131H188ZM197 130H198V129H197ZM197 130H195L196 133L199 131V130H198V131H197ZM211 130H216V128H215V129H211ZM211 130H210V131H211ZM246 130H247V128H246ZM249 130H250V129H249ZM9 131H8V132H9ZM16 131H15V132H16ZM31 131H32V130H31ZM82 131H83V130H82ZM107 131H106V132H107ZM169 131H170V130H169ZM201 131H202V129L200 130V132H201ZM19 132H22V130L19 131ZM19 132H18V133H19ZM24 132H25V131H24ZM24 132H23V133H24ZM27 132H28V131H27ZM68 132H69V131H68ZM68 132H67V133H68ZM111 132L113 133V134H112L113 136L116 135V133H115V135H114V132L110 130V134H109V136L111 135ZM141 132H143V131H141ZM144 132L146 133V131H144ZM147 132H149V131H147ZM162 132H163V133H162ZM162 132H161L162 134L166 135V132H165V131H162ZM164 132H165V133H164ZM184 132H185V131H184ZM205 132H206V131H205ZM250 132H251V131H250ZM253 132H254V131H253ZM31 133H33V131H32ZM39 133H40V132L37 131V133H36V131H35V133H33V134H34V135H38ZM43 133H44V132H43ZM63 133H64V132H63ZM71 133H72V132H71ZM81 133H82V132H81ZM99 133L102 134V131L99 132ZM104 133H105V131L103 132V138L105 137V135L108 136V135H107L108 133H107V134H104ZM118 133H119V132H118ZM122 133L120 132L119 135H121ZM173 133H174V132H173ZM177 133H178V132H177ZM188 133H189V131H188L187 133H185V134L187 135ZM198 133H199V132H198ZM203 133H204V132H203ZM203 133H202V134H203ZM209 133H210V132H209ZM209 133H208V135H209ZM214 133H215V132H214ZM248 133H249V132H248ZM251 133H252V132H251ZM11 134H12V133H11ZM26 134H27V133H26ZM26 134H25V136H27ZM33 134H31V135L33 136ZM55 134H56V133H55ZM130 134H131V133H130ZM134 134H136V133H134ZM139 134H140V132L138 133V136L135 135V137H136V138H138V137L142 138L143 136L141 137ZM159 134H160V133H159ZM171 134H172V132H171ZM181 134H182V133H181ZM181 134H180V136H181ZM193 134H195V133H193ZM193 134H192V135H193ZM205 134H206V133H205ZM245 134L247 135V133H245ZM249 134H250V133H249ZM13 135H15V136H13ZM13 135H11V136H13V138H17V137H16V134H13ZM23 135H24V134H23ZM29 135H30V134L28 133V140L30 139V140H29V144H30V141L32 140L31 142H33L34 139H31L32 137H30ZM41 135H42V134H41ZM43 135H44L45 137L47 136V137H46V140H47V138H48V136H49V133H47L46 135H45V134H43ZM59 135H60V134H59ZM67 135H68V134H67ZM98 135H100V134H98ZM141 135H142V133H141ZM154 135H155V134H154ZM156 135H157V134H156ZM160 135H161V134H160ZM174 135H175V134H174ZM189 135H190V133H189ZM189 135H188V136H189ZM198 135H199V134H198ZM212 135H213V133H212ZM17 136H18V135H17ZM38 136H39V135H38ZM64 136H66L65 133H64ZM68 136H69L68 139L71 140V139H70V136H71V135H68ZM74 136H75V135H74ZM86 136H85V137H86ZM89 136H90V135H89ZM94 136H95V135L91 136V137H92V140H93ZM109 136H108L107 139H110V138H111V137L109 138ZM121 136H122V135H121ZM130 136H132V135H130ZM158 136H159V135H157L156 137L158 138ZM161 136H162V135H161ZM161 136H160V137H161ZM190 136H191V135H190ZM194 136H195V135H194ZM200 136H201V135H200ZM206 136H207V135H206ZM243 136H244V135H243ZM255 136H256V135H255ZM255 136H254V137H255ZM262 136H263V135H262ZM29 137H30V138H29ZM40 137H41V136H40ZM45 137H43V138L41 137L39 140L41 141V140L45 139ZM54 137H55V136H54ZM60 137H61V135H60ZM62 137H63V136H62ZM78 137H79V136H76V138H78ZM82 137H83V136H82ZM91 137H90V138H91ZM99 137H100V136H99ZM115 137H116V136H115ZM146 137H147V135H146ZM164 137H166V136H164ZM164 137L162 136L161 138H159V142H160V140H161L162 138H164ZM167 137H168V136H167ZM174 137H176V135H175ZM196 137H197V136H196ZM217 137H219V135H218ZM247 137H248V136H247ZM251 137H252V136H251ZM251 137H250V139H251ZM256 137H257V136H256ZM258 137H259V136H258ZM50 138H51V136H50ZM56 138H57V137H56ZM58 138H59V137H58ZM58 138H57V140H58ZM65 138H66V137H65ZM73 138H74V137H73ZM90 138H89V139H90ZM120 138H123V137H120ZM130 138H131V137H130ZM130 138H129V139H130ZM140 138H139V140H141ZM151 138H152V136H151ZM151 138H150V139H151ZM182 138L184 139V137H182ZM182 138H181V139H182ZM191 138H192V137H191ZM194 138H195V137H194ZM198 138H199V136H198ZM205 138H206V137H205ZM208 138H209V136H208ZM59 139H60V138H59ZM61 139H62V138H61ZM80 139H82L81 136H80ZM80 139H77V141L79 142ZM83 139H84V138H83ZM98 139H99V138H98ZM105 139H106V138H105ZM114 139H115V138H114ZM114 139H113V140H114ZM124 139L127 140V138H124ZM124 139H123V140H124ZM142 139H143V138H142ZM144 139H145V138H144ZM167 139H168V141H169V138H167ZM188 139H189V138H188ZM196 139H197V138H195V140H196ZM199 139H200V138H199ZM199 139H198V140H199ZM203 139H204V138H203ZM203 139H202V140H203ZM242 139H243V142H244L245 137L242 138ZM247 139H248V138H247ZM247 139H246V140H247ZM252 139H253V138H252ZM28 140H27V141H28ZM46 140H45V141H46ZM51 140H52V139H51ZM110 140H111V139H110ZM136 140L138 141V139H136ZM146 140H147V139H146ZM162 140H163V139H162ZM191 140H193V139H191ZM198 140H197V141H198ZM246 140H245V142H246ZM13 141H14V140H13ZM37 141H38V140H37ZM40 141H39V143H40ZM43 141H44V140H43ZM75 141H76V140H75ZM83 141H84V140H83ZM99 141H100V139H99ZM103 141H104V140H103ZM118 141H119V140H118ZM127 141H129V140H127ZM127 141H126V142H127ZM142 141H143V140H142ZM142 141H141V142H142ZM144 141H145V140H144ZM148 141L151 143L150 140H148ZM156 141H158V140H156ZM165 141H166V140H164V143H165V144H166V142L168 143V141H166V142H165ZM193 141H194V140H193ZM200 141H201V140H200ZM208 141H209V140H208ZM208 141H207V142H208ZM219 141H220V139H219ZM248 141H249V140H248ZM252 141H253V140H252ZM14 142H15V141H14ZM56 142H58V141H56ZM56 142H55V144H56V146H57V143H56ZM60 142H61V141H60ZM80 142H81V141H80ZM80 142H79V144H81ZM100 142H101V141H100ZM107 142H109V141H106V143H107ZM112 142H113V141H112ZM112 142H110V144H113ZM123 142H124V141H123ZM133 142H135V141L133 140ZM139 142H140V141H139ZM141 142H140V144H142ZM149 142H148V143H149ZM152 142L154 143V141H152ZM172 142H174V141H172ZM175 142H176V140H175ZM175 142H174V143H175ZM190 142H191V141H190ZM201 142H203V141H201ZM201 142H200V146L203 147L202 144H204V143H206V142L204 141V143H202V144H201ZM209 142H210V141H209ZM238 142H240V144H241L242 140H239ZM243 142H242V145H243ZM249 142H250V141H249ZM256 142H259V140L256 141ZM35 143H37V142H35ZM39 143H38V147H39V146L41 147V144H42V143H41L40 145H39ZM58 143H59V142H58ZM67 143H68V141L66 142V144H67ZM76 143H77V142H76ZM85 143H86V142H85ZM188 143H189V142H188ZM197 143H198V142H197ZM219 143L221 144V141H220ZM223 143H224V142H223ZM247 143H248V142H247ZM254 143H255V141H254ZM14 144H16V143H14ZM49 144H50V143H49ZM49 144H47V145H49ZM62 144H63V141H62ZM66 144H65V145H66ZM77 144H78V143H77ZM102 144H103V146L107 145V144L104 145V142H103ZM108 144H109V143H108ZM154 144H155V143H154ZM160 144H161V142H160ZM168 144H169V143H168ZM168 144H166V145H168ZM170 144H171V143H170ZM170 144H169V145H170ZM176 144H177V142L175 143V145L172 144L173 146H175V147H174V150L177 148V147H176ZM186 144H187V143H186ZM214 144H215V143H214ZM228 144H230V143H226V145H228ZM252 144H253V143H252ZM260 144H261V141H260ZM260 144H259V145H260ZM22 145H23V144H22ZM42 145H43V144H42ZM45 145H46V143H45ZM53 145H54V144H53ZM69 145H70V144H69ZM81 145H82V146H81ZM81 145H79V147L84 148V144L82 143ZM113 145H114V144H113ZM113 145H112V146H113ZM132 145H133V144H132ZM134 145H135V147H138V149L135 148V147L133 148V150H134V149H137V150H138V153H135V154L137 155V156L135 155L136 158L138 157V159H140L141 157H139V156H142V158H143V155H140V153H141V145H139V144L137 145L136 143H134ZM136 145H137V146H136ZM149 145H150V144H149ZM169 145H168V147H167V150H168V151H169V149L171 150V148H172V152H177V151H178V148H177V150L174 151V150H173V147H170V146H172V145H170V146H169ZM187 145H188V144H187ZM194 145H195V144H194ZM204 145H205V144H204ZM206 145H207V144H206ZM206 145H205V147H206ZM210 145H211V144H210ZM217 145H219V144H216V148H218ZM221 145H222V144H221ZM226 145H224V146H226ZM247 145H248V144H247ZM247 145L245 146V144H244L245 147H244V146L241 147L243 152H244V151L247 152L245 156L242 155L243 152H241V148H240V151H237V150L235 149L236 152H240V154L242 155V158H241V157H240V158L238 157V159H237V158H235V159L230 158V162H231V163H234V164L230 165L228 168H227L226 166H225V167H226V170H228V169H230V167L232 168V166H233V168H232L233 170H231V171H233V173H231L232 176H230L231 174H230V175L227 174V173H229V171H230V170H229L226 174L229 175L230 177H229V176H227V177L229 178V181L231 180V179H230L231 177H233V178H232L233 180L236 179V178L238 179V177H240V175L237 176L236 171L239 170V169H241L240 172H241V175H242V176H241L240 180L243 179L242 177H245V179L248 177V178H250V179H252V180H253V179H254V180H260V181H262V183H263V182H264V144L261 145V146H257V144H255V146H247ZM25 146H27V145L24 144V146H22V147H24L23 150H24L25 148L28 149V148L25 147ZM43 146H44V145H43ZM56 146H55V147H56ZM60 146H61V145H59V147H60ZM103 146H102V147H103ZM114 146H115V145H114ZM128 146H130V145H128ZM142 146H143V145H142ZM147 146H148V145H147ZM164 146H165V145H164L163 142H162V145H160V146L157 148V150L154 151V152H157V153H158V151H163ZM191 146H193V145H191ZM240 146H241V145H240ZM40 147H39V148H40ZM44 147H45V146H44ZM71 147H72V146H71ZM71 147H68V144H67V146H65V149H67V151L65 150V154H63L64 157H65V158H64V161H63V159L60 160L61 163H63V165L60 164V165H62V169H61V170L59 169L60 171H58V174H57V175L55 174V177H54L55 180L52 179V180L54 181V182L52 181V182H53L52 185L54 186V184H55V189H54L55 191H54L53 194H51V193H50V194L52 195V196H51L52 198L55 197V199H57V200H54V201L51 200L52 202L49 200V201H50V202L48 201L49 203H45V201L42 202V199H41V202H40V203L48 204V207H46V209L48 208L49 211H51V213H50L49 215L47 214V215L50 217V219H51V216L53 217V215L55 214L54 211H55V208H56V207H55V204H53L55 201H57V202H56L57 205H60L61 207H62V206H67V207L69 208V212H68L66 209H64V210L68 213L67 215H65V216H66V217H65V219H66L65 221H67V223L69 224V223L71 222L70 220L73 219V222H72L71 224H69L70 227H68V228L71 229L72 226H73V227H76V226H74L73 224H77V225L79 226V230L76 231V230L78 229V228H77V229L75 230L76 232H74L72 236H70V235L67 236V235H66V237H65V235H62V231L64 230V226H65L67 223L64 225V223H63V221H62L61 223H63V224L60 225V224H61L60 222H59V224H57L56 222H52V220H51V224H49V225H51L52 228H54V230L51 228L53 231L50 230V232H49L48 228L51 227V226H47V228L44 226V225L46 224L45 221H47V224H46V225H48V223L50 222V221L48 222V220H50L49 217H46V219H45V217H44L45 213H47L48 210H46L45 213L40 212V210L42 211V208H43V205L41 204V205H42V208H39L40 210H35V211H36V214H37V212H38V214L40 215V217H38V216H37V217H38V218H41V220H42V217H41V216L44 214V215H43L44 218H43L42 221L45 222V223L43 224L42 221L39 220L40 223H41V225L43 224V228H44V231H43V228L40 229V230H42V231L44 232V234H43V235H40V236H41V237L43 236L44 238H46V236L48 235V237H50V239H53L56 235H59V236L62 235V236H61L62 238L65 237V238H63V239H64V240L66 239V240H65V242L62 241L61 246H60L61 248L59 249L60 251H63V249H65V248H70V245H72V244L75 243L76 241H78V242L80 241V243H81V244H80L81 247H80V246H78V247H80V249H81V248H84V249L87 251V254L89 253V251H90V252H93V254H92V256H93V260H96V261H98V262H100V260L103 261V260H102V259H103V258H102V255H103L104 253L102 254V252H103L104 250H105V251H104L105 254H106V255L108 254V257H105L104 260H109V262H111L112 260H114L113 257H115V256H114L115 253H114L113 255H112V254H109V253H110V250H109V249H110V248H112V249L114 248V249H116L117 254H120L119 257L122 256L123 258H125L124 260H133V259H134V258H133V255L135 256V254H133V252L139 250V252H142L143 255L145 254L144 256H146V258L149 260V262H151V264H155V262H156V258H158L159 256L155 258L156 255L152 252L153 248H152V250H151V246H152V244H153L152 242H153L154 240H151V239L149 238V237H150V232H149V231H147V232L145 233V229H143V227L141 228V226H143V225H141V226L138 225L137 222H139V221H136L135 217H133V219H131V218L129 217V216L131 215V214H130V215L128 216V218L131 219V222H132L133 224H132V223L129 224L128 227L125 228V229H123V228H124V227H123V228L120 229L119 231L114 230L115 232H112L113 229H112V231H111L110 228H111V226H112V228H113V227L115 226V224H116V219H117V218H116L115 216L113 217V216L111 215L112 218H111V217L109 218V219H111V223H110L109 225H107L106 221H104V222H103V229H102L101 226H100V224H99L100 221L102 220V218L96 217L95 214H93L91 211L87 212V211H88V210H87V209H88V208H87V207H88V206H87L88 204H86V205L84 204V202L86 203V201H85V200H84V201L82 200L81 196L79 195V192H80V194H82V193L84 192L85 194H88V195H89L90 193H89V191H86V190H85V189H88V187H86V185H82V184H80V182H81V180L84 179V178L88 179V181H89V179L92 180L93 177H94V180H93V183H94V181H97V180L95 179V177H96L97 179L101 177V172L98 171V169L96 168V165H97V164L95 165L93 162H91V163H90V167L93 168V169H89V168H90V167H89V168H88L89 170H87L86 167H88V165H87V166H84L86 169H85V168H83V169L87 170L88 172H87V171H86L87 173L85 172L86 175L83 174L82 169L79 168L78 163H77V160H78V156H77V155H78V152H79V151L82 152L81 150H83V149L81 148L80 150L77 151L75 148H71ZM99 147L102 148L100 145H99ZM123 147H124V146H123ZM155 147H156V146H155ZM169 147H170V148H169ZM178 147H179V145H178ZM184 147H185V150H186V147H187V146H184ZM188 147H189V146H188ZM214 147H215V145H214ZM214 147L212 146L211 148L214 149ZM221 147H222V146H221ZM234 147H235V146H234ZM234 147H233V148H234ZM39 148H38V149H39ZM107 148H108V147H107ZM111 148H112V147H111ZM111 148H110V149H111ZM165 148H166V147H165ZM180 148H183V147H180ZM180 148H179V149H180ZM198 148H199V145H198ZM200 148H201V147H200ZM206 148H209V147H206ZM219 148H220V145H219ZM225 148H226V147H225ZM235 148H236V147H235ZM34 149H35V148H34L33 146H32V149H31V150L29 149L30 152L32 151V152H31L32 157L36 155V153H35V152H36V149H35V152H34L35 154L33 153V150H34ZM38 149H37V150H38ZM42 149H43V148H41L40 150H42ZM56 149H57V148H56ZM105 149H106V146H105ZM105 149L103 148V150H105ZM143 149H144V147H143ZM150 149H151V148H150ZM191 149H192V148H191ZM201 149H203V151H204L205 148L203 147V148H201ZM213 149H211V150H213ZM45 150H48V149H45ZM57 150H60V148H58ZM57 150L54 149L55 152H56ZM62 150H63V149H62ZM62 150L59 151V153L62 152ZM86 150H88V149H86ZM99 150H100V152H101V149H99ZM103 150H102V152H103ZM123 150H124V148H123ZM130 150H131V149H130ZM153 150H154V148H153ZM182 150H183V149H182ZM182 150H181V151H182ZM189 150H190V149H189ZM199 150H200V149H199ZM205 150H207V149H205ZM226 150H227V149H226ZM238 150H239V149H238ZM26 151H27V150H26ZM29 151L27 152L28 154H29ZM63 151H64V150H63ZM89 151H90V150H89ZM151 151H152V150H151ZM181 151H179V153H180ZM208 151H209V150H208ZM213 151H216V150H213ZM21 152H22V150H21ZM37 152H38V151H37ZM40 152H43V150L40 151ZM80 152H79V153H80ZM91 152H92V151H91ZM91 152H89V153H91ZM102 152H101L100 154H102ZM118 152H119V151H118ZM135 152H136V151H135ZM154 152L152 151V153H151L152 156L149 155L150 152H149V154H148L149 156H147L148 159H149V161H150V162L147 163V164H149V166H151V164H152V168L150 169L151 171H149V169H148V173H150V174L148 175V173H147V175H148L149 178H150V184L148 185V184H147L148 182H145V183H146L149 187H153V189H157V187H158V184H157L158 181L155 180V176H154V175H155V173H156V171H155V168L157 167V166H156V163H157V162H160V161H159V160H160V159H159L160 157H159V155H158L157 153H156L157 155L154 154ZM170 152H171V151H170ZM189 152H190V151H189ZM189 152H188V151H187V152L184 151L183 153H188V154H189ZM191 152H192V151H191ZM206 152H207V151H206ZM210 152H211V151H210ZM223 152H224V151H223ZM234 152H235V151H234ZM23 153H25V152L23 151L22 154H23ZM43 153H44V152H43ZM48 153H49V152H48ZM57 153H58V152H57ZM94 153H95V152H94ZM143 153H144V152H143ZM198 153H199V152H198ZM208 153H209V152H207V154H208ZM215 153H216V152H215ZM221 153H222V152H221ZM40 154H41V153H40ZM60 154H62V153H60ZM72 154H73V155L75 154V156L77 157V159H76V157H75L76 161H75V160L73 159V157L71 156ZM80 154H81V153H80ZM85 154H86V152H85ZM85 154H83V157H84ZM87 154H88V152H87ZM100 154H99V156H100ZM109 154H110V153H109ZM145 154H146V152H145ZM160 154H162V153H160ZM163 154H164V153H163ZM163 154H162V155H163ZM194 154H195V153H194ZM200 154H202V151H201ZM203 154H204V152H203ZM205 154H206V153H205ZM205 154H204V155H205ZM224 154L227 156V152L224 153ZM238 154H239V153H236L235 156L238 155ZM13 155H14V154H13ZM25 155H26V153H25ZM25 155L23 154V155L21 156V158H22V157L24 158ZM29 155H30V154H29ZM29 155H27V158H24L25 160L27 159V160H26V163H25V162H22L23 164L21 165V167H17V168H19V169L23 168V169H24V167H25L24 165H26V170H25V171H27V174L29 173V176H30L31 174H34V173H32L31 171H29V170L34 171V169H35L36 171H39V172H43V171H45V170H43V171L41 170L43 166L41 167L40 170L38 169V168L42 165V163H41L40 165H38L39 167H38V166L35 167V164H36V163H34L33 165H34L35 168L31 169V168H30V164H32V163H30V161H31L32 157H31V155H30V156H29ZM37 155H38V154H37ZM45 155H47V154L45 153ZM45 155H44V156H45ZM52 155H53V154H52ZM63 155H61L60 157H62ZM91 155H92V154H91ZM102 155H104V152H103ZM106 155H107V154H106ZM106 155H104V156H106ZM154 155H155V156H154ZM170 155H171V154H170ZM181 155H182V153H181L179 156H181ZM183 155H185V154H183ZM198 155H199V154H198ZM204 155H203V156H204ZM208 155H209V154H208ZM210 155H211V154H210ZM212 155H213V152H212ZM214 155H215V154H214ZM216 155H217V154H216ZM225 155H224V156H225ZM228 155H229V154H228ZM241 155H239V156H241ZM40 156H41V155H40ZM40 156H39V158H40ZM54 156H55V155H54ZM70 156H71V157H70ZM85 156L89 157L88 155H85ZM97 156H98V155H97ZM97 156H96L95 159H98ZM99 156H98V157H99ZM133 156H134V155H133ZM163 156H165V155H163ZM167 156H168V155H167ZM167 156H165V157H167ZM173 156H174V155H173ZM173 156H172V157H173ZM179 156H177L178 165H179V168H177V169H179V171L177 170V175H176V177H173V176H172V177L174 178V179H173L174 181H172L171 184H172V185L175 184V186H173V187H176V186L179 187V191L182 189V190H183V193H185V194L187 193V194H186L187 197L189 196V197H188L189 199H188V203H187V204H189L190 206L194 207L193 209H192V207H191V208H190L191 210H195V211H197V210H198L197 201H198V196H199V195H198V196L196 195L197 193L195 192V188H194V187L197 188V186H194V185H193L192 180L189 181V179H185V177L188 176V175H186L187 172L184 173V172H185L184 169H183V170L181 169V167L184 166L183 164H185V161H186L185 159H187L188 157H187V158H186V157H183L184 162H183V160H182V162H181V160L179 159V158H181V157H179ZM186 156H187V155H186ZM192 156H193V153H192ZM206 156H207V155H205V157H206ZM14 157H15V155H14ZM25 157H26V156H25ZM35 157H37V156H35ZM52 157H53V156H52ZM52 157H51V158H52ZM57 157H58V158H55V157H54V159H58V160H59L60 158H59L58 155H57ZM79 157H81V156H79ZM94 157H95V156H94ZM174 157H175V156H174ZM207 157H208V156H207ZM209 157H210V156H209ZM209 157L207 158V161H208V162H212L213 159H212V161H210L211 159H210ZM39 158H38V159H39ZM41 158H42V157H41ZM44 158L47 159V156H45ZM62 158H63V157H62ZM102 158H104V157H102ZM105 158H106V157H105ZM145 158H146V157H145ZM184 158H185V159H184ZM193 158H194V157H193ZM193 158H190V159H192V161H194ZM199 158H200V157H199ZM211 158H213V157H211ZM13 159H14V158H13ZM34 159H35V158H34ZM34 159H33V160H34ZM36 159H37V158H36ZM36 159H35V160H36ZM38 159L36 160V162L38 161ZM45 159H43V160H45ZM48 159H49V158H48ZM48 159H47V160H48ZM52 159H53V158H52ZM54 159H53V160H54ZM83 159H85V158H83ZM148 159H147V160H148ZM163 159H164V157H163ZM197 159H198V158H197ZM201 159H203V158L201 157ZM208 159H209V160H208ZM220 159H222V158H220ZM225 159H226V158H225ZM228 159H229V157H228ZM33 160H32V161H33ZM41 160H42V159H41ZM50 160H51V159H49V161H50ZM86 160H87V159H86ZM88 160H89L88 162H90V159H88ZM140 160H141V159H140ZM147 160H146V161H147ZM168 160H170V158H169ZM204 160H205V159H204ZM226 160H227V159H226ZM11 161H12V160H11ZM39 161H40V160H39ZM55 161H56V160L51 161V164H52V162H55ZM78 161H79V160H78ZM98 161H99V159H98ZM103 161H104V160H103ZM200 161H201V160H200ZM202 161H203V160H202ZM214 161H215V160H214ZM12 162H13V161H12ZM56 162H57V161H56ZM96 162H97V161H96ZM125 162H126V161H125ZM139 162H140V161H139ZM143 162H144V161H143ZM163 162H164V160L161 161L160 164H162ZM167 162H168V161H167ZM187 162H188V159H187ZM187 162H186V163H187ZM194 162H195V161H194ZM230 162H229V164H231ZM24 163H25V164H24ZM29 163H30V164H29ZM38 163H39V162H38ZM46 163H47V162H46ZM49 163H50V162H49ZM49 163H48V164H49ZM80 163H82V162L80 161ZM80 163H79V164H80ZM182 163H183V164H182ZM212 163H213V162H212ZM13 164L15 165V163H13ZM48 164H47V166H49ZM51 164H50V165H51ZM57 164H59V163H57ZM82 164H83V163H82ZM98 164H99V163H98ZM101 164L103 165L104 162H103V163L101 162ZM101 164H99V165H101ZM140 164H142V163H140ZM145 164H146V163H145ZM196 164H197V163H196ZM199 164H200V163H199ZM201 164H202V163H201ZM210 164H211V163H210ZM235 164H238V167H239V168H236V169H235V166H234ZM19 165H20V164H19ZM33 165H32V166H33ZM106 165H107V164H106ZM193 165H195V164H193ZM22 166H24V167H22ZM52 166H53V165H52ZM54 166H55V165H54ZM104 166H105V165H104ZM149 166H148V168H149ZM162 166H163V165H162ZM188 166H189V165H188ZM195 166H196V165H195ZM195 166H193V167H195ZM202 166H203V165H202ZM204 166H205V165H204ZM227 166H228V165H227ZM14 167H16V166H14ZM44 167H45V166H44ZM101 167H103V166H101ZM212 167H213V166H212ZM212 167H211V168H212ZM219 167H221V166H219ZM29 168H30V169H29ZM36 168H37V169H36ZM55 168H56V167H55ZM59 168H61V167H59ZM108 168H109V167H108ZM114 168H115V167H114ZM144 168H145V167H144ZM144 168H143V170H144ZM164 168H165V166H164ZM166 168H167V167H166ZM168 168H169V167H168ZM183 168H184V167H183ZM223 168H224V167H223ZM223 168H222V169H223ZM27 169H29V170H27ZM43 169H48V167H47V168H43ZM52 169H53V168H52ZM56 169H57V168H56ZM104 169L107 170L106 167H105ZM158 169H159V168H158ZM158 169H157V170H158ZM160 169H161V168H160ZM160 169H159V170H160ZM170 169H173V168H169V170H170ZM195 169H196V167H195ZM214 169H215V168H214ZM50 170H51V169H50ZM105 170H104V171H105ZM114 170H115V169H114ZM117 170H118V169H117ZM159 170H158V172H159ZM167 170H168V169H167ZM185 170L188 171V167H187V169L185 168ZM200 170H201V169H200ZM202 170H203V169H202ZM209 170H210V169H209ZM36 171H35V172H36ZM51 171H52V170H51ZM55 171H56V170H55ZM102 171H103V170H102ZM161 171H162V169H161ZM172 171H175V170H172ZM172 171H171V172H172ZM190 171H191V170H190ZM192 171H193V168H192ZM46 172H49V171L46 170L45 173H46ZM52 172H53V171H52ZM115 172H117V171H115ZM169 172H170V171H168V174H169ZM193 172L196 174V170H194ZM193 172H192V173H193ZM37 173H38V172H37ZM37 173H36L35 176H31V178H30L29 176H26V175H25V179H26L27 177H29V178H27L28 182H26V184H28L29 187H30V186H33V187H30V188H31V189L33 190V192H34V198H36V196H37V199H38V201H39V199H40L39 197H40V196L38 197V195H39V191H40V190L38 191V188L41 189V187H39V186H40L41 184H43V183L40 182V181H41V179H43V178H45V177H42V176L40 175V173H39L38 175H40L42 178H41L40 180L37 181V179L40 178V176H38V178L36 179V181H37V183L39 182V184H37V183H35V181H34L35 178H34V180H32L33 177H36V176H37ZM45 173H44V174H45ZM56 173H57V171H56ZM103 173H105V172H103ZM106 173H108V172H106ZM118 173H119V172H118ZM130 173H131V172H130ZM145 173H146V172H145ZM159 173H160V172H159ZM183 173H184V174H183ZM188 173H189V172H188ZM188 173H187V174H188ZM17 174H19V172H18ZM41 174H42V173H41ZM47 174H50V173H47ZM121 174H122V173H121ZM160 174H161V173H160ZM195 174L193 175V177L195 176ZM218 174H219V176H220V173H218ZM12 175H13V174H12ZM42 175H43V174H42ZM105 175H106V174H105ZM161 175H162V174H161ZM161 175H160V176H161ZM174 175H175V174H174ZM184 175H186V176H184ZM189 175H190V174H189ZM203 175H204V174H203ZM43 176H46V174L43 175ZM170 176H171V173H170ZM196 176H197V175H196ZM216 176H217V175H216ZM47 177H48V176H47ZM47 177H46L45 179H47ZM128 177H129V176H128ZM130 177H131V176H130ZM130 177H129V178H130ZM146 177H147V176H146ZM211 177H212V176H211ZM132 178H133V176H132ZM187 178H190V176H188ZM195 178H196V177H195ZM197 178H199V177L197 176ZM197 178H196V179H197ZM207 178H208V177H207ZM221 178H222V177H221ZM225 178H226V177H225ZM228 178H227V179H228ZM29 179L32 180V181L34 182V184H32L33 182L30 183ZM45 179H44V180H45ZM103 179L105 180V177H104ZM106 179H107V177H106ZM130 179H131V178H130ZM143 179H144V178H143ZM192 179H193V178H192ZM250 179H248V180H250ZM2 180H3V179H2ZM17 180H18V177H17ZM44 180H42V181L44 182ZM48 180H51V178L49 177ZM84 180H85V179H84ZM98 180H99V179H98ZM107 180H108V182H110L109 179H107ZM120 180H121V179H120ZM160 180H161V179H160ZM201 180H202V179H201ZM215 180H217V179H215ZM218 180H219V178H218ZM225 180H226V179H225ZM238 180H239V179H238ZM248 180H247V181H248ZM45 181H46V180H45ZM99 181H100V180H99ZM101 181H102V179H101ZM156 181H157V183H156ZM193 181H194V180H193ZM196 181H197V180H196ZM208 181H209V180H208ZM226 181H227V180H226ZM226 181H225V183H226ZM229 181H227L226 185L229 183ZM260 181H259V182H260ZM0 182H2V181H0ZM4 182H6V181H3V182H2V183H3L2 185L5 184ZM16 182H17V181L15 180V182H14V183H15V186H16V184H17ZM49 182H50V181H49ZM52 182H51V183H52ZM82 182H83V181H82ZM84 182H85V181H84ZM105 182H106V181H105ZM125 182H127V181H125ZM130 182H131V180H130ZM137 182H138V181H137ZM159 182H162V181H159ZM199 182H200V181H199ZM217 182H218V181H217ZM221 182H222V181H221ZM221 182H219V183L221 184ZM223 182H224V181H223ZM231 182H232V180H231ZM250 182H251V181H250ZM252 182H253V181H252ZM255 182H256V181H255ZM255 182H253V183L251 184V186H249L248 188L246 187V188L244 189V191L246 192V195H244V196H242V197H240V196L237 197V195H236V198H234V199H233V197H231V196H230V198L228 197L229 199H227V198H226L227 196H226V197H225V200H224V197H223V199L221 198V200H223V201H221V202H222L221 204L224 205L225 207H228L229 210H232L233 215H232V217H229V218H234L235 215H236L237 213H240L241 215H245L244 217H247L248 220H249L250 223H251L250 227H249L248 229L244 230V229H238L237 226H239V225H237V226H235V227H231V231L228 229V230L230 231L229 233L227 232L228 234H223L224 232H222L221 234L217 233V234H219V235H217V234H216V235L219 236V237H217V236H216V237H217L218 240L221 242V244H223V245H222V246H223V247H222L223 251H222V252L217 251L216 253H213V255L211 256L212 258L210 257L211 259H210V258L208 259V258L205 257V256H203V257H202V256H201V257H196V256H195L194 258H192L193 260H198V262H199V260H201V261H200V264H209V262H205V261H203V260H222V261H223V260H224V261L226 260V261L228 262V260L230 259V260H232V262H233V260H238V261H239V260H241V258L243 259V257H242L243 255L241 256V254L238 253V252H237L238 254H237V253L235 254V252H236V247H238V246H239V247H247L250 243H253L254 245H255V244L258 245V243L261 244V243L264 241V185H263V187H262V185L260 186V187H262L263 190L259 187L261 190L258 191V190H259L258 188H257L258 190L254 188V187H255V185H254ZM7 183H8V182H7ZM29 183H30V184H29ZM40 183H41V184H40ZM44 183H45V182H44ZM98 183H100V182H98ZM101 183H102V182H101ZM103 183H104V182H103ZM103 183H102V184H103ZM110 183H111V182H110ZM110 183H109V185H110ZM145 183H144V184H145ZM163 183H164V182H163ZM195 183H196V182H195ZM0 184H1V183H0ZM31 184H32V185H31ZM85 184H87V182H86ZM89 184H90V183H89ZM96 184H97V183H96ZM102 184H101V185H102ZM107 184H108V183H107ZM146 184H145V185H146ZM196 184H197V183H196ZM202 184H203V183H202ZM202 184H201V185H202ZM215 184H216V183H215ZM220 184H218V185L220 186ZM222 184H223V183H222ZM238 184H239V183H238ZM260 184H261V182H260ZM34 185H35V186H34ZM43 185H44L43 188L45 187V188L47 189V187L45 186V184H43ZM92 185H93V184H92ZM92 185H91V186H92ZM97 185H98V184H97ZM101 185L99 184V186H101ZM105 185H106V184H105ZM105 185H102V186H105ZM128 185H129V183H128ZM159 185H160V184H159ZM164 185H165V184H164ZM197 185H198V184H197ZM0 186H1V185H0ZM6 186H7V185H6ZM12 186H13V185H12ZM17 186H18V184H17ZM89 186H90V185H89ZM95 186H96V185H95ZM99 186H98V187H99ZM102 186H101V187H102ZM132 186H133V185H132ZM148 186H147V187H148ZM215 186H216V185H215ZM219 186H218V188H219ZM221 186H222V185H221ZM221 186H220V188H221ZM228 186H229V185H227L226 187H228ZM230 186H231V185H230ZM246 186H247V185H246ZM4 187H5V185H4ZM7 187H9L11 190L9 191V188H7ZM7 187H6L5 189H3L2 192H4V190H8V191H6V192H8V194L11 193V197H10V198L13 197L12 199H10V201L12 200L11 202L14 203V202H15L14 199H17L16 194H19L18 189H19V191H20L21 188H20V186H18V187H19L18 189H16L15 187H12V188H14V189L16 190V191L13 193L14 189L12 190V188L10 187V185L7 186ZM35 187H36V188H35ZM105 187H107V185H106ZM109 187L111 188V186H109ZM126 187H127V186H126ZM164 187H166V186H164ZM164 187H163V188H164ZM222 187H223V186H222ZM257 187H258V186H257ZM2 188H3V187H2ZM93 188H94V187L89 188V190H91V189H93ZM96 188H97V187H96ZM103 188H104V187H103ZM124 188H125V187H124ZM129 188H130V187H129ZM144 188H145V187H144ZM171 188H172V187H171ZM218 188H217V192L220 190V189H218ZM229 188H230V187H229ZM235 188H236V187H235ZM48 189H49V188H48ZM48 189H47V190H48ZM104 189L107 190L106 188H104ZM104 189H102L103 191H101V192H104ZM135 189H137V188L135 187ZM138 189H139V188H138ZM150 189H151V188H150ZM174 189H175V188H174ZM174 189L172 188V190H174ZM223 189H224V188H223ZM226 189H227V188H226ZM236 189H237V188H236ZM242 189H243V188H242ZM42 190H43V189H42ZM42 190H41V194H43L42 192L45 191V189H44L43 191H42ZM52 190H53V188H52ZM84 190H85L87 193H86ZM100 190H101V189H100ZM133 190H134V189H133ZM147 190H148V189H147ZM147 190H146V191H147ZM163 190H164V189H163ZM172 190H171V191H172ZM211 190H212V189H211ZM234 190H235V189H234ZM234 190H233V191H234ZM11 191H12V192H11ZM81 191H82V192H81ZM91 191H92V190H91ZM93 191H94V192H93ZM93 191H92V193H94V194L96 195V197L100 196V195H98V191H99L98 189H96V190L93 189ZM109 191L112 192V188L109 189ZM136 191H137V190H136ZM138 191H140V190H138ZM148 191H149V190H148ZM161 191H162V190H161ZM168 191H169V190H168ZM175 191H177V188H176ZM200 191H201V189H200ZM214 191H215V190H214ZM214 191H213V192H214ZM223 191H224V195H226L225 192H228V193L230 194V191H229V190H228V191L223 190ZM223 191H222V193H223ZM233 191H232V192H233ZM239 191H241V190H239ZM244 191H243L242 194H241V193H240V194L243 195V194H244ZM9 192H10V193H9ZM24 192H25V191H24ZM24 192H23L22 189H21V193H20V195H21V196L24 195ZM31 192H32V191H31ZM33 192H32V193H33ZM45 192H46V191H45ZM45 192H44V193H45ZM49 192H50V191H49ZM52 192H53V191H52ZM101 192H100V193H101ZM131 192H132V191H131ZM158 192H160V191H158ZM180 192L182 193V191H180ZM219 192H220V191H219ZM219 192H218V193H219ZM15 193H16V194H15ZM22 193H23V194H22ZM107 193H108V192H107ZM107 193H106L105 195H107ZM112 193H113V192H112ZM112 193H111V194H112ZM172 193H173V192H172ZM172 193H171V194H172ZM211 193H212V192H211ZM211 193H210V194H211ZM8 194L6 193V195H8ZM47 194H48V196L50 195L49 193H47ZM85 194H83L82 196L84 197ZM118 194H119V193H118ZM147 194H148V193H147ZM169 194H170V193H169ZM169 194H168V195H169ZM177 194H178V192H177ZM199 194H200V193H199ZM206 194H207V193H206ZM213 194H214V193H213ZM20 195H19V196H20ZM26 195H27V193H26ZM26 195H24V199H25ZM53 195H54V196H53ZM112 195H113V194H112ZM120 195H121V194H120ZM122 195H123V193H122ZM122 195H121V196H122ZM124 195H125V194H124ZM124 195H123V197H124ZM140 195H141V194H140ZM142 195H143V193H142ZM172 195H173V194H172ZM186 195H185V196H186ZM201 195H202V194H201ZM201 195H200V196H201ZM207 195H208V194H207ZM214 195H215V194H214ZM218 195H219V194H218ZM221 195H222V194H221ZM8 196H9V195H8ZM8 196H7V197H8ZM14 196H15V197H14ZM21 196H20V198H21ZM29 196H30V198L33 197L32 194H29ZM29 196H27V199L30 200ZM45 196L47 197L46 194H45ZM85 196H86V195H85ZM90 196H91V195H90ZM90 196H89V197H90ZM107 196H108V195H107ZM107 196H105V197L108 198ZM113 196H116V195H113ZM121 196H120V197H121ZM125 196H126V195H125ZM144 196L147 197L146 195H144ZM173 196H174V195H173ZM181 196L184 197L183 194H182ZM219 196H220V195H219ZM228 196H229V195H228ZM232 196H233V195H232ZM22 197H23V196H22ZM51 197H50V198H51ZM92 197H94V196H91V198H90L89 201H91ZM109 197H110V196H109ZM111 197H112V196H111ZM111 197H110V198H111ZM117 197H118V195L115 197L114 200L118 199ZM164 197H165V196H164ZM176 197H178V196H176ZM208 197H209V196H208ZM234 197H235V196H234ZM34 198H31V199H32V200H31V202H32L31 205H32L33 207H36V206L38 205V202L35 203V202L33 201V200H35ZM43 198H45L44 195H43ZM50 198H49V199H50ZM52 198H51V199H52ZM112 198H113V197H112ZM178 198H179V197H178ZM180 198H181V197H180ZM199 198H200V197H199ZM203 198H204V197H203ZM205 198H206V197H205ZM213 198H214V197H213ZM215 198H217V197H215ZM215 198H214V199H215ZM3 199L9 202V203L6 202V205H5L8 209H11V210L14 209L15 205H16L15 209L19 208V206H22V205H21V201H20V203H19V201H17V202H16L17 204L14 203V207H11V206H13V204H12L9 200H7L8 198H4V197H3ZM21 199H22V198H21ZM21 199H19V200H21ZM88 199H89V198H88ZM121 199H122V197H121ZM123 199H124V198H123ZM123 199H122V201H123ZM147 199L149 200V198H147ZM154 199H155V198H154ZM154 199H153L152 203H154ZM162 199H163V198H162ZM174 199H175V198H174ZM183 199H185V198H183ZM186 199H187V198H186ZM219 199H220V198H219ZM219 199L216 200L217 203L220 202ZM4 200H2V201L0 200V201L4 203V202H5ZM22 200H23V199H22ZM43 200H45V199H43ZM99 200H101L100 197H99ZM124 200H125V199H124ZM142 200H143V197H142V199H141V202H142L143 205H144L145 202L148 201V200H147V201H145V202L143 203V201L146 200V199H144L143 201H142ZM157 200H158V199H157ZM163 200H164V199H163ZM176 200H177V199H176ZM178 200H180V199H178ZM35 201H37V200H35ZM92 201H93V199H92ZM92 201H91V202H92ZM94 201H95V200H94ZM94 201L92 202V204H93V206L95 207V205H94L95 202H94ZM96 201H97V200H96ZM108 201H113V200H112V199H111V200L109 199ZM116 201H117V200H116ZM119 201H120V200H119ZM135 201H136V200H135ZM137 201L139 202V200H137ZM186 201H187V200H186ZM186 201H185V202H186ZM213 201H214V200H213ZM218 201H219V202H218ZM26 202H27V201H26ZM31 202H30V203H31ZM46 202H47V200H46ZM91 202H90V203H91ZM97 202H98V201H97ZM101 202H102V200H101ZM113 202H115V201H113ZM141 202H140V203H141ZM148 202H149V201H148ZM150 202H151V197H150ZM7 203H8V204L11 203V205H9L10 207L7 206V205H8ZM28 203H29V202H28ZM103 203H104V201H103ZM103 203H102V204H103ZM109 203H110V202H109ZM122 203H123V202H122ZM124 203H125V201H124ZM126 203H127V202H126ZM155 203H156V202H155ZM35 204H37V205L35 206ZM92 204H90V206H91ZM102 204H101V205H102ZM104 204H105V203H104ZM104 204H103V206H104ZM198 204H199V203H198ZM17 205H19V206H17ZM57 205H56V206H57ZM121 205H122V204H121ZM150 205H151V204H150ZM150 205H149L148 207H150ZM153 205H154V204H153ZM156 205H157V204H156ZM166 205H167V204H166ZM208 205H209V204H208ZM215 205H216V204H215ZM215 205H214V206H215ZM219 205H220V203H219ZM219 205H218V206H219ZM222 205H221V206H222ZM32 206H30L31 209H32ZM38 206H39V205H38ZM38 206H37V207H38ZM45 206H47V205H45ZM86 206H87V207H86ZM90 206H89V207H90ZM93 206H91V207H93ZM111 206H112V205H111ZM123 206H124V205H123ZM180 206H181V205H180ZM184 206H186V205H184ZM184 206H183V207H184ZM204 206H206V205H204ZM210 206L212 207L213 205L210 204ZM37 207H36V208H37ZM57 207H59V206H57ZM104 207H106V205H105ZM144 207H145V206H144ZM169 207H170V205H169ZM183 207H182V208H183ZM201 207H202V205H201ZM201 207H200V208H201ZM216 207H217V205H216ZM21 208H22L23 210L25 209V208H23V207H21ZM21 208H19V210H21ZM36 208H34V209H36ZM108 208H109V207H107V209H108ZM114 208H115V207H114ZM114 208H111V209H114ZM124 208H125V207H124ZM171 208H172V206H171ZM205 208L208 209L209 206H208V207L206 206ZM205 208H204V209H205ZM8 209H7V210H8ZM15 209H14V210H15ZM34 209H33V211H34ZM44 209H45V208H44ZM61 209H62V208H60V210H59V208H58L57 212H58V211H61ZM91 209H92V210H95V208H91ZM109 209H110V208H109ZM109 209H108V210H109ZM111 209H110L109 211H112ZM120 209H121V208H120ZM143 209H145V208H143ZM147 209H148V208H147ZM159 209H160V207H159ZM185 209H186V208H185ZM188 209H189V208H187V210H188ZM215 209H217V208H214L213 210H215ZM220 209H222V208H220ZM223 209H224V208H223ZM14 210H13L12 212H14ZM23 210H22V211H23ZM28 210H29V209H28ZM28 210H26V211H28ZM118 210H119V209H118ZM118 210H117V211H118ZM145 210H146V209H145ZM148 210H149V209H148ZM155 210H156V209H155ZM171 210H172V209H171ZM181 210H182V209H181ZM191 210H190V211H191ZM213 210L210 209L209 211L211 212V211H213ZM217 210H218V209H217ZM217 210H216V212H217ZM8 211H10V210H8ZM15 211H17V214H18V215H13V213H11L12 215L9 214V217H12V216H14V217H13V218H9V221H8V222L6 221L5 223L2 224V226H0V227H2L1 229H3V232H2V230L0 229L1 232H2V234H3L2 236H0V240H1V241L4 240V241H2V242L0 241V242H1V243H0V264H3V262H4L3 260H7V261H8V260H12L13 262H12V263L10 262V264H17V263H16V262H17L16 260H20L19 258L22 256L21 253L23 252V250L21 251V253H20L19 251H20L24 246H25L24 248H26V247H28V248H30V249L33 248V247L36 248L35 251L37 252V254L39 253L41 256H44L43 254H44V253H47V250H48V254H50L49 251H51L52 254H53V253L55 254V256H54V254H53V255L50 254V255L59 258L60 255H62V254H59V253L57 254V253H56V252H57V251H56V247H55V249H54V248L49 249L50 247H49L48 245H49L50 243L48 244V243L45 242L46 244H48L47 246H48L49 248H47L46 246H43V245H41V244H36V243H35L36 240H37V237H39V236H37L36 238L33 237V239H29V238H28L29 235H30V236H31V235H36V233H34V234H30V232H29V234H28V233H25V234H26L25 237L23 236V235H25L24 232H23V230H25V232H26V231H27V228H29L30 225H32V223H30V221H29L26 217L28 216L29 218H31V220L34 219V218H32L31 215H30L31 217L29 216V213H30L31 211L29 210L30 212H27L28 215H27V214L24 215V213H26L25 210L23 211V212H24L23 214H22V211H20L22 215L20 214V212H19L18 210H15ZM104 211H105V210H104ZM109 211H107V212H109ZM115 211H116V210H115ZM115 211L113 210V212H115ZM117 211H116V212H117ZM120 211H121V210H120ZM124 211H125V210H124ZM126 211H127V210H126ZM156 211H157V210H156ZM161 211H162V210H161ZM161 211H160V212H161ZM172 211H173V210H172ZM179 211H180V210H179ZM184 211H185V210H184ZM209 211H208V212L204 211V212H206V213H204V216H205L206 219L209 218L208 216H210V218H211V216H212V215H209ZM43 212H44V211H43ZM61 212L63 213V209H62ZM107 212L105 211L106 214H108ZM116 212H115V213H116ZM118 212H119V211H118ZM121 212H122V211H121ZM121 212H119L118 214H119V215H122L123 212H122V213H121ZM149 212H150V211H149ZM162 212H163V211H162ZM199 212H201V211L199 210ZM214 212H215V211H214ZM214 212H213V213H214ZM222 212H223V211H222ZM7 213H8V212H7ZM9 213H10V212H9ZM41 213H42V214H41ZM58 213H59V212H58ZM64 213H65V212H64ZM64 213H63V214H64ZM110 213H111V212H110ZM115 213H114V214H115ZM125 213H126V212H124V215H126ZM127 213H128V212H127ZM190 213H191V212H190ZM219 213H220V212L218 211L217 216H215V217H213V218H214V219H215V218L217 219V217L219 218ZM14 214H15V212H14ZM30 214H32V212H31ZM38 214H37V215H38ZM56 214H57V213H56ZM59 214H60V213H59ZM59 214H58V215H59ZM65 214H66V213H65ZM128 214H129V213H128ZM156 214H157V213H156ZM172 214H173V213H172ZM202 214H203V213H202ZM202 214H200V215H202ZM223 214L225 215L224 217L227 216L225 213H223ZM230 214H231V213H230ZM0 215H1V214H0ZM10 215H11V216H10ZM50 215H51V216H50ZM115 215H116V214H115ZM170 215H171V214H170ZM170 215H169V216H170ZM185 215H186V214H185ZM213 215H214V214H213ZM221 215H222V213H221ZM228 215H229V214H228ZM24 216H26V217H24ZM59 216H61V214H60ZM59 216H58V218H59ZM105 216H106V215H105ZM107 216H108V215H107ZM117 216H118V215H117ZM158 216H159V215H158ZM173 216H174V215H173ZM196 216H197V215H196ZM7 217H8V216H7ZM61 217H63V216H61ZM70 217H72V218H70ZM131 217H132V216H131ZM140 217H141V216H140ZM142 217H143V216H142ZM142 217H141V218H142ZM171 217H172V216H171ZM0 218H2V216H1ZM47 218H48V220H47ZM119 218H123V216H119ZM161 218H162V217H161ZM163 218H164V217H163ZM175 218H176V216H175ZM205 218H204V221H205ZM213 218H211V219L213 220ZM222 218H223V217H222ZM226 218H227V219H225V220H227V223H230V224H228V226L226 225V227L229 228V227H230L229 225H231V224L233 225V224L235 223V220H234V222H232L231 219H229L228 217H226ZM11 219H12V222H11ZM16 219H17L18 221H17ZM35 219H36V218H35ZM63 219H64V217H63ZM142 219H143V218H142ZM188 219H189V218H188ZM228 219H229V220H228ZM15 220H16V224H15ZM120 220H121V219H120ZM120 220H119V221H120ZM132 220H133V221H132ZM140 220H141V219H140ZM217 220H218V219H217ZM2 221H3V220L0 221V225H1ZM4 221H5V220H4ZM4 221H3V222H4ZM13 221H14V222H13ZM34 221H35V220H34ZM65 221H64V222H65ZM142 221H143V220H142ZM236 221H237V220H236ZM17 222H19L20 225L22 224V227L24 226L25 228L23 227V228H22L23 230H22V229L20 230L19 227H21V226L17 227V224H19V223H17ZM32 222H33V221H32ZM120 222H121V221H120ZM129 222H130V220H129ZM200 222H201V221H200ZM208 222H209V221H208ZM217 222H218V221H217ZM12 223H13V224H12ZM34 223H36V221H35ZM37 223H39V222L37 221ZM37 223H36V225H37ZM108 223H109V220H108ZM118 223H119V222H118ZM142 223H143V222H142ZM142 223H141V224H142ZM155 223H156V222H155ZM159 223H160V222H159ZM56 224H57V225H56ZM143 224H144V223H143ZM198 224H199V223H198ZM208 224H209V223H208ZM208 224H207V225H208ZM237 224H239V223H237ZM13 225H16V226H14V227L18 228V229L21 231V233H20L19 230L15 229V228L13 227ZM36 225H35V226H36ZM38 225H40V224H38ZM38 225H37V226H38ZM41 225L38 226V227L41 228V227H42ZM63 225H64V226H63ZM118 225H119V224H118ZM118 225H117V226H118ZM122 225H123V224H122ZM158 225H159V224H158ZM169 225H170V224H169ZM172 225H174V224H172ZM181 225H182V224H181ZM181 225H180V226H181ZM191 225H192V224H191ZM37 226H36V228H38ZM66 226H67V225H66ZM109 226H110V227H109ZM162 226H163V225H162ZM175 226H176V225H174L173 228H172V226H171V229H173V230H172V231H173V235H175V238H173L174 241H172V239H171V240H170L171 242L168 243V245H170L169 248H168V250L170 249V251H169V257H170V260H174V261H175V260H176V261L178 260L177 264H191L192 262H191V263H188L189 261H187V260L190 259L189 256H188V254H187V252H186L188 249L185 251V249L183 250V248H182V249L179 248V245L182 246V244H181L182 241H179V240L181 239V237H182L183 235H182L179 231H177L178 229L176 230V228H178V227H180V226H176V227H175ZM182 226L185 227V225H182ZM195 226H196V225H195ZM119 227H120V226H119ZM191 227H192V226H191ZM197 227H198V226H197ZM39 228H38V230H39ZM55 228H56V229H55ZM65 228H67V227H65ZM100 228H101L102 230H99ZM192 228H193V227H192ZM199 228H202V227H199ZM199 228H198V229H199ZM73 229H75V228H72L71 231H72ZM114 229H116V227H114ZM160 229H161V228H160ZM169 229H170V227H169ZM179 229H180V228H179ZM181 229H182V227H181ZM183 229H184V228H183ZM196 229H197V228H196ZM225 229L227 230V228H225ZM225 229H224L223 231H225ZM40 230H39V231H40ZM30 231H31V230H30ZM36 231H37V230H36ZM79 231H81V234H80ZM99 231H101L102 234H100ZM194 231H195V230H194ZM196 231H197V230H196ZM196 231H195V232H196ZM200 231H201V230H200ZM1 232H0V235H1ZM22 232H23V234H22ZM33 232H34V231H33ZM48 232L50 233V235L48 234ZM66 232H67V231H66ZM69 232H70V230H69ZM72 232H73V231H72ZM78 232H79V234H78ZM151 232H152V231H151ZM158 232H159V231H158ZM160 232H161V231H160ZM160 232H159V233H160ZM181 232L183 233V231H181ZM191 232H192V231H191ZM219 232H220V231H219ZM31 233H32V232H31ZM39 233H40V232H38V235H39ZM89 233H90L91 235H93V237H90V236H89ZM98 233H99L100 235H98ZM156 233H157V232H156ZM169 233H170V232H169ZM196 233H197V232H196ZM212 233H213V232H212ZM21 234H22V235H21ZM40 234H41V233H40ZM60 234H61V235H60ZM66 234H67V233H66ZM68 234H69V233H68ZM160 234H161V233H160ZM160 234H159V235H160ZM162 234H163V231H162ZM166 234H167V233H166ZM200 234H201V233H200ZM171 235H172V234H171ZM173 235H172V236H173ZM181 235H182V236H181ZM22 236H23L24 239L26 238V240L29 239V240H32V241H26V240H24L23 238H22V239H23V240H22V239H21ZM94 236H95V237H94ZM123 236L126 237L127 239L129 238V240H127L126 238H125V239H126V241H128V242L130 241V243H128V242L125 243L124 241L120 240V238L123 237ZM157 236H158V233H157ZM180 236H181V237H180ZM226 236H227V237H226ZM1 237H2L3 239H2ZM41 237H40V238H41ZM124 237L121 238V239H124ZM158 237H159V236H158ZM170 237H171V236H170ZM170 237H169V238H170ZM202 237H203V236H202ZM31 238H32V237H31ZM34 238H35L36 240H34ZM40 238H38V240H39ZM62 238H61V239H62ZM155 238H156V237H154V239H155ZM182 238H183V237H182ZM226 238H227V239H226ZM41 239H42V238H41ZM50 239H49V240H50ZM61 239H60V240H61ZM63 239H62V240H63ZM156 239H157V238H156ZM156 239H155V240H156ZM17 240H18V242H16ZM19 240H22V241H19ZM38 240H37V243H39ZM49 240H48V242H49ZM53 240H54V239H53ZM53 240H52V241H53ZM158 240H159L160 242L164 241V239H163L162 237H159V238L157 239V241H158ZM44 241H45V240H44ZM46 241H47V239H46ZM50 241H51V240H50ZM52 241H51V242H52ZM159 241H158V242H159ZM183 241H184V240H183ZM8 242H10V243H8ZM160 242H159V243H160ZM186 242H187V241H186ZM53 243H54V242H53ZM107 243H110L113 247L111 246V247L109 248L108 246H106ZM154 243H155V242H154ZM183 243H184V242H183ZM77 244H78V243L76 242V245H77ZM160 244H161V243H160ZM253 244H252V245H253ZM262 244H263V243H262ZM262 244H261V245H262ZM51 245H52V244H51ZM65 245H66V246H65ZM78 245H79V244H78ZM100 245H104V247L106 246V247H108L109 249H106V248H104V247L102 246L104 250H102L101 253L99 252V256H98V255L95 254L94 252L97 250V247L100 246ZM107 245H108V244H107ZM153 245H154V244H153ZM157 245H159V244L157 243ZM157 245H156V246H157ZM161 245H163V244H161ZM172 245H174V246H172ZM227 245H228V246H229V245H230V246L232 245V246H233V250H231L232 247L229 249L230 246L228 247ZM261 245H259V246H261ZM175 246H177V247H175ZM250 246H251V245H250ZM250 246H249V247H250ZM259 246H258V247H259ZM51 247H53V245H52ZM164 247H165V246H164ZM172 247H173V249H171ZM174 247H175V248H174ZM182 247H184V246H182ZM253 247H254V246H253ZM253 247H252V248H253ZM255 247H256V246H255ZM262 247H263V246H262ZM262 247H261V248L259 247L260 249H259V248H258V249L261 251ZM28 248H26V250H27ZM72 248L75 249V245H74V247H72ZM98 248H99V247H98ZM256 248H257V247H256ZM189 249H190V248H189ZM237 249H238V248H237ZM253 249H254V248H253ZM258 249H255V250L257 251ZM98 250H99V249H98ZM98 250H97L96 252H98ZM182 250H183L184 252H183ZM193 250H195V249H193ZM193 250H192V251H193ZM259 250H258V251H259ZM262 250H263V249H262ZM30 251H31V250L27 251V254H28V252L32 254V252H30ZM32 251H34V250L32 249ZM43 251H46V252H43ZM67 251H68L69 254H70L71 248H70V251H69L68 249H67ZM72 251L75 252V250H72ZM77 251H78V250H77ZM158 251H159V250H157V253H159ZM160 251H161V250H160ZM189 251H190V250H189ZM189 251H188V252H189ZM234 251H235V252H234ZM237 251H238V250H237ZM18 252L20 253L19 256L21 255L20 257L18 256ZM112 252H113V251H112ZM165 252H166V251H165ZM233 252H234V254H233ZM240 252H242V251H240ZM42 253H43V254H42ZM60 253H62V252H60ZM72 253H73V252H71L70 256L74 254V253H73V254H72ZM79 253H80V252H79ZM81 253H82V251H81ZM155 253H156V250H155ZM193 253H194V252H193ZM205 253L207 254V252H205ZM257 253H258V252H257ZM261 253L263 254V252H260L259 255H261ZM22 254H23V253H22ZM75 254H76V253H75ZM165 254H166V253H165ZM203 254H204V253H203ZM25 255H26V254H25ZM25 255H24V256H25ZM32 255H33V254H32ZM34 255H35V254H34ZM40 255H37V256H40ZM78 255H79V254H78ZM81 255H82V254H81ZM100 255H101V257H100ZM129 255H130V256H129ZM138 255H139V254H138ZM154 255H155V256H154ZM210 255H211V254H210ZM233 255H235V256H234L235 259L232 258ZM263 255H264V254H263ZM27 256H28V255H27ZM46 256H48V255H46ZM75 256H76V255H75ZM117 256H118V255H117ZM128 256H129V257H128ZM164 256H165V258H167L166 255H164ZM61 257H62V256H61ZM61 257H60V258H61ZM72 257H73V256H72ZM103 257H104V255H103ZM140 257H141V256H140ZM153 257H154L155 259H154ZM160 257H161V256H160ZM160 257H159V260H160ZM191 257H193V254H192ZM257 257H258V256H257ZM21 258H22V257H21ZM28 258H29V257H28ZM30 258H31V257H30ZM37 258H38V257H37ZM37 258H36V259H37ZM48 258H49V257H48ZM48 258H45V260H49V261H50V260L53 259V258H52V259H48ZM50 258H51V257H50ZM60 258H59V260H60ZM101 258H102V259H101ZM146 258L144 257V259H146ZM152 258L154 259L155 262L152 261V260H153ZM231 258H232V259H231ZM32 259H33V256H32ZM70 259H71V258H70ZM72 259H73V258H72ZM141 259H142V258H141ZM141 259H139V257H137V258H135L134 260H136L137 263H138V260H141ZM144 259H143V260H144ZM162 259H163V258H162ZM260 259H261V258H260V256H259V260H260ZM14 260H15V262H14ZM21 260H22V259H21ZM25 260H27V259L25 258ZM33 260H34V259H33ZM53 260H54V259H53ZM93 260H92V261H93ZM110 260H111V261H110ZM115 260L117 261V260H120V259L116 258ZM163 260H166V259H163ZM190 260H191V259H190ZM244 260H245V258H244ZM244 260H243V261H244ZM254 260H255V259H254ZM259 260H258V261H259ZM262 260H264V258H262L260 261H262ZM2 261H3V262H2ZM23 261H24V259H23ZM29 261H30V260H29ZM29 261H28V262H29ZM55 261H56V260H55ZM174 261H173V262H174ZM222 261H218V262L221 263ZM45 262H46V261H45ZM79 262H80V261H79ZM106 262H107V261H106ZM109 262H107V263H109ZM139 262H141V261H139ZM142 262H143V261H142ZM160 262H162V261H158V264H160ZM173 262H172L171 264H174ZM235 262H236V261H235ZM262 262H263V261H262ZM48 263H49V262H48ZM52 263H53V262L51 261V264H52ZM54 263H55V262H54ZM94 263H95V262H94ZM107 263H106V264H107ZM111 263L113 264V262H111ZM111 263H109V264H111ZM210 263H211V262H210ZM220 263H219V264H220ZM222 263L224 264V263H226V262H222ZM243 263H244V262H243ZM253 263H254V262H253ZM258 263H259V262H258ZM5 264H6V261H5ZM8 264H9V263H8ZM19 264H20V263H19ZM60 264H61V262H60ZM116 264H117V263H116ZM161 264H162V263H161ZM198 264H199V263H198ZM212 264H213V263H212ZM214 264H216V263H214ZM217 264H218V263H217ZM233 264H234V262H233ZM235 264H238V262H236Z\"/></svg>", "mask_w": 264, "mask_h": 264}]
</instances>
